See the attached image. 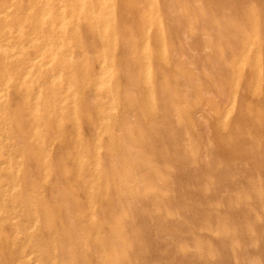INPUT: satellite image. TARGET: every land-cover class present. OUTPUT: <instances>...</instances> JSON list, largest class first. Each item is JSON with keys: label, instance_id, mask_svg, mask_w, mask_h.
<instances>
[{"label": "rangeland", "instance_id": "obj_1", "mask_svg": "<svg viewBox=\"0 0 264 264\" xmlns=\"http://www.w3.org/2000/svg\"><path fill=\"white\" fill-rule=\"evenodd\" d=\"M4 1H6V2H4ZM3 2H1L0 3V25H2L3 27H1L0 28V36L2 37V38H0V57L2 58L3 57V59H1L0 60V63H1V61H4L5 60V62H6V64H7V66H5L6 64H5V62H4V66H3V68H2V63L0 64V78L1 79H3L2 78V75L4 76V74L6 75V77H8V75H9V77L8 78H10V80H9V82H4L3 81V83H1L2 82V80L0 81V86H3V88H5V91L3 92L4 94L2 95V101H3V103L2 102H0V137H1V139H3V142H0L1 143V145H0V184H2V185H0V194H1V190L3 191V189H4V191L3 192H5V194H1V196H2V198H4V200L1 198V196H0V199L2 200H0V203H2V204H0V235H1V239H3L2 241L0 240V243H2V246H0V248H2V249H0V264L2 263V264H10V261H11V264H35V262H36V264H38V263H40V264H45V260H46V263H48V264H59V261H61L62 262V260H63V262H62V264H79L80 262V264H106L105 262H107V264H118V262H119V259H120V264H122V262L124 263L125 262V264H129V262H130V264H134V262L137 260V263L138 264H140L139 263V261L141 262V264H145V263H148V264H154L155 262H154V260L155 259H157V260H155L156 261V263L155 264H157V263H160L159 262V260L160 261H163L164 260V263L165 264H169V263H171L172 264V262H173V264H187V263H189V264H213V263H217V264H221V263H223L224 261H227V262H229V263H227V262H224V264H245V262H246V260H247V262H246V264L248 263V264H264V257L263 256H261L262 255V252L264 251V250H260V249H262V247H263V249H264V228H263V226H264V207L261 209V205H263L264 206V198L262 197V196H264V189L262 190L261 189V187L262 188H264L263 186H264V180L263 181H261V183H260V180H259V178L261 177V178H263L264 179V125L262 124V123H264V38H263V36H264V0H262L263 1V6L261 5L262 4V1L260 0V1H258V0H246V1H244V0H234V2L236 3V5H234L235 3L233 2V0H221L223 3H221V1H219V0H210V3H209V0H188V1H186V0H181L182 1V4L180 3L181 1L180 0H167V2L169 3H166V1H162V0H142V1H139V0H136L137 1V3H136V1L134 0V2H133V0H128L129 2H131L132 3V5H131V3H130V5L131 6H133V7H131L130 5H127L128 3V1L126 2L127 4H124V8H125V10L124 11H121L122 9H123V7H121L120 5H122L123 3H125V0H123V2H122V0L120 1V3L122 2V4H120L119 2H118V0H113L112 2H110V5H108L109 7H108V11H107V9H106V11H107V13H108V15H104V17L103 18H105L106 20H110V31H111V35L113 36V38H111L112 36H109L107 39H110L111 38V42L113 43V47H111L110 49L109 48H106L105 46H106V43H105V41H102L101 39H100V37H98L97 38V36H98V33L96 32V31H93V33L94 34H92L91 32H90V30H89V32H88V30L87 29H85V28H88V26H87V23H83L84 21H79V19L78 18H76V20H75V18H71V16H70V14H71V10H70V7L68 8V9H66V11L64 10V12L65 13H63V11L61 12V14H62V16H63V18H64V20H63V23L60 21V20H62L61 18H60V12H59V8H57V6H58V0H25V1H27L26 3H25V1H23V0H4ZM7 1H8V3H7ZM10 1H11V3H12V5L11 4H9L10 3ZM42 1V2H41ZM51 1H52V3H51ZM65 2H67L68 4L72 1V0H64ZM144 1H145V4H144ZM162 2V6H161V2ZM171 1H173V3L171 2ZM180 1V2H179ZM195 1V5H193V2ZM229 1V2H228ZM94 2L96 3L97 2V4L99 3V1H97V0H94ZM94 2L91 4L92 6H95L94 5ZM140 2V3H139ZM148 4H147V3ZM187 2H189L188 4H187ZM199 2H200V4H199ZM220 2V3H219ZM231 2H233L232 4L234 5V6H232L231 5ZM261 2V3H260ZM22 3H24L23 5H22ZM43 5H42V4ZM116 3V4H115ZM119 3V4H118ZM138 3H139V5H138ZM143 3V4H142ZM157 3V4H156ZM184 3V4H183ZM192 3V4H191ZM197 3V4H196ZM211 3H212V5H211ZM229 3V6H225V4L227 5ZM30 4V7H28L27 5H29ZM39 5V6H41V7H39V6H36V5ZM137 4V5H136ZM164 4H166V5H164ZM172 4V5H171ZM222 4H224V5H222ZM2 5V6H1ZM25 5V6H24ZM135 5H136V7L138 8V10L139 11H137V9H136V7H135ZM143 5V6H142ZM149 7V8H147L146 9V7L147 6ZM156 5V6H155ZM170 7H168V6ZM179 5V6H178ZM184 5V6H183ZM197 5V7H195ZM4 6H5V9H3L4 8ZM21 6H22V8H21ZM28 7V9H27V7ZM43 6V7H42ZM71 6H73V8H75V4H72ZM116 6H118V8L116 7ZM128 6V7H127ZM130 6V7H129ZM140 6V7H139ZM146 6V7H145ZM174 6V9H172V7ZM180 6H182L181 8H180V10L178 9ZM187 6H188V8H187ZM190 6H191V8H190ZM194 6V7H193ZM202 6L204 7V8H202ZM35 7H37V10H36V8ZM56 8L55 10L57 11V12H59V13H54V12H56L55 10H53V8ZM126 7L128 8V11H126ZM135 7V8H134ZM143 7H145V8H143ZM156 7V8H155ZM165 8V9H163V8ZM198 7H200L199 9L201 10V11H203V12H200V10L198 9ZM209 7H210V10H211V13H208V9H209ZM212 7H214L213 9H212ZM230 7V8H229ZM232 7H233V10H232ZM259 7H261V8H259ZM21 8V9H20ZM39 8H40V11H39ZM161 8H162V10H161ZM168 8V9H167ZM182 8H183V10H182ZM192 8H194L193 10H194V14H193V10H192ZM228 9V11L226 10V9ZM3 9V10H2ZM12 9V13L10 12V10ZM24 9V10H23ZM26 9V10H25ZM141 9V10H140ZM144 9V10H143ZM148 9L150 10V13H149V11H148ZM178 9V10H177ZM187 9V10H186ZM219 9H220V13L222 12V10H223V13H221V15H220V13L218 12L219 11ZM240 9V10H239ZM15 10H17L16 12H15ZM22 10V11H21ZM51 10V15L53 16H51V15H49L50 14V11ZM116 10H118V11H116ZM129 10H130V12H129ZM134 10V11H133ZM135 10L137 11V12H135ZM168 10H172V12L170 13V11H168ZM175 10H176V12H177V14H176V12H175ZM198 12H197V11ZM229 10H230V13H228L229 12ZM27 12V14H26V12ZM32 11V12H31ZM39 11V12H38ZM119 11H121L120 12V14L118 15V13H119ZM131 11H132V13H131ZM141 11V12H140ZM143 11H145L144 13L146 14H143L142 12ZM147 11H148V14H147ZM185 11V12H184ZM188 11H190V12H188ZM214 11H216V13H214ZM33 12H35V14L33 13ZM123 12V13H122ZM124 12H126V13H124ZM129 14H128V13ZM133 12H134V14H133ZM139 12V13H138ZM162 12H165V13H162ZM175 12V13H174ZM179 12H181L180 13V15H185V14H188V16L187 15H185V16H180L179 15ZM188 12V13H187ZM226 12H227V14H226ZM32 13H33V15H32ZM37 13V14H36ZM41 13V14H40ZM121 13L123 14V15H121ZM167 13H170V15L168 14L167 15ZM197 13H199V14H197ZM204 13V15H202V14ZM207 13V14H206ZM212 13H213V15H212ZM2 14H5L6 15V18H5V15H2ZM32 16H31V15ZM45 14V15H44ZM69 14V15H68ZM124 14H128L127 16H126V18L128 19H126V21H125V15ZM137 14H138V19L136 18L137 17ZM140 14V15H139ZM209 14H210V16H209ZM250 14H258V15H260L261 16V19H263V22H262V26H263V29H262V27H260V43H259V45H255L253 48H252V52L250 53V56H249V60H248V62H247V64L245 63L244 64V68L242 69V71H241V74L239 75V77H238V80H237V82H236V79H235V75H236V72H235V67H233L234 66V64L232 63V62H235L236 60H237V56L239 55V54H241V53H243L242 52V49H243V47L240 45V50H241V52H240V50H239V45H237V41H236V38L235 39H233L234 37L233 36H236L237 35V33L236 32H234L235 33V35H233L234 33L233 32H231L232 30H228L227 28H225L226 27V25L228 24V23H235L236 25H238V26H241V27H245V26H247V18L246 17H248ZM25 15V16H24ZM36 15V16H35ZM68 15V16H67ZM135 15V16H134ZM143 16V18H142V16ZM175 15L176 17H177V20L175 21V19H176V17L173 16ZM201 15V19L203 20V18H204V20H203V22H202V20L199 18V16ZM248 15V16H247ZM4 16V17H3ZM51 16V17H50ZM65 16V17H64ZM122 16V17H121ZM131 16V17H130ZM133 16H134V22H137V24L138 25H136L132 20H130V19H133ZM166 16H168V17H166ZM171 16V17H170ZM180 16V17H179ZM191 16V17H190ZM206 16H207V18H206ZM212 16V17H211ZM220 18H219V17ZM35 17H36V21H35ZM55 17V18H54ZM119 17H121V18H119ZM146 17V18H145ZM165 17V18H164ZM170 17V18H169ZM190 19H189V18ZM208 17H209V19H212V21L211 20H209L208 19ZM222 17H224L223 19H222ZM3 18H4V20H3ZM9 18V19H8ZM11 18V19H10ZM22 18V19H21ZM34 18V19H33ZM48 18H49V20H48ZM59 18V19H58ZM71 18V19H70ZM130 18V19H129ZM140 18H142L141 20H139ZM148 18V19H147ZM174 18V19H173ZM179 18V19H178ZM183 18H186V19H184L183 20V22H182V19ZM230 19V20H228V19ZM44 19V20H43ZM58 20V22H57V20ZM74 19V21L72 22L71 20H73ZM118 19V20H117ZM120 19V20H119ZM121 19H124V21H123V23H122V21H121ZM137 19V20H136ZM144 19V20H143ZM145 19H147V22H148V24H147V22H146V20ZM164 19V20H163ZM165 19H168V20H166V22H164L165 21ZM191 20V23L188 21V23L186 22V20ZM207 19L209 20V21H207ZM216 19V20H215ZM8 20H9V22H8ZM15 20H17L16 21V23H15ZM30 20V21H29ZM32 20H34V21H32ZM47 20H48V22H47ZM52 20V21H51ZM53 20H54V22H53ZM138 20H139V22L140 23H138ZM170 20V21H169ZM174 21V25L172 26V24L170 25V23H173V21ZM181 20V21H180ZM198 20L200 21V22H202V23H198ZM5 21V23L4 24H6V25H4L3 24V22ZM29 21V22H28ZM32 21V22H31ZM69 21H71V23L73 24V23H75V24H73V25H70L71 23L69 22ZM130 21V22H129ZM145 22V24H144V22ZM170 23H169V22ZM179 21H180V23H179ZM214 24V23H219L218 24V26H219V30L218 29H216V31H215V25H213L211 22ZM216 21V22H215ZM218 21V22H217ZM12 22V23H11ZM61 22V23H60ZM129 23V25L128 26H126L128 23ZM176 22V23H175ZM178 22V23H177ZM181 22H182V24H184V28L182 27V24H181ZM197 22V23H196ZM19 23V24H18ZM35 23H36V25H35ZM57 23V24H56ZM119 23H121L120 24V26H119ZM124 23H126L125 25H124ZM133 23V26L131 25ZM141 23H143V25L141 24ZM186 23V24H185ZM208 23V24H207ZM14 24V25H13ZM49 24V25H48ZM118 24V25H117ZM139 24H141L142 26H140ZM177 24V25H176ZM179 24V25H178ZM187 24H188V26H187ZM212 24V25H211ZM55 25V26H54ZM62 25V26H61ZM203 25H204V27H203ZM222 25V26H221ZM17 28H16V27ZM42 26V27H41ZM45 26V27H44ZM47 26H48V28H49V30H51L50 31V33H52V34H48V32L47 31H49V30H47ZM57 26V28L59 29H57L56 30V27ZM62 27V28H60V27ZM72 27V28H69V27ZM74 26V27H73ZM84 26V27H83ZM111 26H113V28L114 29H111ZM120 28H119V27ZM125 26L126 27H129V28H125ZM135 26V27H134ZM139 26V27H138ZM154 26H156V28H155V30H153L154 28ZM167 28H166V27ZM168 26H170V27H168ZM173 28H172V27ZM176 26L178 27L177 29H176ZM186 26V27H185ZM190 26V27H189ZM206 26H207V28H208V31H207V29H206ZM7 27H9V29L7 28ZM33 27V28H32ZM130 27H132V28H130ZM138 29H137V28ZM141 27V28H140ZM147 27V28H146ZM181 28V30H179L180 28ZM188 27V28H187ZM192 27H195V29L193 28L192 29ZM200 27V28H199ZM212 27V28H211ZM15 28V29H14ZM85 29V32H82V30L83 29ZM143 29V30H145V32H142L143 30H141V33H140V29ZM191 28V29H190ZM217 28V27H216ZM220 28H223V29H221L220 30ZM35 29V30H34ZM39 29V30H38ZM55 29V30H54ZM82 29V30H81ZM124 29V30H123ZM129 29V30H128ZM135 29V31H136V34L134 33L135 31H132V30H134ZM169 29H172L171 31L169 30ZM175 29L179 32V37H180V39H181V41H182V39L185 41L184 43H185V45L184 44H182L183 43V41L181 42V41H179V37L178 36H173V35H175V33L174 32H177V31H175ZM190 29V30H189ZM204 29V30H203ZM16 32H15V31ZM25 30H27V32H25ZM29 30H31V31H29ZM44 30H45V32H44ZM47 30V31H46ZM61 30H63V33L61 32ZM139 30V31H138ZM155 32V34L154 35H156V36H154V37H157V39H156V41H159V42H161V43H155V44H157V45H155V44H152V43H154V42H156L155 40H154V38H152V33H153V31ZM158 30V31H157ZM159 30H161L160 32H159ZM167 30V31H166ZM174 30V31H173ZM186 30H188V31H186ZM194 30V31H193ZM206 30V31H205ZM8 31H10V34H8L9 32ZM32 31H33V33H32ZM36 31V32H35ZM80 31H81V34H80ZM124 31H127V32H124ZM152 31V32H151ZM173 31V32H172ZM183 33V35H181L180 33L181 32ZM191 31V32H190ZM203 31V32H202ZM210 31V32H209ZM227 31H228V34H227ZM6 32H7V34H6ZM59 32V33H58ZM88 32V33H87ZM96 32V33H95ZM139 32V33H138ZM159 32V33H158ZM178 32L176 33L177 35H178ZM189 32V33H188ZM194 34H193V33ZM212 32V33H211ZM216 32V33H215ZM224 32V33H223ZM3 33V34H2ZM5 33V34H4ZM16 33V34H15ZM44 33V34H43ZM55 33V34H54ZM66 33V34H65ZM74 34V36L72 35L71 36V34ZM84 33L86 34V35H84ZM126 33V34H125ZM129 33V34H128ZM133 33V34H132ZM170 34V36H168L169 34ZM207 33V34H206ZM215 33V34H214ZM218 33H220V35H221V38L222 37H224L225 39H221L220 38V35H217ZM12 34H15V35H13L12 36ZM41 34H42V36H41ZM60 34H61V36H60ZM77 34V35H76ZM90 34H91V36H90ZM96 34V35H95ZM120 34V35H119ZM125 36H124V35ZM136 36H135V35ZM167 34V35H166ZM185 34H186V38H185ZM188 34V35H187ZM226 34V35H225ZM8 36V38L7 39H4V41H3V38H5V37H7ZM35 35H37V37H35ZM49 35H50V37L53 35V37H52V39L53 38H56V36H58L56 39L59 41L60 40V43L57 41L56 42V39H53L54 41H52V39L50 38L49 39ZM93 35H95V37L93 36ZM132 35V36H131ZM140 35V36H139ZM172 35V36H171ZM31 36H32V39H30L31 38ZM41 36V37H40ZM46 36H47V38H46ZM83 36V37H82ZM84 36H87L86 38L84 37ZM90 36V37H89ZM93 36V39L91 38ZM117 36H119V37H117ZM133 36H135V38H133ZM139 36V37H138ZM215 36V37H214ZM218 36H219V38H218ZM231 36V37H230ZM73 37L75 38V40H77L76 42H75V40L73 39ZM120 37H123V38H121V41H122V39H123V41H125L126 39L128 40V41H125V42H120L119 40V38ZM162 37V38H161ZM182 37V38H181ZM193 37H195V39L197 40L198 38L200 39H198L199 40V42H195V39H193ZM204 37V38H203ZM208 37L210 38V39H208ZM211 37H212V39H211ZM233 37V38H232ZM18 38L20 39V42H19V40H18ZM25 38H26V40H25ZM87 39L86 41H85V39ZM97 38V39H96ZM130 38H133V39H130ZM159 38V39H158ZM161 38V39H160ZM170 38V40L168 41V39ZM173 38H175V39H177L178 40V43L181 45L182 44V47L180 46V45H178L177 46V42H174V41H176V40H174L173 41ZM203 38V39H202ZM213 38H215V39H213ZM227 38V39H226ZM27 39L29 40V41H27ZM36 39H37V41H38V43H37V41H36ZM84 39V40H83ZM91 39V40H90ZM100 39V41L99 42H97V40H99ZM125 39V40H124ZM136 39H138V40H140V41H138V40H136ZM141 39L143 40V41H141ZM145 39V40H144ZM150 39H151V41H150ZM186 39H187V42H186ZM218 39H220L219 41H220V44H219V42H217V40ZM233 40V42H232V40ZM12 40L13 41H15V42H12ZM18 40V41H17ZM47 40V41H46ZM52 42H51V41ZM88 40H90V41H88ZM94 40V42H91V41H93ZM96 40V41H95ZM172 40V41H171ZM203 40V43H205L204 45H202L203 43L201 42ZM206 40V41H205ZM208 40V41H207ZM211 40V41H210ZM216 40V41H215ZM228 40V41H227ZM2 41V42H1ZM16 41H17V43H16ZM45 41H46V43H45ZM66 41H68V43H66ZM74 41V42H73ZM84 42L83 44L86 46V44L88 45V47H87V49H84V48H86L85 46H83V44H81L82 42ZM130 41V42H129ZM170 41H171V43H170ZM235 41V42H234ZM9 44H8V43ZM49 42V43H48ZM56 42V43H55ZM74 44H73V43ZM97 42V43H96ZM105 43V44H103V43ZM128 42V43H127ZM131 42H132V44H133V42L135 43V44H133L134 46L135 45H137V47L138 48H136L135 49V51L134 50H132L133 48H135V47H133V45H130L131 44ZM141 42V43H140ZM210 44H208V43ZM214 42H216L217 43V45H218V47H221V48H218L217 47V45H216V43L214 44ZM223 42H224V44L226 43V42H229V44H231V45H229L228 46V43H226V45H224L223 44ZM14 43H15V45H14ZM35 43H37V44H39V45H37L36 47H35ZM66 43V44H65ZM76 43V44H75ZM78 43H80L79 45H78ZM90 43L92 44V46L90 45ZM102 43V47H100L101 44ZM195 43V44H194ZM234 43H236V45L234 44ZM20 44H22V45H20ZM50 44V45H49ZM67 44H69V46H68V48H69V50L67 49L66 50V47H67ZM72 44V45H71ZM95 44V45H94ZM121 44H123L124 45V48L121 46ZM127 44V45H126ZM129 44V45H128ZM175 44V45H174ZM189 46H188V45ZM194 44V45H193ZM198 46H197V45ZM214 44V45H213ZM53 45V46H52ZM93 45H94V48L96 49V50H94V51H92L94 48H92L93 47ZM96 45H99V47L100 48H98V46H96ZM119 45H120V47H119ZM183 45H184V47L187 49V50H185V48L183 47ZM196 45V46H195ZM235 45V46H234ZM39 46V47H38ZM70 46H71V48H70ZM78 46V47H77ZM82 46V47H81ZM89 46H91V47H89ZM127 46V47H126ZM132 48H131V47ZM155 48H154V47ZM157 46V47H156ZM159 46H160V48H159ZM193 46H194V48H193ZM202 46H204L205 48L207 47L208 49H210V50H208L207 48L205 49L204 47H202ZM224 46V47H223ZM226 46V47H225ZM5 47V48H4ZM49 47V48H48ZM52 47H54L53 49H52ZM78 49H80V50H83L82 52L80 51V50H78ZM128 47H129V49L130 50H132V51H130L129 49H128ZM141 47V48H140ZM168 47H169V49H168ZM174 47V48H173ZM201 47L202 48H204L205 49V51H204V49H201ZM213 47V48H212ZM234 47V48H233ZM235 47H237V48H235ZM38 49V50H35V52H37L38 53V55H37V53H34L35 55H33L32 53L34 52V49ZM83 48V49H82ZM92 48V50H90V49ZM104 48V49H103ZM117 48H119V49H117ZM124 50V52H123V50ZM170 48H172V51H171V49ZM179 49V50H175V49ZM182 50H181V49ZM189 48V49H188ZM199 48V49H198ZM216 48V49H215ZM228 50H230V49H233V50H235V51H232L231 50V53H230V51H227V49ZM27 49L28 50H31V51H27ZM66 51H65V50ZM106 49V50H105ZM126 49H128L127 51H126ZM157 49V50H156ZM161 49V50H160ZM195 49V50H194ZM222 51H221V50ZM39 50L41 51L40 53L42 54H40L39 53ZM47 50V52H44V51H46ZM62 51V53H61V51ZM75 50H77V51H75ZM86 50H87V52H89V58H87L88 56H86V55H88V53H86V55H85V53L84 52H86ZM89 50V51H88ZM99 50V51H98ZM102 50V51H101ZM119 50H121V51H119ZM170 50V51H169ZM190 50V51H189ZM199 50V51H198ZM207 50V51H206ZM224 50V51H223ZM225 50H226V52H225ZM238 50V51H237ZM9 51V52H8ZM60 51V52H59ZM101 51V52H100ZM103 51H104V53H103ZM107 51V52H106ZM126 51V52H125ZM153 51V52H152ZM155 51V52H154ZM159 51V52H158ZM175 51V52H174ZM177 51V52H176ZM184 51V52H183ZM185 51L186 52H188V54H191V55H189L188 56V54L187 53H185ZM192 51V52H191ZM203 51V52H202ZM210 51V52H209ZM213 51H214V53H213ZM31 52V54H32V56L34 57H31V54H29ZM50 52V53H49ZM78 54H77V53ZM93 54H91V53ZM94 52H96V53H94ZM116 52H117V54H116ZM129 52H130V54H132V55H130L129 54ZM134 52V53H133ZM143 52V53H142ZM156 52H158V53H156ZM180 52H181V54H180ZM189 52H191V53H189ZM195 53V56H193V54ZM206 52H209V53H206ZM213 53V55H212V53ZM219 52V53H218ZM221 52H224V53H221ZM236 52H238V53H236ZM9 53V54H8ZM28 53V54H27ZM49 53V54H48ZM75 53H76V55H75ZM102 53V54H101ZM121 55H120V54ZM123 53V54H122ZM135 53H137V54H135ZM155 53V54H154ZM174 53V54H173ZM216 53H218V54H216ZM228 53V54H227ZM230 53V54H229ZM254 53H255V56H254ZM13 54V55H12ZM46 54H48L47 56H46ZM79 54H83L82 56L80 55V58H79ZM93 56L92 58H93V60H91V61H93V65H92V62L91 61H89V59H92L90 56L91 55ZM95 54V55H94ZM101 54V55H100ZM119 54V55H118ZM128 54L130 55V56H128ZM154 54V55H153ZM159 54H160V56H159ZM177 54V55H176ZM207 54H208V59H207ZM215 54V55H214ZM226 54V55H225ZM234 54L236 55L235 57H234ZM238 54V55H237ZM253 54V55H252ZM25 55V56H24ZM62 55V56H61ZM66 55V56H65ZM100 55V57H97V56H99ZM125 55H127L128 57H130V58H127V56H125ZM133 55H135V56H133ZM138 55V56H137ZM176 55V56H175ZM179 55V56H178ZM184 55H185V57H184ZM197 55V56H196ZM210 55H212V57L210 56ZM222 57H221V56ZM224 55V56H223ZM227 55H229L228 57H227ZM231 55H233V56H231ZM22 56L23 57H25V58H22ZM28 56H30L31 58H29ZM58 56H59V58H58ZM61 56V57H60ZM85 58H84V57ZM120 56H122L121 58H119ZM133 58H132V57ZM153 56H155V59H154V57ZM172 58H171V57ZM174 56V57H173ZM193 56V57H192ZM216 56H219V58H217ZM256 56L258 57V60H257V58H256ZM29 59H28V58ZM36 57V58H35ZM64 57V58H63ZM67 57H68V59H67ZM69 57L71 58V59H69ZM75 57H77V59L75 58ZM82 57V58H81ZM102 57H103V60H102ZM125 57L127 58V59H125ZM160 57V58H159ZM162 57H163V59H162ZM184 57V58H183ZM188 58V60L189 59H191V60H187V58ZM201 57H203L202 59H201ZM211 57V58H210ZM213 57H214V59H213ZM224 57V58H223ZM252 57H254V58H252ZM15 58V60H13ZM22 58V60L23 61H21L20 59ZM38 58V59H37ZM39 58H41V59H39ZM51 58V60L49 61V59ZM73 58V59H72ZM109 58H110V60H109ZM117 58H119V61H116V59ZM135 58V59H134ZM137 58V59H136ZM140 58H142V60L140 59ZM181 58V59H180ZM192 58H195V59H192ZM198 58V59H197ZM210 58V59H209ZM217 58V59H216ZM222 58L226 61V63L224 62V60H222ZM9 59H10V61H9ZM20 61H19V60ZM25 59V60H24ZM31 59V60H30ZM45 61H44V60ZM48 59V60H47ZM63 59H64V61H63ZM65 59L66 60H68V62H66L65 61ZM98 59H100V60H98ZM127 60V61H129L130 63H128L127 61H126V63L128 64V66H132L133 65V67H131L132 68V70H130L131 68H129V70H128V68L126 69V67H128L127 66V64H125L124 65V63H123V61H125V60ZM129 59V60H128ZM139 59V60H138ZM160 59V60H159ZM176 59V60H175ZM179 59V60H178ZM182 59H186L185 61L186 62H184ZM205 59H206V61H205ZM215 59H216V61H215ZM221 59V60H220ZM253 61H252V60ZM7 60V61H6ZM18 60V61H17ZM36 60L37 61H39V62H36ZM56 60H59V61H56ZM77 60V61H76ZM82 60H84V62L82 61ZM95 60H96V63H95ZM107 60H108V62H109V64L110 65H108V62H107ZM118 60V59H117ZM144 60V61H143ZM155 60V61H154ZM164 60H165V62H167L166 64V68H163L162 69V67H165V63H163L164 62ZM177 60H178V62H177ZM193 60V61H192ZM195 60H196V62H195ZM210 61L209 63L210 64H208L207 63V61ZM228 60V61H227ZM233 60H235V61H233ZM255 60V61H254ZM9 61V62H8ZM28 61H29V63H28ZM31 61V62H30ZM47 61H49V62H47ZM54 61H56V62H54ZM60 61H63V63L62 64H60L61 62ZM78 62V63H75V62ZM79 61H82V62H79ZM101 61H102V65H101V67H99L100 65V63H101ZM121 61V62H120ZM133 61H136V62H133ZM142 62L143 61V63H140V62ZM159 61V63H163V65H162V67H158V63L157 62ZM161 61H163V62H161ZM188 61V62H187ZM199 61V62H198ZM202 61V62H201ZM231 61V62H230ZM13 62V63H12ZM24 62H26V63H24ZM34 62H35V64H34ZM57 62L60 64H57ZM66 62V63H65ZM85 62H86V64H88V62H90V64H88L86 67H85ZM97 62H99V63H97ZM119 62V63H118ZM137 62H138V64H140V67H141V72L143 73H139V71H138V69L137 68H139L140 69V67L138 66V64H137ZM177 62V63H176ZM180 62H182V63H180ZM193 62H195V63H193ZM201 62V63H200ZM215 62L217 63V65H215L214 66V64H215ZM16 63V64H15ZM28 63V64H27ZM50 63V64H49ZM71 63V64H70ZM84 66L83 67V69H82V67H81V64ZM123 63V64H122ZM154 63V64H153ZM179 63V64H178ZM189 63V64H188ZM191 63H193V64H191ZM206 63V65H204ZM211 63H212V65H211ZM221 63V64H220ZM222 63H224V64H222ZM15 64V65H14ZM20 64V65H19ZM55 64V65H54ZM66 64V65H65ZM68 64V65H67ZM74 64L76 65V66H74ZM78 64V65H77ZM98 65V67L99 68H101L102 70V72L101 73H99V68L97 67V65ZM119 64H122V67H121V65H119ZM136 64H137V68H136ZM155 64H157V65H155ZM160 64V65H161ZM169 64H170V67H169ZM183 64H186V65H184L183 66ZM196 64V65H195ZM198 64V65H197ZM201 64V65H200ZM219 64V65H218ZM225 64H226V68H227V70H226V68H225ZM230 64H233V65H230ZM12 65L14 66L13 68H11L12 67ZM27 65V66H26ZM95 65V66H94ZM117 65V66H116ZM118 65H119V67H121L122 69H120L122 72L124 71V73H122L119 69H117L118 68ZM142 65V66H141ZM144 65V66H143ZM145 65H146V67H145ZM174 65V66H173ZM176 65V66H175ZM179 65H182V66H179ZM190 65V66H189ZM207 65H208V67H207ZM210 65V66H209ZM222 65V66H221ZM11 66V67H10ZM23 66H24V68H23ZM32 66V67H31ZM89 66H94V67H89ZM123 66L125 67V69L126 70H124V68H123ZM156 66V67H155ZM187 66V67H186ZM192 66V67H191ZM199 66L200 67H202V68H205V70L204 69H201L200 68V70H199ZM219 66V67H218ZM257 66V67H256ZM7 69H6V68ZM48 67H50L51 68V71H50V68H48ZM175 67V68H174ZM182 67H183V69H182ZM222 67V68H221ZM231 67H232V70H231ZM247 67V68H246ZM249 67H251V68H249ZM252 67H253V69L255 68V71L254 70H252ZM10 68V69H9ZM21 68V69H20ZM35 68V69H34ZM36 68H38V70L36 69ZM84 68H86L85 70H84ZM90 68V69H89ZM135 68V69H134ZM142 68H143V71H142ZM145 68H146V73H145ZM156 68H157V70H158V73H156ZM169 68V70H167ZM171 68V69H170ZM178 68H179V70H178ZM181 68V69H180ZM190 68V70H188ZM196 68V69H195ZM210 68V69H209ZM211 68H213V69H211ZM218 68L220 69V70H218ZM16 69V70H15ZM24 69V70H23ZM93 69H94V73H95V75H94V73L93 72H90V71H93ZM96 69V70H95ZM99 69V70H98ZM165 69H166V71H165ZM194 69V70H193ZM224 69V70H223ZM248 69H249V71H248ZM5 70H6V73H5ZM7 70L10 72H7ZM19 70V71H18ZM21 70V71H20ZM29 70H30V72H29ZM68 70V71H67ZM90 70V71H89ZM133 70H134V74H133ZM137 70V71H136ZM159 70H161L162 72H161V76H160V71ZM171 70H172V72H171ZM176 70V71H175ZM201 70H203V71H201ZM211 71L210 73H211V75H210V77L209 78H213V84H212V79H209L208 78V76H209V71ZM215 70V71H214ZM226 70V71H225ZM230 70V71H229ZM24 71V72H23ZM47 71H48V73H47ZM82 72V73H80L79 74V72ZM83 71H84V73H83ZM87 71V72H86ZM118 71H120V72H118ZM131 71V72H130ZM184 71H186V72H184ZM189 71H191V73L192 74H190V72ZM192 71H194V72H192ZM198 71V72H197ZM204 71L206 72L205 74H204ZM214 73H213V72ZM225 71V72H224ZM233 71V73L234 74H232L231 72ZM256 71H257V73H256ZM19 72V73H18ZM22 72V73H21ZM56 72V73H55ZM98 72V73H97ZM136 72H138V74L136 73ZM169 72V73H168ZM177 72L178 73H180V74H182V75H180V74H177ZM229 72V74H227ZM245 72V73H244ZM4 73V74H3ZM20 73H21V75H20ZM86 73V74H85ZM115 73H118L117 75L115 74ZM120 73H122V75L123 74H126V75H121ZM128 73V74H127ZM153 73V74H152ZM163 73H168V75H164ZM172 73V74H171ZM202 74L201 76H202V78H201V80H200V77L201 76H199L198 77V75H200V74ZM209 73V74H208ZM215 73H217V74H219V75H217V77L215 76ZM2 74V75H1ZM19 74V75H18ZM24 74V75H23ZM115 74V75H114ZM131 74V75H130ZM144 74H146V77L145 76H143ZM171 74V75H170ZM177 74V75H176ZM185 74H189V75H185ZM193 74H198L196 77H194L195 75H193ZM222 74H224V75H222ZM50 75V76H49ZM76 75V77L75 78H78V79H76V81H75V78H74V76ZM79 75V76H78ZM85 75H86V78H85ZM88 75V76H87ZM120 75H121V78H120ZM137 75V76H136ZM139 75V76H138ZM158 77L159 79H161L162 81H160L159 79V81H160V86L158 85L159 83V81L158 80H156V77ZM157 75H159V76H157ZM185 75V76H184ZM207 75V76H206ZM254 75V76H253ZM16 76V77H15ZM18 76V77H17ZM22 76V77H21ZM34 76H35V78H34ZM53 76V77H52ZM97 76H100V77H97ZM115 76V79L113 78ZM119 76V77H118ZM142 76V77H141ZM184 76V77H183ZM191 76H192V80H191ZM205 76V77H204ZM219 76H220V78H222L223 77V79H219ZM228 76H229V78L230 79H228ZM255 76H257V78L255 77ZM259 76V77H258ZM19 77H20V79H19ZM44 77V78H43ZM67 77V78H66ZM81 77H83V78H81ZM126 77H128V78H126ZM134 77V79H135V81H134V79H132ZM137 77L139 78V79H137ZM167 77L170 79V77H174V78H171L170 80L169 79H167ZM177 77V78H176ZM180 77H182L183 78V80L180 78ZM186 77H187V79H186ZM189 77V78H188ZM227 79H226V78ZM231 77H232V79H231ZM244 77V78H243ZM249 77V78H248ZM54 79L53 80V82L55 81V82H57L55 85H57L56 87H54V91L52 92H49V90H50V88H51V86H52V84H50L51 82H49L50 81V79ZM62 79V80H57V79ZM64 78L65 79H68V81L67 80H64ZM81 78V79H80ZM116 78H118L117 80H116ZM131 78V79H130ZM154 78H155V80H154ZM180 78V80H178ZM199 78V79H198ZM204 78V79H203ZM207 78V79H206ZM218 80H220V81H218ZM248 78V79H247ZM254 78V79H253ZM72 79H73V81H72ZM82 79L83 80H86V81H83V82H81L82 81ZM93 79L95 80V81H93ZM112 79H114L115 81H113ZM123 79L124 81H122L121 82V80ZM172 79H173V81H172ZM175 79H176V81H175ZM196 79V80H195ZM202 79H203V81H202ZM206 79V80H205ZM239 79H241V80H239ZM250 79V80H249ZM252 79H253V81H252ZM20 80V81H19ZM78 80V81H77ZM129 80V81H128ZM140 80V81H139ZM145 82H144V81ZM164 80V81H163ZM182 80V81H181ZM187 80V81H186ZM211 80V81H210ZM214 80H215V82H217V83H215L214 82ZM18 83H17V82ZM36 81V82H35ZM67 81V84L66 83H64V82H66ZM117 81V82H116ZM125 81H126V83H128L127 85H126V83H125ZM138 82V84H137V82ZM141 81H142V84H141ZM158 81V82H157ZM167 81V82H166ZM190 81V82H189ZM193 83H192V82ZM198 81V82H197ZM200 81V82H199ZM203 83H202V82ZM246 81H248V82H246ZM13 82H14V84H13ZM92 82H94V83H92ZM105 82V83H104ZM161 82H163L162 84H161ZM169 82H171V84L169 83ZM189 84H188V83ZM195 82H197V83H195ZM209 82V83H208ZM220 82V83H219ZM229 82V83H228ZM233 84H231V83ZM11 83V84H10ZM79 83V84H78ZM80 83H83L82 85L80 84ZM86 83V84H85ZM96 83V84H95ZM111 83H112V86H114L115 87V89H114V87H112L111 86ZM113 83H115V84H113ZM125 83V84H124ZM130 83V84H129ZM136 84V86H138V87H136L134 84ZM147 85V87L149 86V84L151 83V86H149V92H148V89L146 90V85ZM155 83V84H154ZM156 83H158V84H156ZM166 85H165V84ZM175 84V86H174V84ZM179 83L180 84H182V85H180V87H179ZM184 83V84H183ZM185 83H186V85H185ZM190 83H192L191 84V86L193 85V84H195V85H193V87H191L190 88ZM199 83H201L202 85H199ZM208 83V84H207ZM228 84V85H232L231 87H232V89H230L231 87L230 86H228V85H226L225 86V84ZM247 83V84H246ZM3 84V85H2ZM62 84L64 85L63 86V88L65 89H63L62 88ZM92 84V85H91ZM101 85V87H98V85ZM211 86H210V85ZM219 84H221V86L219 85ZM244 84H245V86H244ZM6 85V86H5ZM19 85H20V87H19ZM24 85V86H23ZM35 85H36V87H35ZM37 85L39 86V89L37 88ZM54 85V86H55ZM80 85V86H79ZM124 85H125V87H126V91H125V87H124ZM130 85V86H129ZM134 85V89H135V91H138L137 93L140 95V97H138V96H136V94L137 93H135L134 92V89L133 88H131V86H133ZM158 85V86H157ZM161 85H164V86H161ZM185 85V86H184ZM199 85V86H198ZM203 85H205V86H203ZM207 85H208V87H209V89H208V87H207ZM213 85V86H212ZM217 85V86H216ZM16 86V87H15ZM66 86V87H65ZM89 86L92 88L91 90H90V88H89ZM127 86H128V89H127ZM171 86V87H170ZM187 89V90H183L184 89V87ZM202 86V87H201ZM215 86V87H214ZM247 86V89L245 88ZM25 89H24V88ZM33 87V88H32ZM59 87V88H58ZM106 87H107V90H106ZM123 87V91H124V94H125V97H123L124 96V94L122 95V93H123V91H122V88ZM137 89H136V88ZM155 87V88H154ZM160 87H163L164 89V91L166 92V94H167V96L169 95V92H170V94L173 96L174 94V96H173V99L171 98V96H168V97H166V94H162V93H164V91L162 92V89L160 88ZM169 87V88H168ZM179 87V89L178 90H180L181 91V93H179L180 91H178V90H173V89H176V88H178ZM189 87V88H188ZM210 87H212L211 89H210ZM21 88H22V90H21ZM111 89V91H112V93L111 94H114V92H115V94L114 95H111V94H109L110 92H109V90ZM120 89V90H117V89ZM143 90H142V89ZM156 88H159V89H157V90H155ZM180 88H183V89H180ZM194 88H196V89H194ZM202 88H204L203 89V91H202ZM220 88V90L218 91V89ZM243 88V89H242ZM35 89V90H34ZM139 89H140V91H142V92H140L139 91ZM166 89V90H165ZM206 89V90H205ZM212 89H214V92H213V90ZM241 89L243 90V91H241ZM20 90L23 92H21L20 93ZM43 90V91H42ZM62 90H64V91H62ZM71 90H73V93L71 92ZM79 90H81L80 92H79ZM101 90H102V92H101ZM127 90H129V94H128V92H127ZM146 90V91H145ZM158 90H161V92L160 91H158ZM183 90V91H182ZM212 90V91H211ZM216 90H217V92L219 93V95H218V93L216 92ZM228 90H229V92H230V94H229V92H228ZM10 91H12L11 92V94H10ZM16 92V94H18L17 96H16V94H15V92ZM44 91H45V93H44ZM90 93H89V92ZM92 91V92H91ZM120 91V92H119ZM130 91H131V95H130ZM144 91H145V93H144ZM158 91V92H157ZM167 91H169V92H167ZM172 91V92H171ZM191 91V92H190ZM194 91V92H193ZM205 91V92H204ZM207 91H208V93H207ZM246 91H249V92H246ZM58 92H59V94H58ZM69 92H71L70 94H69ZM87 94H86V93ZM96 92H99L100 94L102 93V95H100V94H98V93H96ZM104 92V93H103ZM106 92V93H105ZM126 92V93H125ZM179 93V96H178V93ZM185 92H187V93H185ZM189 92V93H188ZM192 92H193V94H192ZM209 92H211V93H209ZM227 92V93H226ZM240 92H241V94H240ZM243 92H245V93H243ZM250 92H252V95H251V93ZM36 93V94H35ZM86 95H85V94ZM89 93V94H88ZM141 93H142V95H141ZM144 93V94H143ZM149 93V95H147ZM160 93V94H159ZM174 93V94H173ZM185 93V94H184ZM202 93V94H201ZM205 93H207L206 94V96H205ZM212 93H214L215 94V97L212 95ZM231 93H232V95H231ZM32 94H34L35 95V97L32 95ZM65 94H67V95H65ZM79 94V95H78ZM81 94H84V95H81ZM90 94H91V96H90ZM99 96H98V95ZM137 94V95H138ZM159 96H158V95ZM177 94V95H176ZM183 94L185 95V96H183ZM187 94V95H186ZM197 94H199V96L197 97ZM216 94H217V96H216ZM226 94V97H224V95ZM245 94H247V95H245ZM249 94V95H248ZM10 95V96H9ZM15 97H14V96ZM22 95V96H21ZM80 95H81V97H80ZM118 95V97L116 98V96ZM128 95V96H127ZM133 98L134 96H135V98H133L132 100H130L131 98H130V96ZM194 95H195V97H194ZM207 95H209V97L210 98H212V99H210V98H208V96ZM211 95V96H210ZM223 95V96H222ZM255 95V96H254ZM258 95V96H257ZM259 95H260V97H259ZM4 96V97H3ZM12 96H13V98H12ZM42 96H44V97H46V98H44V97H42ZM81 98V100H80V98ZM85 96V97H84ZM86 96H87V98H86ZM88 96H89V99H88ZM94 96H98L97 98L96 97H94ZM103 96V97H102ZM111 96V97H110ZM113 96V97H112ZM130 98L129 99V101L130 102H128V98ZM144 96H145V100H144ZM149 96V97H148ZM156 96H158L157 98H156ZM180 96L181 97H183V98H180ZM190 96H191V98H190ZM222 96V97H221ZM239 96V97H238ZM242 96V97H241ZM248 96V97H247ZM6 97H7V99H6ZM19 97V98H18ZM20 97H22L23 98V105L24 106H26V108L23 106V105H21V104H19L20 106H19V108L18 107H15V105H13V104H17L18 105V103L19 102H21L22 101V98H20ZM34 99H33V98ZM52 97V98H51ZM57 97H59V98H57ZM85 99H84V98ZM93 97L94 98H96L97 100H94L93 99ZM99 97L100 98H102L101 100H98L99 99ZM105 97H106V99H105ZM110 97V98H109ZM136 97H138V99H136ZM146 97H147V104H148V106H149V108H148V106H144V104L143 103H145L146 102ZM162 99H164L163 101L164 102H161V98ZM170 97V98H169ZM189 99H188V98ZM206 97V98H205ZM217 97V98H216ZM219 97V98H218ZM233 99H232V98ZM12 100H11V99ZM42 98H43V100H42ZM73 98V99H72ZM75 98H76V100H75ZM175 98V99H174ZM177 98V99H176ZM187 98V99H186ZM203 98V99H202ZM208 98V99H207ZM228 98V100H226ZM246 100H248V101H246ZM250 98H251V100H250ZM15 99H17L19 102L18 103H16L17 101L15 100ZM46 99V100H45ZM52 99V100H51ZM120 99V100H119ZM122 99H124L125 101H126V103H125V101L124 100H122ZM127 99V100H126ZM141 99V100H140ZM160 101V102H157L158 100ZM168 99V100H167ZM173 100V102H172V100ZM182 99V100H181ZM193 99H195V100H193ZM197 99V100H196ZM240 99V100H239ZM15 100V102L13 103V101ZM25 100V101H24ZM47 100H48V102H47ZM70 100H72V102L70 101ZM87 100H89V101H91V104H90V102H85V101H87ZM103 100V101H102ZM109 100V101H108ZM121 100H122V102H121ZM138 100V101H137ZM165 100H167L168 102H167V104H166V101ZM171 100V101H170ZM179 100V103H177V101ZM183 100H185V101H183ZM187 100H189V101H187ZM212 100V101H211ZM218 100L220 101V102H218ZM242 100H243V102H242ZM11 101V103H12V105H13V107L14 108H11L10 109V106H11V103H9ZM44 101V102H43ZM70 103H69V102ZM80 101H83V102H80ZM97 101H99V102H97ZM100 101H101V103L103 102V104H101L100 103ZM106 101V102H105ZM118 101V102H117ZM120 101V102H119ZM133 101H134V103H135V101H137L135 104L133 103ZM169 101L171 102V104L169 103ZM176 101V102H175ZM191 101V102H190ZM193 101V102H192ZM195 101V102H194ZM205 101V102H204ZM212 102V103H210V102ZM221 101H222V104H221ZM229 101V102H228ZM231 101V102H230ZM246 101V102H245ZM255 101V102H254ZM25 102H28L29 103V105H28V103H25ZM51 102V103H50ZM78 102V103H77ZM116 102H117V104H116ZM132 102V103H131ZM140 102H143L141 105H143V106H141V105H137L136 106V104H140ZM183 102V104H181ZM187 102V103H186ZM190 102V103H189ZM207 102H209V105L207 104ZM216 102H218V103H216ZM226 102H228V104L226 103ZM259 104H258V103ZM34 104V105H31V104ZM59 103V104H58ZM73 103V104H72ZM95 105H94V104ZM129 104L128 105V109H127V106H126V104ZM161 103V104H160ZM162 103H165V104H162ZM169 103V104H168ZM175 103H177V104H175ZM196 103V104H195ZM198 103H202L201 105L200 104H198ZM46 104H48V106L46 105ZM82 104H83V106H85V107H83L82 106ZM86 104V105H85ZM107 104H110V107H106V105ZM115 104V105H114ZM130 104H132V105H130ZM146 104V103H145ZM176 105V106H174V105ZM185 104H188V106L187 105H185ZM193 104H194V106H193ZM224 104H226V105H224ZM232 104V105H231ZM240 104V105H239ZM241 104H245L244 106H241ZM262 104V105H261ZM16 105V106H17ZM52 105V106H51ZM96 106L97 105V108L96 107H91V108H89L88 106ZM124 106V107H122V106ZM136 106V111H141V115H139L140 114V112H139V114H137L138 116H139V118H138V116L135 114V110H134V106ZM150 105H151V107H150ZM162 105V106H161ZM164 105V106H163ZM166 105H170V107L169 106H166ZM177 105H178V107H177ZM180 105H182V106H180ZM204 105V106H203ZM216 105V106H215ZM239 105V106H238ZM246 105H247V107H246ZM258 105V106H257ZM73 106V108H71ZM79 106H81V107H79ZM87 106V107H86ZM138 106H141L142 108H140V110H139V108H138ZM159 106V107H158ZM166 106V107H165ZM252 106V107H251ZM261 106V107H260ZM23 107V108H22ZM44 107V108H43ZM59 107H60V109H59ZM83 107V109H81ZM132 109H131V108ZM146 107L148 108V110H146ZM174 107H175V109L176 108H178L179 109V107H180V109L179 110H181L182 111V116L180 115V112L181 111H179L178 109H176V112H177V114L179 115H177L176 114V112H173V109H174ZM209 107H211V108H213V111H212V109L211 108H209ZM214 107H215V109H214ZM224 107H226V108H224ZM242 109H241V108ZM263 107V108H262ZM17 108V109H16ZM21 108V109H20ZM26 109V112H28V115L25 117V114H24V112H25V109ZM42 108V109H41ZM54 108V109H53ZM87 108V109H86ZM101 108V109H100ZM124 108V109H123ZM151 108H153V110L151 109ZM156 108V109H155ZM161 108V109H160ZM166 108H167V110H166ZM190 108H192L191 110H189ZM193 108H194V110H193ZM219 108V109H218ZM222 108V109H221ZM240 108V109H239ZM13 109H14V112H13ZM20 109V110H19ZM68 109L70 110V109H72V110H70L69 112H70V114H68ZM81 109V110H80ZM90 109V110H89ZM120 109V110H119ZM146 110V111H151V114H150V112H146V111H144L143 112V110ZM168 109H170L171 110V112H170V110H169V112H170V114H169V112H168ZM186 109H187V111H186ZM237 109H239V110H237ZM243 109H244V111H243ZM15 110H16V112H15ZM18 110H19V112H21V116L22 117H20L19 116V114H18ZM22 110H24V111H22ZM60 110H62V111H60ZM67 110V111H66ZM74 110V111H73ZM84 110V111H83ZM86 110H88V111H86ZM97 110H99V111H101V112H103V113H106V117L108 118L106 121H107V123L105 122L103 125H102V127L101 128H99L100 127V123H97V122H99L100 121V119L102 118L101 117V114H100V112H98ZM104 110V111H103ZM113 110H115V111H113ZM119 110V111H118ZM122 110V111H121ZM125 112H124V111ZM127 110V111H126ZM129 110H132V112H131V114H127V112H129ZM133 110H134V112H133ZM178 110V111H177ZM199 112H198V111ZM208 110H211V111H208ZM216 110V111H215ZM223 110V111H222ZM246 110V111H245ZM256 110H257V112H256ZM59 111V112H58ZM66 112V115H65V112ZM83 111V112H82ZM90 111H93L94 112V114H95V112H96V114H95V116L96 117H98L99 116V114H100V116H99V118H96V120L94 119L95 118V116H91V114H92V112H91V114H90ZM118 111V112H117ZM121 111V112H120ZM154 111V112H153ZM162 111H164L163 112V114H161V112ZM167 111V112H166ZM175 111V110H174ZM184 111V112H183ZM192 111V112H191ZM207 112V114H208V112H209V115H207V114H205V112ZM239 112V114H238V112ZM242 111V112H241ZM251 111H252V115H251ZM10 112H11V115H10ZM72 112H73V114H72ZM79 112H80V114H79ZM86 112H87V114H86ZM114 112H115V114H114ZM123 112H124V117H123ZM185 112H186V114H188V112H189V114L188 115H190V117L188 116V115H185ZM193 112H194V114H193ZM210 112H211V114H210ZM219 112H220V114H219ZM222 112H223V115H221L222 114ZM9 116H8V115ZM16 114V115H18V116H14V115ZM24 115V117H23V115ZM72 114V115H71ZM94 114H92V115H94ZM126 114L128 115V116H126ZM149 114H150V116H149ZM166 114H167V116H166ZM170 116H169V115ZM173 114V115H172ZM196 114V115H195ZM198 114V115H197ZM201 115V118H200V115ZM219 114V115H218ZM231 114H233L232 115V117H231ZM247 114H249V117H248V115ZM253 114L255 115L254 117H253ZM47 115V116H46ZM79 115H81L82 117H83V121H82V117L81 116H79ZM90 115V117L89 118H93V120L94 121H92L91 119H88V117H86V116H89ZM115 115V116H114ZM119 115H121V117L119 116ZM132 115H134V116H132ZM143 115H145L146 116V121L147 122H145V120L144 119H142L143 117H145V116H143ZM154 116V120L152 119V117L151 116ZM185 115V116H184ZM192 115H193V117H192ZM216 117H214V116ZM216 115H218V116H216ZM225 115V116H224ZM241 115H243V116H241ZM5 116H6V119H9L8 121L7 120H5ZM11 116H12V118H16L15 120L18 122L19 121V123L17 124V122L15 121H12L11 122V120H10V118H11ZM46 116V117H45ZM69 116V117H68ZM130 116H131V118H130ZM137 116V117H136ZM162 116V117H161ZM164 116V117H163ZM172 116V117H171ZM180 116H181V118L183 119V122H182V119L180 118ZM210 116V117H209ZM220 116H222L221 118H220ZM246 116V117H245ZM10 117V118H9ZM29 117V119L27 120V118ZM126 117V118H125ZM127 117H129V118H127ZM135 117V118H134ZM140 117H141V120H140ZM148 117H151L150 119H152V120H150ZM176 118L175 120H173V118ZM179 119H178V118ZM187 119H189V120H187ZM195 117H196V119H195ZM210 118V120H209V118ZM217 117H219V118H217ZM224 117V118H223ZM240 117H241V119H240ZM245 119H244V118ZM261 117V118H260ZM53 120H55V121H53ZM57 118V119H56ZM71 118H73V119H75V121H76V123L74 122L73 123V121H71ZM112 118V119H111ZM117 118V119H116ZM137 118V119H136ZM165 118H167L166 120H168V118H169V122H167V121H164L165 120ZM172 118V119H171ZM193 118H194V120H193ZM212 118V119H211ZM233 120H232V119ZM236 118V119H235ZM25 119V120H24ZM72 119V120H73ZM86 119H88V120H86ZM120 119V120H119ZM122 119H123V124H122V122H120V121H122ZM126 121H125V120ZM136 119V120H135ZM161 119H162V121H161ZM201 119H203V120H201ZM226 119V120H225ZM238 119V120H237ZM244 119V120H243ZM251 119H252V121H251ZM13 120V119H12ZM20 120L22 121V122H20ZM31 120H32V124H30V122H31ZM52 120V121H51ZM130 120H131V122H130ZM137 120H138V122H137ZM142 120H144V121H142ZM158 120H160V121H158ZM178 120H180L179 122H181V124H183V126L181 125V124H179L178 125ZM201 122V123H199V121ZM212 120V121H211ZM214 120V121H213ZM248 120H249V122H250V124H249V122H248ZM24 121L26 122V125H27V127H28V125H31V128H30V126L28 127V128H26L25 126V124H24V128H21L20 129V127L18 128V126H22L23 127V123H24ZM68 122V124H66L67 122ZM90 121H92V122H90ZM95 121H96V123L97 124H94L95 123ZM129 123H128V122ZM134 121H136V122H134ZM139 121H141V122H139ZM148 121H149V123H148ZM155 121H156V123L158 122V125L155 123ZM178 122V123H175V122ZM205 121V122H204ZM210 121V122H209ZM233 121V122H232ZM239 121V122H238ZM241 121V122H240ZM255 121V122H254ZM257 121V122H256ZM2 122H5V123H3L2 124ZM51 122H55V126H57V127H53V128H55L54 130H57V128H59L57 131H54V132H52V130H53V128H52V126H54L53 124L54 123H51ZM69 122H70V124H69ZM117 122H118V124H117ZM125 122H127V123H125ZM133 122V123H132ZM165 124V129H164V125L162 124ZM173 124H172V123ZM194 122H196V123H194ZM197 122H198V125H197ZM206 122H208V124L206 123ZM214 122H216V123H214ZM223 122H224V124H223ZM235 122H236V124H235ZM249 124H247V123ZM7 123V124H6ZM10 123V124H9ZM16 123V124H15ZM22 123V124H21ZM80 123H82V124H80ZM92 123V125L91 126H93V125H95V127H90V124ZM140 123H142V124H144V125H139ZM149 125H151V123H152V126H154V129L150 126V128L152 129L151 130V132H150V129H147V128H149L148 126V124ZM159 123H160V125H159ZM170 123H171V126H169L170 125ZM189 125H187V124ZM190 123H191V125H190ZM193 123V124H192ZM211 123V124H210ZM213 123V124H212ZM238 123H240V126L238 125ZM13 124V126L11 127V125ZM35 124V125H34ZM51 124V125H50ZM87 124H89V126H87ZM113 124V125H112ZM125 124H128V125H130L129 127L127 126V125H125ZM137 124V125H136ZM147 124V125H146ZM198 126H196V125ZM200 124H201V126H200ZM217 124V125H216ZM220 124V125H219ZM230 124V125H229ZM235 124V125H234ZM3 125H5L4 127H3ZM43 125V126H42ZM72 125H77L76 127L75 126H73V127H71ZM84 125L85 126H87V127H85L86 129H84V130H82L83 128H84ZM96 125H97V128H96ZM107 125V126H106ZM134 125V126H133ZM157 125V126H156ZM162 125V126H161ZM170 127H168V126ZM174 127H173V126ZM187 125V126H186ZM205 125H207V126H205ZM16 126H17V130L20 132V134H19V132L17 131V132H15V130H16ZM48 126V127H47ZM64 126V127H63ZM66 126H68V127H66ZM104 126V127H103ZM123 126H124V128H123ZM126 126V127H125ZM134 127V128H131V127ZM135 126H137V127H135ZM146 128H145V127ZM158 126H160V127H158ZM168 128H167V127ZM182 126V127H181ZM184 126H186V128H184ZM211 126V127H210ZM213 126V127H212ZM222 126H223V128L225 129L226 128V130L227 131H223V129H222ZM237 126V127H236ZM252 126H253V128H252ZM257 126H258V128H257ZM8 127H9V129H8ZM33 127V128H32ZM49 127H51L50 129H48ZM67 128V129H63V128ZM70 127V128H69ZM89 127V128H88ZM120 128L119 130H117L118 128ZM139 127V128H138ZM157 129H156V128ZM163 127V128H162ZM173 127V129L175 130V128H176V130L174 131H172V128ZM179 127H181V128H179ZM191 127V128H190ZM196 127H197V129H196ZM248 127H250L249 129H248ZM15 128V129H14ZM26 128V130L28 131V133H29V135H28V133H25V136H24V132L26 131V130H24ZM73 128V132H72V129ZM94 128V129H93ZM108 130H107V129ZM111 128H114L113 130L111 129ZM117 128V129H116ZM128 128H130L129 130H128ZM142 128V129H141ZM144 128V129H143ZM184 128V129H183ZM193 128V129H192ZM209 128H211V129H209ZM231 128V129H230ZM233 128L235 129V131L233 130ZM10 129H14L13 131L15 132H12V130H10ZM20 129V130H19ZM30 130V132H29V130ZM44 129H45V131H44ZM68 129H70L71 130V132L73 133H71L70 132V130H68ZM90 130V132H89V130ZM95 129H97V130H99L100 132H98L97 133V130H95ZM125 129L126 130H128L127 131V134L125 133L126 131H125ZM140 129V130H139ZM155 129H156V132L158 131V129H160V131H158L159 133H161V134H159L158 132L156 133L155 132ZM213 129V130H212ZM24 132H23V131ZM48 130V131H47ZM51 130V131H50ZM67 130H68V132H70L71 133V136H70V133H67ZM75 130H77L78 131V133H76L77 131H75ZM82 130V131H81ZM94 130V131H93ZM124 130V131H123ZM132 130V131H131ZM137 130V131H136ZM143 130H145V131H143ZM148 130V131H147ZM154 130V131H153ZM178 130V131H177ZM180 130V131H179ZM189 130V131H188ZM193 130H194V133H193ZM210 132H209V131ZM220 133H217V131ZM232 130V131H231ZM5 132V134H4V132ZM26 131V132H27ZM50 131V132H49ZM58 131H59V133L60 134H58ZM115 131H117V133L115 132ZM129 131H130V133L132 134V136H131V134L129 133ZM166 131H167V133H166ZM169 131H170V133H169ZM183 131H186V132H183ZM221 131V132H220ZM257 131V132H256ZM12 132V133H11ZM36 132H38V134L37 135H35V133ZM56 132H57V134H56ZM83 132V133H82ZM88 132L90 133L89 135H87L88 134ZM120 132V133H119ZM121 132H123L124 134H126V136H127V138L128 137H130L129 139H127V138H125V137H123V133H121ZM142 132V133H141ZM145 132H148V133H145ZM152 132H153V134H152ZM174 132H176L178 135H176V134H173ZM12 135V134H14V135H16L18 138H16L17 139V141H19V142H17L16 141V139H15V136L14 135H12V136H10V134ZM18 133V134H17ZM22 133V134H21ZM93 133V134H92ZM96 133V134H95ZM106 133H109V134H111V135H109V134H106ZM114 133H116V135H118V136H116V135H114ZM139 134L140 135V137L142 138H140L139 137V135H137V134ZM142 135H141V134ZM143 133H144V136H143ZM155 133V134H154ZM180 133V134H179ZM186 133V134H185ZM210 133V136L208 135ZM249 133V134H248ZM257 133V134H256ZM263 133V134H262ZM5 135V137H3L2 135ZM6 134H7V136H6ZM47 134V135H46ZM49 134V135H48ZM52 134V135H51ZM56 134L57 136H54V135ZM92 134V135H91ZM94 134H95V137H94ZM134 134H135V136H134ZM157 134V136H159V135H161V136H159V138L160 139H158L157 138V136H155ZM172 136V137H170V135ZM196 134V135H195ZM197 134H199L200 136H197ZM231 134V135H230ZM244 134H247V135H244ZM19 135H21V136H19ZM26 135L28 136L27 138H28V140L27 139H23L22 138V136H24V137H26ZM67 135V136H66ZM68 135H69V137H68ZM85 135H87V136H85ZM109 136L110 138H111V140H110V138L109 137H106V136ZM120 135V136H119ZM121 135H122V138L123 139H121L120 137H121ZM136 135H137V137H136ZM146 135H148L147 137H150V138H146ZM153 135H154V137H153ZM167 135H168V137L169 138H167ZM175 135V136H174ZM179 135L181 136V137H179ZM185 135V136H184ZM194 137H193V136ZM214 135V136H213ZM217 135V137L215 138V136ZM225 135V136H224ZM230 135V137H228ZM235 135V136H234ZM238 135H239V137H238ZM250 135V136H249ZM257 135H258V137H257ZM76 137V139L74 138V137ZM82 136V137H81ZM102 136H104L105 138L104 139H102ZM114 136H115V138H114ZM125 136V135H124ZM166 138H165V137ZM178 138H177V137ZM183 136H184V140H185V137H186V139H187V136L189 137L187 140H189L190 142H191V144H190V142L189 141H187V140H182L183 139ZM192 136V137H191ZM201 136H202V139H201ZM214 137V139H213V137ZM219 136H220V138H219ZM10 137H12V138H10ZM21 137V138H20ZM77 137H78V140H77ZM118 137V139H116ZM196 137V138H195ZM206 137V138H205ZM225 137H227V140H226V138ZM5 138V139H4ZM10 138V139H9ZM46 138H48V140L46 141ZM51 138H53V141L51 140ZM71 138V139H70ZM80 138V139H79ZM91 138V139H90ZM97 138V139H96ZM172 138H174L173 140H178V141H174L175 142V144H173L174 142H172L173 140H172ZM179 138H181V139H179ZM192 138V139H191ZM194 138V139H193ZM200 140H199V139ZM211 138V139H210ZM223 138H224V140H223ZM257 138V139H256ZM15 139V140H14ZM19 139H21V141L19 140ZM67 139V140H66ZM69 139V140H68ZM86 139V140H85ZM90 141H88V140ZM92 139H94V141L92 140ZM107 139V140H106ZM121 139V140H120ZM146 139V140H145ZM155 139H158L159 141H155ZM198 139V140H197ZM216 139V140H215ZM263 139V140H262ZM5 140H7L8 142L6 143V141ZM12 140V141H11ZM26 142V144H28V145H30L29 147L24 143V141ZM74 140V141H73ZM78 141V143H77V141ZM84 140H85V142H84ZM118 140V141H117ZM134 140H136V141H134ZM138 140H140V141H138ZM142 140V141H141ZM147 140H149V141H147ZM151 140H154V141H152V143H153V145H152V143L150 142ZM163 140V141H162ZM164 140H165V142H164ZM195 140H197V141H195ZM205 140V141H204ZM219 140V141H218ZM230 141V143H229V141ZM239 142H238V141ZM242 140H243V142H242ZM249 140V141H248ZM0 141H2V140H0ZM22 141H23V143H22ZM45 141H46V143H45ZM49 141H51V143L49 142ZM56 141H57V143H56ZM66 141H67V143H68V141H69V143H68V145L66 144ZM72 141H73V143H72ZM82 141H83V143H82ZM93 141V142H92ZM106 141H107V145L108 144H110L111 146H114V148H113V151L112 150H110V149H108V150H110L111 151V153H112V155H114V156H111V154L109 155L108 153L110 152V151H108L107 152V147L108 146H106ZM109 141V142H108ZM116 141V142H115ZM132 141V142H131ZM161 141L163 142V143H161ZM171 141V142H170ZM187 141V142H186ZM195 141V143H193ZM208 141V142H207ZM216 143H215V142ZM246 141V142H245ZM247 141H248V143H247ZM15 142V143H14ZM29 142V143H28ZM47 142L49 143V145H47ZM62 144H61V143ZM76 142V143H75ZM92 142V143H91ZM113 142H114V144H113ZM121 142H123V143H121ZM125 142V143H124ZM128 142V143H127ZM133 142H135L136 143V146H137V148H135L136 149V151H135V149H134V146H135V143H133ZM148 142V143H147ZM179 142V143H178ZM197 142V143H196ZM202 142V143H201ZM206 142V143H205ZM210 142H212V143H210ZM242 142V145L240 144ZM5 143V144H4ZM21 143V144H20ZM70 143H72L71 145H69ZM76 145H75V144ZM86 143V144H85ZM87 143H89V144H87ZM90 143H91V146L92 147H88V146H90ZM94 143V144H93ZM103 143V144H102ZM119 145H118V144ZM133 145H132V144ZM139 143L141 144V145H139ZM155 143H156V145H155ZM167 143H169L170 144V146H169V144H167ZM176 143H178V144H176ZM184 143V144H183ZM187 143V144H186ZM208 143V144H207ZM222 143L224 144V148H223V145H222ZM254 143H256V144H254ZM9 144V145H8ZM17 144H18V146H17ZM32 144L35 146V147H32ZM63 144L64 145H66V147L65 146H63ZM83 144V145H82ZM85 144V145H84ZM93 144V145H92ZM116 144H117V146H116ZM125 144H127V145H129V146H127V145H125ZM146 144V145H145ZM160 144H163L164 146H161ZM179 144H183L184 146H185V144H186V146L185 147H183V145L181 146V145H179ZM189 144H190V147H189ZM195 144V145H194ZM201 144V145H200ZM203 144V145H202ZM210 144H212V145H210ZM245 144V147L243 146ZM250 146H249V145ZM11 145V146H10ZM13 145V146H12ZM21 145V147H19ZM26 146V148L24 147V146ZM44 145V146H43ZM47 145V146H46ZM55 145H58L57 146V148L55 147ZM60 145V146H59ZM78 145H79V147H78ZM88 145V146H87ZM97 145L99 146V149L97 150L96 149V147H97ZM106 146V149H105V146ZM123 145V146H122ZM147 145L148 146H150L151 148H154L155 146L157 147V149L156 148H154V149H152L151 150V148L149 147H147ZM158 145H159V147H158ZM171 145H175L174 146V148H172V149H170V147H173V146H171ZM179 145V146H178ZM193 145H194V147H193ZM205 145V146H204ZM239 147H238V146ZM261 145V146H260ZM7 146V147H6ZM10 146V147H9ZM17 146V147H16ZM49 146V147H48ZM62 146V147H61ZM67 146H70V149L71 150H69V148L67 149ZM74 146V147H76V148H72V147ZM110 146V147H111ZM119 146H120V148H119ZM132 146V147H131ZM135 146V147H136ZM143 146V147H142ZM147 147V148H145V147ZM166 146H168L169 148H167ZM176 146H178V147H176ZM197 146V147H196ZM211 149H209L208 147ZM244 148H243V147ZM252 146V148L253 149H251L250 147ZM30 147H32V148H30ZM44 147V148H43ZM64 147V149H62ZM88 147V148H87ZM122 147V148H121ZM124 147H127V148H125L124 150H123V148ZM131 149H130V148ZM141 147H142V149H141ZM180 147V148H179ZM187 147H188V149H187ZM249 147V148H248ZM259 147H260V149H259ZM36 148V149H35ZM46 148V149H45ZM56 148V149H55ZM93 148V149H95V151L97 152H94V150H91V149ZM104 148V149H103ZM109 148V147H108ZM118 148V149H117ZM140 148V149H139ZM183 148H185V150H187V154H184L185 153V151L183 150ZM191 148V149H190ZM200 148V150L201 151H203L204 153L205 152H208L207 154L205 153V157L207 158V161H206V158L204 157V153L203 152H201V155L199 154L200 153V150H198ZM204 148V149H203ZM219 148V150L222 148V150H221V154H220V151L219 150H216V151H214L215 149H218ZM230 148V149H229ZM254 148H255V150H254ZM12 149V150H11ZM16 150V151H13V150ZM20 149H22L21 151H20ZM30 149V150H29ZM44 149V151H42ZM51 149V150H50ZM63 152V154H65L66 156H63L61 153L62 152H60V150ZM72 149L74 150V149H76V152L75 151H72ZM89 149V150H88ZM120 149H122V153L120 152ZM126 149H128V150H126ZM145 151H144V150ZM150 149V150H149ZM158 149H159V151H158ZM167 149H168V152H167ZM180 149H182V150H180ZM189 149L192 151V153L189 151ZM206 149V150H205ZM226 149V150H225ZM257 149V150H256ZM7 150V151H6ZM25 150L27 151L26 153H28L29 151H31V152H33L32 154L29 152L28 154L30 155L31 154V157L33 156V155H35V156H33V158L35 159H33V161L31 162V157L29 156V155H27L26 153H25ZM59 150V151H58ZM66 150L69 152V153H67L66 152ZM81 150V151H80ZM90 150H91V152H90ZM119 150V151H118ZM148 150H149V153H147L148 152ZM160 150H163L162 152L160 151ZM194 150H196L197 152H199L198 153V155H197V152L196 151H194ZM213 150V151H212ZM239 150H241V152H238ZM247 150V151H246ZM254 150V151H253ZM14 153H12V152ZM36 151V152H35ZM73 153H75V154H73ZM116 153H115V152ZM131 154H128V152ZM132 151V152H131ZM140 151H141V153H140ZM152 151V152H151ZM156 151H158V152H156ZM171 151H172V154H171ZM177 151V152H176ZM180 151H181V153H180ZM230 151V152H229ZM243 151H244V154H243ZM250 151V152H249ZM42 152H43V154H42ZM55 152V153H54ZM59 154H58V153ZM66 152V153H65ZM89 153V154H87V153ZM93 152L95 153V155L93 154ZM103 152V154L101 155V153ZM119 152V153H118ZM133 152H135L134 154H132ZM137 152H139V155H138V153ZM164 152V153H163ZM167 152V153H166ZM170 152V153H169ZM180 154H179V153ZM184 152V153H183ZM193 152H195V153H193ZM210 152V153H209ZM212 152V153H211ZM259 152H260V154H259ZM9 153H11V155L9 154ZM71 153V154H70ZM106 155H105V154ZM123 153L125 154V153H127V154H125V155H123ZM144 153V154H143ZM159 153H161V154H159ZM165 153H166V155H165ZM173 153H176V154H173ZM190 153V154H189ZM216 153V154H215ZM225 153L227 154V155H225ZM230 153V154H229ZM252 153V154H251ZM7 154V155H6ZM36 154H37V157H36ZM53 154H54V156L56 157H53ZM58 154V155H57ZM79 156H78V155ZM92 154L96 157V156H98V159H99V162H100V172H101V176H99V175H97L96 174V171H94V162H91V159L92 160H94V157H92ZM117 154V155H116ZM122 154V155H121ZM144 156H143V155ZM146 154V155H145ZM155 154H157V155H155ZM171 156V158H173V159H169V155ZM195 154L196 156H193V155ZM209 154V155H208ZM237 154V155H236ZM243 154V155H242ZM247 154V155H246ZM17 155V156H16ZM20 155V156H19ZM27 155V156H26ZM39 155H41V156H39ZM61 157H60V156ZM107 155L108 156H111V157H113V160H112V158L110 157H108V158H105V157H107ZM126 155H128V156H126ZM134 155V157L132 158V156ZM159 155H160V157H159ZM164 155V156H163ZM174 155V156H173ZM203 155V156H202ZM212 155V156H211ZM215 155H216V157H215ZM250 155H251V157H250ZM13 156V157H12ZM91 156V157H90ZM118 156V157H117ZM129 156H130V158H129ZM138 156H141V157H144V162H146L145 164H144V162H142L143 160H141V157H138ZM146 156V157H145ZM154 156V157H153ZM157 156V158H155ZM176 156H179V157H176ZM184 157V159L182 158H180V157ZM189 156V157H188ZM214 156V157H213ZM218 156V157H217ZM220 156L222 157L223 156V158L225 157V158H227V159H225L224 161H226V162H224L223 161V158H220ZM246 156V158H244ZM254 156V157H253ZM258 157V159H257V157ZM9 157V159H7ZM24 157H26L25 159H24ZM27 157H29L28 158V160H27ZM41 157V159H40V162H37V159H39ZM52 159H51V158ZM65 157V158H64ZM73 157V158H72ZM77 157H78V159H77ZM88 157H90L89 159H88ZM101 157H104L105 159H103V158H101ZM115 157V158H114ZM119 157H121V159L119 158ZM123 157V158H122ZM150 157V158H149ZM161 157H163L162 159H161ZM203 157V158H202ZM238 157V158H237ZM2 158H4V159H2ZM59 158H63V161H62V159H60V161L61 162H59ZM66 158H68V159H66ZM70 158H72V159H70ZM124 158L127 160H125V162L127 163V164H125V162L123 161L124 160ZM140 158V159H139ZM146 158H148V159H150V160H146ZM159 158V159H158ZM187 160H186V159ZM200 158H201V161H200V163H199V160H200ZM213 158H215V159H213ZM231 158V159H230ZM233 158H235V159H233ZM242 159V160H240V159ZM252 158H254V162L252 161H250ZM57 159V160H56ZM65 159V160H64ZM101 159L102 160H105V161H103V162H105V164L101 161ZM110 159V160H109ZM117 160V161H119V162H117V161H115V160ZM134 159V160H133ZM143 159V158H142ZM153 159H155V160H153ZM166 161H165V160ZM175 159V160H174ZM177 159H179V162H181L180 163V165H179V162H178V160ZM190 159H192V162L193 161H195V162H193V164H192V162H191V160ZM194 159V160H193ZM204 159H205V161H204ZM210 159V160H209ZM211 159H212V164H211ZM217 159V160H216ZM238 159V160H237ZM246 159H248L249 160V163H248V160L246 161ZM7 160H9V161H7ZM27 160V161H26ZM129 160V161H128ZM172 160H174V161H172ZM203 160V161H202ZM233 161V163H232V161ZM235 160H237L238 162H236ZM258 160V161H257ZM14 161H15V164H14ZM25 161V162H24ZM36 161V163H34ZM39 161V160H38ZM44 161V163H43V165H40V164H42V162ZM46 161V162H45ZM54 161H55V165L53 166V164H54ZM57 161V162H56ZM65 161V162H64ZM67 161V162H66ZM77 161V162H76ZM88 161V163H86ZM110 161H112L111 162V165L113 164V167H110L111 165L109 164L110 163ZM140 161L142 162V163H140ZM151 161V162H150ZM160 161H162V163L160 162ZM172 161V162H171ZM187 161V162H186ZM188 161H190V162H188ZM214 161V162H213ZM217 161H218V163H217ZM221 161V163L219 164V162ZM245 162V163H242V162ZM12 162H13V164H12ZM31 162V164L32 163H34V164H32L31 166H29L28 167V165H29V163ZM107 162H109L108 164H107ZM115 164H114V163ZM124 162V163H123ZM131 164H133V165H130V163ZM137 162H139L138 164L140 165H137ZM148 162H150L151 164V166L149 165V163ZM160 162V163H159ZM165 162V163H164ZM173 162H175V163H173ZM184 162H186V163H184ZM201 162H203V166H205V168H203V166H202V163ZM208 162V163H207ZM217 164H216V163ZM241 162V163H240ZM257 162H259L260 164H258ZM39 163V164H38ZM51 163V164H50ZM64 163V165L63 166H61V168H63V169H61V168H59V166H60V164H63ZM69 165H68V164ZM90 163H92V165L90 164ZM120 163V164H119ZM122 163V164H121ZM153 163L155 164V165H153ZM168 163V164H167ZM169 163H171L170 165H169ZM187 163H190V165H188ZM197 163V164H196ZM226 163V164H225ZM240 163V164H239ZM251 163V167H250V165H248V164H250ZM2 164V165H1ZM25 164V165H24ZM37 164V165H36ZM56 164H57V166H56ZM59 164V165H58ZM67 164V165H66ZM107 164V165H106ZM117 164V165H116ZM136 164V165H135ZM157 164V165H156ZM173 164H174V166L175 167H173ZM178 164V166H176ZM205 164V165H204ZM209 164V167L207 166ZM216 164V165H215ZM238 164V165H237ZM242 164H244V165H242ZM253 164L255 165L256 164V166L255 167H253ZM39 165H40V168L43 166L44 168H41V169H39L38 167H39ZM53 166V169H52V166ZM87 165H89V166H87ZM104 165H106V166H104ZM145 167H144V166ZM161 165V166H160ZM183 167H182V166ZM193 165V166H192ZM198 165V166H197ZM221 165H222V167H221ZM232 166L231 167V169H230V167L229 166ZM247 165V166H246ZM9 166H10V168H9ZM14 166H18V168L17 167H14ZM35 166V167H34ZM69 166H71V167H69ZM93 166V167H92ZM104 166V167H103ZM117 166V167H116ZM120 166H123V167H120ZM147 166H149V167H151L150 169H149V167L147 168ZM167 166V167H166ZM195 166V168H193ZM199 166L201 167V169L199 168ZM210 166H212V168L210 167ZM216 166V167H215ZM219 166V167H218ZM225 168H224V167ZM238 166H240V167H238ZM257 166H258V168H260V169H258L257 168ZM31 167V168H30ZM64 167H66V169L64 168ZM70 169H69V168ZM86 167V168H85ZM89 167V169H87ZM91 167V168H90ZM110 167V168H109ZM136 167V168H135ZM138 167H140V168H138ZM153 167H155V168H153ZM161 167H164V168H161ZM169 167V169L170 170H168L167 168ZM178 169H177V168ZM181 167H182V169H181ZM187 167H188V169H187ZM197 167H198V169H197ZM235 167H236V170H235ZM23 169V171H22V169ZM32 168H33V170H32ZM85 168V169H84ZM109 168V169H108ZM129 168H131V171H132V173H131V171H130V169H129V171L130 172H128V169ZM152 168H153V170H152ZM166 168V170H164ZM173 168V170H171ZM183 168H184V170H183ZM185 168H186V171H187V174H186V171H185ZM208 170H207V169ZM211 170H210V169ZM214 168V169H213ZM224 168V169H223ZM226 168H228V169H226ZM232 168H234V169H232ZM240 168V169H239ZM245 169V170H243V169ZM249 169V171H247L248 169ZM4 169H7V170H5V172H4ZM12 169H14V170H12ZM36 169H38V170H36ZM56 169V170H55ZM57 169H59V170H57ZM92 171H91V170ZM108 169V170H107ZM116 169H118L117 170V172H116ZM179 171V172H177V170ZM190 169L191 170H193V172L191 173V171H190ZM197 169V170H196ZM203 169V171H204V174H203V172L201 171ZM212 169H213V172H211L212 171ZM222 169V170H221ZM26 170H29L30 172H31V174H30V172H26ZM33 172H32V171ZM34 170H36V171H34ZM43 170V171H42ZM52 170H53V172H52ZM85 170V171H84ZM161 170V171H160ZM167 171L166 173H164L165 175V177L163 176V173L162 172H164V171ZM180 170H181V174H180ZM196 170V171H195ZM198 170L200 171V172H202L201 174H200V172H198ZM209 170H210V172H209ZM219 170V171H218ZM225 170H228V172H226ZM229 170L230 171H232V172H234L235 173V175H237V176H240V178H238V177H236L235 175H234V173H232V172H229ZM240 170V171H239ZM243 170V171H242ZM8 171H11V172H8ZM42 172V176H40L41 175V172ZM50 171V172H49ZM54 171H56L55 173H57V174H55L54 173ZM62 173H61V172ZM84 171V172H83ZM86 171H87V173L89 172V174H87L86 173ZM114 171H115V173L116 174H114ZM124 171H127V172H124ZM139 171L141 172V173H139ZM158 171H160L159 172V174L162 176V177H160V175H154V174H156V173H158ZM172 173H171V172ZM185 171V172H184ZM207 171V172H206ZM221 171H222V173H221ZM259 171V173H257ZM12 172H14V173H12ZM21 173L20 174V176H19V174L17 175V174H15V173ZM37 172H39V173H37ZM44 172V173H43ZM58 172L60 173V175L62 174L64 177H62V176H60V177H62L61 179H60V177L58 176L59 174H58ZM75 172V173H74ZM83 172V173H82ZM91 172H93V173H91ZM107 172H109V173H111V174H109V175H111V176H109L108 174H107ZM134 172V173H133ZM151 172V173H150ZM170 172V173H169ZM177 172V174H175V173ZM209 172V174L208 175H205V173L207 174ZM215 172H216V174H215ZM221 174H220V173ZM224 172H225V174H228V175H226L225 176V174H224ZM236 172H237V174H236ZM241 172V175L239 174ZM246 172V173H245ZM249 172V175H250V177H249V175H247V177H246V174ZM7 173H9L10 174V176L7 174ZM22 173H24L25 175H23ZM32 173H34L33 175V177L31 178V176H32ZM37 175H36V174ZM53 173V174H52ZM66 173H68V174H66V176H65V174ZM71 173V174H70ZM86 173V174H85ZM149 173V174H148ZM162 173V174H161ZM173 173L175 174V176L173 175ZM178 173H179V175H178ZM190 173V176H188V174ZM199 174V177H197L198 175H196V174ZM217 173H218V175L220 176V177H222V178H220L218 175H217ZM252 173V174H251ZM263 173V174H262ZM4 174V175H3ZM38 174H40V175H38ZM74 175V176H72V177H69V176H71V175ZM90 174H91V177H90ZM95 174H96V176H95ZM107 175L108 176V178L107 177H105V175ZM125 174H127V175H125ZM139 174V175H138ZM144 174H145V176H144ZM169 174V175H168ZM214 174V176L212 177V175ZM231 174H233V176L231 175ZM239 174V175H238ZM242 174H244L243 176H242ZM253 174H255L254 176H253ZM258 174V175H257ZM16 176V177H13V176ZM24 177H23V176ZM28 175H29V177L30 178H28ZM54 175V176H53ZM68 175V176H67ZM87 177H86V176ZM103 175V176H102ZM149 175V176H148ZM185 175V176H184ZM203 175L206 177H203ZM222 175V176H221ZM6 176H8V177H6ZM25 176H26V179L27 180H25ZM40 176V177H39ZM92 176H94V177H92ZM113 176V178L115 177V179H116V181L114 180V179H109V177H112ZM122 176V177H121ZM127 176H129V177H127ZM135 176H137V177H135ZM141 176V177H140ZM143 176H144V178H143ZM150 176H151V179H150ZM156 178H155V177ZM159 176V177H158ZM177 176V177H176ZM186 176H188L190 179H192V177H193V179L192 180H190L188 177H186ZM194 176H196V177H194ZM203 177L202 178V181L204 182H202L201 181V178L200 177ZM215 176H217V177H215ZM229 176H230V178H229ZM258 176V177H257ZM14 178V180H15V182L12 180V178ZM37 177L39 178V179H37ZM52 177H53V181L51 180L52 179ZM56 177V178H55ZM59 177V178H58ZM69 177V178H68ZM74 177V178H73ZM78 177V178H77ZM80 177V178H79ZM84 177V178H83ZM86 177V178H85ZM89 177H90V179H89ZM125 177V178H124ZM126 177H127V182L125 181L126 180ZM131 177H133V180L131 181ZM146 177H148V178H146ZM152 177H153V180H152ZM183 180V182H182V180L180 181L181 183H182V185L180 184V183H178L177 182V178H178V180H180V178ZM185 177V178H184ZM207 177H210V178H208L207 179ZM212 177V178H211ZM224 177V178H223ZM226 177V178H225ZM233 177H234V182L236 183V184H238L237 186H235L236 184H234V182H233V185L236 187H234L232 184H230V187H229V184H227V183H232V182H229V181H225L227 178H229V179H227V180H231V178H232V181H233ZM246 177V178H245ZM10 178V179H9ZM21 178H22V180H21ZM23 178H24V180H23ZM50 178V179H49ZM65 178V179H64ZM82 178H83V180H85V182L82 180ZM131 178V179H130ZM135 178V179H134ZM138 178V179H137ZM142 178V179H141ZM164 180V182L166 183H164L162 180ZM166 180H165V179ZM167 178L169 179L168 181H167ZM198 178H200L199 180H198ZM205 178V179H204ZM216 180H215V179ZM237 178H238V180H237ZM247 178H249V180L247 179ZM258 178V179H257ZM260 178V179H261ZM12 180L13 181V183H12V181L10 182V181H8V180ZM18 179V181L16 182V180ZM33 180V181H30V180ZM36 179V181L37 182H41L40 184H38L36 181H34ZM41 179V180H40ZM67 179V180H66ZM70 179H72V180H70ZM89 181H88V180ZM106 179V180H105ZM107 179H109L108 181H107ZM122 179V180H121ZM131 181H129V180ZM137 179V180H136ZM141 179V180H140ZM150 179V180H149ZM156 179H157V183H156ZM197 179V180H196ZM204 179V180H203ZM219 179L221 180V181H225L226 182V184H225V182H221L220 181V183H219ZM236 179V180H235ZM241 179H242V181H241ZM243 179H245V181H243ZM253 179V180H252ZM39 180V181H38ZM47 180H49V181H47ZM55 180V181H54ZM59 180V181H58ZM64 180V181H63ZM74 180L76 181V184L75 185H77V184H79V185H83V187H81V186H78L77 185V187L75 186V185H72V184H74ZM99 180V181H98ZM118 180H120V181H118ZM139 180V181H138ZM146 180V181H145ZM171 180V181H170ZM185 180L186 181H188V184H187V182H185ZM194 180V181H193ZM196 180V181H195ZM211 180H212V183H211V185L210 186H208V183L210 184V182H211ZM4 181V182H3ZM23 181V182H22ZM47 181V182H46ZM57 181V182H56ZM61 181H63L62 182V184H61ZM69 181V182H68ZM71 181V182H70ZM73 181V182H72ZM79 181V182H78ZM88 181V182H87ZM102 181H103V184H102ZM110 181V182H109ZM143 181V182H142ZM153 181V182H152ZM193 181V182H192ZM209 181V182H208ZM242 183H241V182ZM257 181L259 182V183H257ZM8 182H10V183H8ZM28 182L29 183H31L30 185L31 186H33V187H31L29 184H28ZM51 182V183H50ZM65 182V183H64ZM82 184H81V183ZM87 182V183H86ZM104 182H107V185H108V190H104V187H105V183ZM112 182V183H111ZM115 182V183H114ZM117 182H119L120 183V187H119V184L117 183ZM124 182H126L125 183V185H124ZM128 182L130 183V184H128ZM134 182V183H133ZM137 182H139V183H137ZM141 182H142V184H141ZM155 182V183H154ZM162 182V183H161ZM176 182V185L174 184ZM189 182L191 183V185H189ZM195 182V183H194ZM197 182V183H196ZM207 182V183H206ZM214 182L216 183V184H214ZM246 182H247V184H246ZM16 183V184H15ZM17 183H21L20 185H22V187L18 184L17 185ZM26 184L25 185V187L23 186L24 184ZM37 183V184H36ZM59 183V184H58ZM72 183V184H71ZM108 183H110V184H108ZM116 183H117V185H116ZM121 183H123L122 184V186H121ZM153 183H154V185H155V188H154V185H153ZM171 183V184H170ZM200 183L202 184V186L200 185ZM218 183V184H217ZM254 184V187H252V185ZM12 184V185H11ZM70 184V185H69ZM88 184V185H87ZM102 184V185H101ZM112 184H115V186H116V188L115 187H113V185ZM147 184V185H146ZM172 184H173V186H177V188H173V186H172ZM184 184H185V186H184ZM194 184V186H192ZM212 184H213V186H212ZM241 185V187H240V185ZM244 184V185H243ZM250 184V185H249ZM39 185V186H38ZM43 185V186H42ZM45 185V186H44ZM57 185H59V186H57ZM63 185V186H62ZM68 185V186H67ZM72 185V186H71ZM110 185H111V187H113L112 189H114V190H116L115 192H116V194H115V192H114V190H113V193L111 192L112 191V189H111V187H110ZM161 185H165V186H161ZM171 185V186H170ZM179 185H181L180 186V188L181 189H179L178 188V186ZM198 185V186H197ZM204 185L206 186V188L207 189H205L204 190ZM224 185H228V186H224ZM246 185H247V187H246ZM258 185V186H257ZM19 186V187H18ZM36 186V187H35ZM43 188V189H40L41 187ZM53 186V187H52ZM60 186H62V187H60ZM92 186H94V189H90V188H92ZM117 186L119 187V189L117 188ZM143 186H144V188H143ZM203 187V188H200V187ZM216 186H217V188H216ZM218 186H219V188H218ZM243 186H244V188H243ZM249 186V187H248ZM257 186V187H256ZM7 187V188H6ZM13 187V188H12ZM15 187H16V189H15ZM35 187V188H34ZM57 187V188H56ZM58 187L60 188V190L58 189ZM69 187H70V189H69ZM82 189H81V188ZM122 187H123V190H122ZM134 187V188H133ZM159 187V188H158ZM168 187H169V189H168ZM171 187V188H170ZM184 187H185V190H183L184 189ZM187 187H188V190H187ZM189 187H192L191 188V190L189 189ZM198 187V188H197ZM223 187V188H222ZM230 189H229V188ZM252 188V190H251V188ZM256 187V188H255ZM260 187V188H259ZM17 188H22L21 190H17ZM32 188H34V191H33V189ZM40 189V190H38V189ZM49 188H50V191H49ZM54 190H53V189ZM65 188V189H64ZM95 188H96V191H95ZM137 188H138V190H137ZM139 188L141 189V190H139ZM150 188V189H149ZM195 188H197V189H195ZM214 190H212V189ZM234 188V189H233ZM238 188V189H237ZM241 188H243V190L241 189ZM8 189V190H7ZM23 189H25L24 191H22ZM28 189V190H27ZM45 189V190H44ZM56 189V190H55ZM63 189V190H62ZM67 189H69V190H67ZM74 189V190H73ZM129 189H131V190H129ZM134 189V190H133ZM146 189V190H145ZM148 189H149V191H148ZM154 189V190H153ZM167 189V190H166ZM195 189V190H194ZM201 189H203V191L204 192H201L202 190ZM218 189V190H217ZM226 189V190H225ZM257 189V190H256ZM258 189L261 191V193H260V191H258ZM29 190H32L31 191V194L29 193L30 191ZM59 190V191H58ZM72 190V191H71ZM76 190V191H75ZM79 190V191H78ZM94 190V191H93ZM118 190V191H117ZM143 190H145V191H143ZM151 190V191H150ZM160 190H163V191H161V192H159ZM175 190V191H174ZM190 190V191H189ZM200 190V191H199ZM209 190V191H208ZM221 190V191H220ZM229 190V191H228ZM232 190V191H231ZM246 190H247V192L249 191V193H250V195L248 194L247 195V192H246ZM21 191L23 192V194H21ZM36 191V192H35ZM42 191H43V193H42ZM45 191H47V192H45ZM48 191H49V194H50V198H48L49 197V194H48ZM52 191H54V192H52ZM56 191V192H55ZM60 192V194H61V192H63L62 194L64 195H62L61 194V196H60V194L58 193V192ZM72 193H71V192ZM105 193H104V192ZM123 191V192H122ZM128 191H130L129 193H128ZM143 191V192H142ZM165 191V192H164ZM179 191H181V192H183V195L181 194V192L179 193V194H177V192ZM186 193H185V192ZM195 191H197V192H195ZM206 191V192H205ZM215 191H217V192H215ZM219 191V192H218ZM241 191V192H240ZM255 191V192H254ZM14 193L15 194V196H14V194H13V197H9V195H12V193ZM19 192H20V195H22L21 197L22 198H20V195H19ZM25 192V193H24ZM32 192H34V194L32 193ZM38 192H39V194H38ZM68 192V193H67ZM118 192V193H117ZM125 192V193H124ZM158 193V196L156 195L157 193ZM172 194H171V193ZM175 192V194L176 195H173V193ZM188 192V193H187ZM190 192V193H189ZM192 192V193H191ZM194 192L196 193V194H194ZM198 192H200V193H198ZM208 192V193H207ZM224 192V193H223ZM228 192H231L230 193V195H229V193ZM237 195V197H238V195H239V197H241L242 196V199L240 198V200L238 199V198H236V195L234 194V193ZM9 193V194H8ZM109 193L110 194H112L111 196H114V198L112 199L111 198V196L109 195ZM134 193V194H133ZM144 193H145V196H144ZM160 193V194H159ZM161 193H163V194H161ZM165 193H167L168 194V196H167V194H165ZM202 193H203V195H202ZM214 193H215V195H214ZM221 193V194H220ZM227 193V194H226ZM244 193H245V195H244ZM262 193H263V195H262ZM28 196H27V195ZM51 194H53V196H51ZM66 194H68V195H66ZM94 194H96L95 196H94ZM104 194V195H103ZM115 194V195H114ZM120 194L122 195V196H124V197H126V196H129V194H130V196H131V194H132V196L130 197L129 196V198H127L126 197V199H123L124 197H122V196H120ZM124 194V195H123ZM142 194H143V197H141L142 196ZM187 194H189V195H187ZM192 194V195H191ZM199 194V195H198ZM204 194H206L205 196H204ZM208 194V195H207ZM210 194V195H209ZM219 194V195H218ZM24 195H26V196H24ZM32 196V199L30 198L31 196ZM35 195V196H34ZM40 195H42V198H43V200H42V198H41V196ZM43 195H46L47 197H45V196H43ZM78 195H80L79 197H78ZM85 195V196H84ZM90 195V196H89ZM100 195H101V197L102 198H100ZM109 195V196H108ZM133 195H134V197H133ZM152 195H155V196H152ZM170 195V196H169ZM178 195H180V196H178ZM194 195V196H193ZM218 196V197H215L214 199L215 200H213V202H211L212 200H210L211 198H213L214 196ZM70 196V197H69ZM99 196V197H98ZM103 196H107V199H105V197L103 198ZM116 196H117V198H118V200H116L117 198H116ZM161 196H163V197H161ZM175 196V197H174ZM184 197V199H182L183 197ZM188 196H191V197H188ZM198 196V198H196ZM201 197V199H200V197ZM207 196V197H206ZM212 196V197H211ZM222 196L224 197V198H222ZM243 196H245V197H243ZM36 197V198H35ZM55 199H54V198ZM60 197V198H59ZM72 197V198H71ZM88 197V198H87ZM133 197V199H131ZM139 197V198H138ZM148 197H150V198H148ZM151 197H152V199H151ZM154 197H156L157 198V200H156V198H154ZM160 197V198H159ZM167 197V198H166ZM168 197H169V199H168ZM170 197H171V199H170ZM192 197H195V198H193V199H195V200H193V199H190V198H192ZM203 197V198H202ZM219 197H221V198H219ZM225 197H226V200H225ZM254 197H255V199H254ZM8 198V200H6ZM11 198V199H10ZM13 198H15V199H13ZM45 198V199H44ZM46 198H48V199H46ZM52 198V199H51ZM63 198L65 199H69V202H68V200L66 201V200H63ZM99 198H100V201H99ZM141 198V199H140ZM153 198H154V200H153ZM165 198V199H164ZM173 198V199H172ZM206 198H207V200H206ZM209 198V199H208ZM216 198H217V200H216ZM235 198H236V200H235ZM31 199V200H30ZM34 199H36V200H34ZM41 199V200H40ZM59 199V200H58ZM60 199H61V201H60ZM74 201H73V200ZM93 199V200H92ZM97 199H98V202H96L97 201ZM109 199V200H108ZM115 199V200H114ZM140 199V200H139ZM149 199H151V200H148ZM174 199H176L175 201L177 202V203H175V205H176V207H175V205H174ZM180 199V200H179ZM245 199H249V200H245ZM253 199V200H252ZM18 200V201H17ZM25 200H27V201H25ZM37 200H38V202L41 204V205H43V206H41L39 203H38V205L39 206H37ZM47 200H49V201H46ZM77 200V201H76ZM90 202H89V201ZM95 200V201H94ZM102 200H103V202H102ZM105 200V201H104ZM121 200H125L126 201V203L124 202V201H121ZM141 200H143L142 202H141ZM165 202H164V201ZM172 201V202H170V201ZM182 200V201H181ZM187 200V201H186ZM188 200H190V201H188ZM196 200H199V201H196ZM201 200H203L204 202H205V200H206V202L207 203H205L206 204V206H205V204L203 203V201H201ZM209 200H210V205H209ZM225 200V201H224ZM231 200H233V202H235V201H237V202H235V205H234V203L232 204V207H231V203H230V201ZM242 200V201H241ZM13 201H14V203H13ZM20 201V202H19ZM31 202V203H29V202ZM34 201V202H33ZM42 201H44L45 203H43ZM52 202V203H49V202ZM54 201V202H53ZM56 201H57V203H56ZM72 201V202H71ZM77 203H76V202ZM81 203H80V202ZM108 201V202H107ZM131 201V202H130ZM139 201V202H138ZM159 201V202H158ZM163 201V202H162ZM194 201V202H193ZM217 201V204L215 203ZM219 201V202H218ZM226 202L225 204L227 205V206H225L224 205V203L223 202ZM227 201H229V203H230V205H229V203L227 202ZM252 201V202H251ZM255 202V205L253 206L252 204H254V202ZM258 201V202H257ZM263 201V202H262ZM8 202H10V203H13L12 205L9 203L8 204ZM18 202V203H17ZM22 202V203H21ZM25 202H27L28 204H26ZM73 202H75L74 203V205L72 204ZM83 202H85V207L87 206V208L85 209V207H83V205H84V203ZM99 202H101L102 203V205L104 206V203L105 202H107V204L106 205H108V207L106 208V206H102V205H100V203ZM112 202H114L113 204H112ZM124 202V203H123ZM134 202V203H133ZM140 203V204H138V203ZM182 202H183V204H182ZM196 202V204H195V206H194V203ZM199 202V203H198ZM222 202V203H221ZM232 202V201H231ZM240 202V203H239ZM244 202V203H243ZM245 202H247L246 203V205H245ZM263 204H262V203ZM5 203L7 204V205H5ZM24 203V204H23ZM32 203L34 204L35 203V207H34V205H32ZM68 203H70V205L68 204ZM98 203H99V205H98ZM116 203V204H115ZM140 205L139 207L136 205ZM147 203H148V205H147ZM150 203H151V205H150ZM155 203H156V205H155ZM159 203H161L160 205H159ZM179 203V205H177ZM182 205H181V204ZM185 203V204H184ZM187 203H189L190 205H188ZM202 203V204H201ZM248 203L250 204V205H248ZM15 204V205H14ZM47 204V205H46ZM63 205V207L62 206H60V205ZM66 204L68 205V206H71V205H73V209H70V208H72V206L71 207H65L66 206ZM76 204H78V205H76ZM111 204V205H110ZM117 204H119L118 206H117ZM126 204H127V206H126ZM142 204H144L145 206H143L142 207ZM152 204H153V206H152ZM163 204V205H162ZM167 204V205H166ZM168 204H170V206L168 205ZM171 204H173L174 206H171ZM204 204V205H203ZM208 204V205H207ZM211 204H214V206L216 207V205H217V209L218 210H216V209H214V207H213V205H211ZM219 204V205H218ZM221 204V205H220ZM222 204L224 205V207L222 206ZM239 204H240V209L238 208L239 207ZM258 206H257V205ZM14 205V208H12V206ZM25 205V206H24ZM27 205V206H26ZM29 205V206H28ZM33 207H32V206ZM51 205V206H50ZM55 205V206H54ZM93 205V206H92ZM100 206V207H96V206ZM118 207V211H117V207ZM121 205H122V207H121ZM126 206L125 208H124V206ZM131 205L133 206V207H131ZM135 205V206H134ZM146 205L147 206H149V207H151V208H146ZM155 205V206H154ZM166 205V207H164L163 208V206H165ZM181 205V206H180ZM193 205V206H192ZM198 205H201V206H198ZM237 205V206H236ZM4 208H3V207ZM49 206V207H48ZM59 206V207H58ZM79 206V207H78ZM162 206V211H163V213H165V215L162 213V215L165 217V218H162L161 216V211H159ZM179 207V209H178V207ZM208 206L210 207V209L211 210H215V211H211V210H209L208 209ZM223 208H222V207ZM235 206V207H234ZM246 206H248V207H246ZM25 207H27V208H25ZM41 207H43V208H41ZM45 207H47L48 208V210L50 209V211H47V208H45ZM82 207H83V210H82ZM110 207V210H106V209H108ZM115 207V208H114ZM127 207H128V209L130 208L131 210H129L128 211V209H127ZM137 207V208H136ZM155 207H157V209H158V212L156 211L157 209H155ZM170 207V208H169ZM171 207H174V209H172ZM195 207V208H194ZM203 207V208H202ZM204 207L206 208V209H204ZM220 207L222 208V213L221 212H219L218 213V211H220L221 209H220ZM230 208V211H229V213H228V211H227V213L225 212V210H229V208ZM244 207V210L242 209ZM251 207V208H250ZM7 208H8V211H7ZM20 208V209H19ZM25 208V209H24ZM28 208H30V209H28ZM32 208V209H31ZM34 208V209H33ZM39 208H40V210H39ZM45 208V209H44ZM59 208H61V210L59 209ZM67 208H69L68 209V212H67ZM77 209V210H75V209ZM81 210H80V209ZM92 208V209H91ZM135 208H136V211L138 212H136L135 211ZM165 208L166 209H169L168 211H169V213H168V211L167 210H165ZM182 208V209H181ZM187 208V209H186ZM190 208V209H189ZM193 208V209H192ZM225 208V210H223ZM234 208L235 209H237L238 211H239V213L240 214H238V212H234V214L233 215H231L233 212H231L232 210L234 211ZM253 208V209H252ZM5 211H4V210ZM11 209H12V211H11ZM13 209H15V210H13ZM25 211H24V210ZM26 209H27V211H28V213L26 212ZM44 209V210H43ZM64 211H63V210ZM79 209V210H78ZM91 209V210H90ZM111 209H113V214H112V212H110L111 211ZM119 209H120V212H122V213H120L119 212ZM125 209H126V212H125ZM146 209H149V211L147 210L146 212H145V210ZM175 209H176V211H175ZM177 209H178V211H177ZM191 209H192V212H189L188 210H190L191 211ZM200 209V210H199ZM220 209V210H219ZM247 209H249V211L247 210ZM252 209V211H250ZM10 210V211H9ZM19 210V211H18ZM29 210H31V211H29ZM37 210V212H35ZM43 210V211H42ZM52 210V211H51ZM54 210H55V212H57V213H54ZM71 210H73L74 212H76V214L73 212V213H71L70 211ZM85 210V211H84ZM96 210V211H95ZM98 210V211H97ZM99 210L101 211V212H99ZM104 210H106V213H104L105 211ZM122 210V211H121ZM124 210V211H123ZM140 210V211H139ZM142 210V211H141ZM144 210V211H143ZM151 210V211H150ZM152 210H154V211H152ZM175 211V212H172V211ZM180 210H183V212L185 213V215L184 214H182V211L180 212ZM194 210V211H193ZM241 210V211H240ZM256 210V211H255ZM3 211V212H2ZM17 211V212H16ZM34 213H33V212ZM40 211H42L43 213H40ZM50 212L51 213V215H53V217L52 216H49L50 217V219L48 220V219H46L48 216V213L46 214L45 212ZM64 213H62V212ZM109 211V212H108ZM131 211V212H130ZM134 211V212H133ZM167 211V212H166ZM210 211V212H209ZM245 211H246V213H247V215H248V217H247V215H245L244 213H245ZM257 211H260V212H258V213H260L262 216L260 217V215L257 213ZM26 212V213H25ZM77 212H80V213H77ZM96 212H99L98 214H96ZM118 213L117 215H116V213ZM150 212V213H149ZM152 212L156 215L157 213H159V214H157V215H159L161 218H160V221H159V216L156 218V216H153L152 217V215H154V214H152ZM172 214H171V213ZM191 214H189V213ZM202 212H204V214H201ZM208 212V213H207ZM211 212H214V213H216L217 214V216H216V214H214V213H211ZM242 212H243V214H242ZM10 213H12L13 215H11ZM16 215H15V214ZM25 213V214H24ZM31 214V216L32 215H34V216H32V217H36L35 219H34V221H32L33 219H31L32 217L31 216H29L30 214ZM33 213V214H32ZM36 213L37 214H39L38 216H36ZM53 213V214H52ZM62 213V214H61ZM69 213V214H68ZM108 213V215H106L105 216V214H107ZM130 213H132V214H130V215H132V217L131 216H129V214ZM134 213H136L137 215H135ZM147 213V215H145ZM177 213V215H175ZM186 213H187V216H186ZM199 213V214H198ZM205 213H207V214H205ZM221 213V214H220ZM223 213H226V215H224ZM1 214H3L4 215V217H3V215H1ZM5 214L7 215V216H5ZM20 214V215H19ZM24 214V215H23ZM43 215V216H41V215ZM76 216H75V215ZM78 214V215H77ZM83 214H84V216H83ZM86 214H88V215H86ZM101 214V216H99ZM109 214H111V215H109ZM143 214V215H142ZM151 214V215H150ZM166 214H167V216H166ZM194 214V215H193ZM212 214V215H211ZM218 214H219V216H218ZM229 214V216H227ZM251 214H253V215H251ZM254 214H255V217H254ZM29 217H28V216ZM66 215V216H65ZM69 215H71V217L72 216H74V217H72V219H73V221H72V219H71V217L69 216ZM82 215V216H81ZM122 218V220H124L123 221V224H121V218L119 217V216ZM134 215V216H133ZM138 215L140 216V218H141V221L140 220H138ZM180 215H183V217H184V219H182L181 220V217L182 216H180ZM201 215V216H200ZM207 215V216H206ZM215 215V217L216 218H218V219H216L215 217L213 218L212 216H214ZM224 217V218H226V219H224L222 216ZM241 217H240V216ZM242 215L243 216H245L247 219L245 220V217L243 218L242 217ZM2 216V217H1ZM25 216H27V218H25ZM46 216V217H45ZM63 216H65L64 218H63ZM81 216V217H80ZM86 216V217H85ZM99 216V217H98ZM104 216V217H103ZM108 216V217H107ZM110 216H111V218H113V219H111L110 218ZM114 216V217H113ZM115 216H117V218H115ZM122 216H124V219H123V217ZM128 216H129V218H132V220L131 219H129L128 218ZM143 216H145L144 218H145V220L148 218V217H150V219L148 220V221H146V222H144L145 220H144V218H143ZM178 216V217H177ZM194 216V217H193ZM208 216H211L212 217V219L210 218V217H208ZM228 218H227V217ZM232 216H233V218H232ZM236 216V217H235ZM240 218H239V217ZM250 216V217H249ZM258 216V217H257ZM40 217L42 218V219H40ZM77 217H79L78 219H77ZM172 217V218H171ZM177 217V218H176ZM189 219H188V218ZM203 217H205V219H202ZM222 217V218H221ZM231 219H230V218ZM44 218L46 219V220H48V222H46L45 220H44ZM52 218V219H51ZM56 220H54V219ZM58 218H59V220H58ZM67 218V219H66ZM108 218V219H107ZM129 219V220H126V219ZM170 220H169V219ZM191 218V219H190ZM198 219V218H200V219H198L201 223H197V222H199L198 220H196L195 221V219ZM211 220H210V219ZM220 218H221V220H220ZM235 218V219H234ZM236 218H237V220H236ZM250 218V219H249ZM251 218L253 219H255L257 222H256V224L254 223L253 224V222H255L254 220H251ZM258 218H259V220H258ZM26 219V220H25ZM31 219V220H30ZM41 220V222L42 221H45V222H40V220ZM80 219H83V220H80ZM103 219V222L101 221ZM155 220V222L157 221L158 223H153L154 222V220ZM162 219H165V220H162ZM175 220V221H173V220ZM187 220V222H186V220ZM193 219V220H192ZM230 219V220H229ZM238 219H240V220H238ZM243 219V221H241ZM248 219L251 221L250 223H248L249 221H248ZM18 220H20V224H22L21 226H19L18 227ZM25 220V221H24ZM51 220V223H52V226L50 225L51 223L49 222ZM60 220H64L63 221V223H62V221L60 222ZM66 220H68V221H66ZM75 220H78V221H75ZM111 221V222H109V221ZM117 220H118V222H117ZM119 220H120V222H119ZM136 220H137V222H136ZM144 220V221H143ZM151 220V221H150ZM169 220V221H168ZM180 220V222H178ZM202 220H203V222H202ZM216 222H215V221ZM217 220H218V222H217ZM226 220V221H225ZM230 221V223H228V221ZM233 220H234V222H233ZM59 221V222H58ZM82 221H83V223H82ZM133 221V222H132ZM166 221V222H165ZM170 221H171V223H170ZM173 221V222H172ZM184 223H183V222ZM190 221V223H192V224H194V223H197L196 225H195V228H193L194 227V225H192L191 224V226H189L190 225V223H188ZM204 221H207V222H204ZM224 221V222H223ZM248 221V222H247ZM67 224H66V223ZM68 222H72L71 223V225L68 223ZM78 223V224H75L74 225V223ZM81 222V223H80ZM106 222H108V223H106ZM116 222L117 223H119V224H116ZM127 222H129V224L127 223ZM133 224H132V223ZM139 222H141V223H139ZM144 222V223H143ZM149 222H152L151 223V227H150V223ZM160 222V223H159ZM167 222H169V223H167ZM176 222V223H175ZM208 222H211V223H208ZM226 222V223H225ZM238 222L239 223H243L244 224V222H246L245 224H244V226H243V224H240L239 226L240 227H238ZM8 223V224H7ZM15 223V224H14ZM18 223V224H17ZM44 223V224H43ZM45 223H46V225H47V227L45 226ZM50 223V224H49ZM59 223H60V225H59ZM86 223H89L90 224V228H92V229H90L88 226H89V224L87 225ZM103 223H104V226H103ZM114 223V224H113ZM131 223V224H130ZM136 223H139V224H136ZM147 223H149L148 224V228H147V226L145 225V224H147ZM164 223V224H163ZM167 223V224H166ZM173 223H175V224H173ZM186 223H187V225H186ZM203 223V224H202ZM205 223V224H204ZM206 223L210 226V224H211V227L210 228H212V229H210L209 228V226L208 225H206ZM217 223V226L215 225ZM233 223V224H232ZM235 223H236V226H235ZM261 223V224H260ZM262 223H263V225H262ZM7 225V226H4V225ZM19 224V225H20ZM39 224V225H38ZM40 224H41V226H40ZM62 224H64V226L62 225ZM83 224V225H82ZM92 224L94 225V226H92ZM106 224H108V226H106ZM128 224V225H127ZM159 224H160V227H161V229H160V227H159ZM166 227H168L169 226V224H170V226L168 227V229L167 230H169V232L165 229V227L163 226V225ZM172 224V225H171ZM178 224H180V225H178ZM182 224V225H181ZM221 224V225H220ZM223 224V225H222ZM226 224V225H225ZM231 224V225H230ZM252 224H253V226H252ZM14 226V225H16V227H14L15 228V230H12V228H11V230H10V227L11 226ZM28 225V226H27ZM74 226V230H73V226ZM87 225V226H86ZM136 225H140L139 227H137ZM145 225V226H144ZM153 225V226H152ZM156 225V226H155ZM158 225V226H157ZM179 227H178V226ZM183 225H185V226H183ZM199 225H202V226H199ZM214 225V226H213ZM229 225V226H228ZM234 225V227H232ZM259 225V226H258ZM262 225V226H261ZM23 226V227H22ZM42 226H43V228H42ZM55 228H54V227ZM58 226H59V229H57L58 228ZM61 226V227H60ZM63 226V227H62ZM66 226V227H65ZM71 227V229H70V227ZM79 226V228H77L76 229V227H78ZM82 226V227H81ZM83 226H86V227H83ZM96 226V227H95ZM101 226H103L104 228H106V229H103V227L101 228ZM106 226V227H105ZM113 226V227H112ZM119 226H121L122 227V231L125 229V231L127 232H121V234H119L120 233V227ZM124 226V227H123ZM127 226H129V227H127ZM130 226L132 227V228H130ZM173 227V229L174 228H178L179 230H177L176 231V229H174V231H173V229H172V227ZM193 226V227H192ZM197 226H198V228L199 229H201L202 227V229L201 230H198V228H197ZM205 226V227H204ZM224 226V227H223ZM250 226V227H249ZM255 226H257V227H259V229H261L260 231H262L263 230V232H261L260 233V235H262V236H260L259 235V229L257 228H255L254 229V227ZM261 226V227H260ZM57 227V228H56ZM111 227V228H110ZM119 227V228H118ZM147 228L146 230H148L149 232H150V230L151 229H153V230H151V232L153 231V233H151V234H149V232L148 231H146L145 230V228ZM153 227V228H152ZM154 227H156V228H154ZM157 227L159 228V229H157ZM164 227V228H163ZM189 227V228H188ZM201 227V228H200ZM207 227V228H206ZM222 228V231H221V228ZM246 227V229H244ZM2 228V229H1ZM13 228V229H14ZM18 228H19V230H18ZM20 228H22V230L24 231L25 229H26V233H28L27 234V236H25V231L23 232V231H21L20 230ZM50 228V229H49ZM64 228H66V229H64ZM84 228V229H83ZM96 228V229H95ZM98 228V229H97ZM109 230H108V229ZM113 228H115L116 230H117V232H116V230L115 229H113ZM124 228V229H123ZM128 228V229H127ZM138 230H137V229ZM170 228H171V230H170ZM185 230H184V229ZM216 228V229H215ZM220 228V229H219ZM237 229V230H235V229ZM250 230L249 232H246L248 229ZM6 229H8V230H6ZM43 229V230H42ZM54 230V231H52V230ZM62 230V231H59V230ZM64 229V230H63ZM76 229V230H75ZM84 230V231H82V230ZM87 229V230H86ZM89 229H90V235H92V236H90L88 233H87V231L89 232ZM111 229H112V231H111ZM133 229V230H132ZM163 229V230H162ZM181 229V230H180ZM189 231H188V230ZM197 231H196V230ZM253 229V232H255L256 230H257V232H258V234L255 232L254 234L251 232V230ZM47 230V231H46ZM79 230V232H81L80 234L77 232ZM94 230V231H93ZM101 230H103V232L101 231ZM131 230V231H130ZM134 230H137L136 232L134 231ZM141 230V231H140ZM167 232H166V231ZM184 230V231H183ZM195 230V231H194ZM203 230V231H202ZM205 230V231H204ZM208 230V231H207ZM210 230V231H209ZM211 230H213V235H212V231ZM214 230H216L217 231V233H216V231L214 232ZM231 230V231H230ZM235 230V231H234ZM240 230H242V231H240ZM16 231V232H15ZM44 231H46V232H44ZM70 231L71 232H73V233H70ZM76 231V232H75ZM91 231L93 232V233H91ZM96 231V232H95ZM104 231H106L105 233H104ZM107 231H109V233L107 232ZM111 231V232H110ZM133 231V232H132ZM143 231V232H142ZM164 231V232H163ZM184 232V233H182V232ZM190 231H191V234H193L192 236H191V234H190ZM238 231H240L241 233H238ZM244 231V232H243ZM12 232H14V233H12ZM18 232V233H17ZM19 232H22V233H19ZM48 232V233H47ZM50 232H53V233H51V235H50ZM60 234H62V237L59 235V233ZM67 232V233H66ZM70 234H69V233ZM83 232H84V235L83 236H81L82 234H83ZM132 232V233H131ZM145 232H146V235H143V234H145ZM157 232V233H156ZM163 232V233H162ZM166 232V236H165V233ZM180 232H181V234H183V235H181L180 234ZM187 232V235L185 234ZM196 232V233H195ZM201 232H203L202 234L203 235H201ZM221 232V233H220ZM234 232V233H233ZM243 232V233H242ZM7 233V234H6ZM11 233V234H10ZM43 233H45L44 235H43ZM64 233V234H63ZM107 233V234H106ZM113 234L112 236H111V234ZM124 233V234H123ZM128 233H130L133 237H135V236H137V238L139 237L140 238V240H139V238L137 239V238H135V239H137V240H135L134 238H132V236L131 235H127ZM136 233H138V234H136ZM160 233V234H159ZM168 233H170V236H169V234ZM200 233V234H199ZM246 233H248V237H247V235L245 236V238L243 237V240L241 241V239H242V236H244ZM250 233H252V234H250ZM2 234H3V236H2ZM6 234V235H5ZM22 234H24V236L26 237H22ZM35 234V235H34ZM66 234H68V236L66 235ZM104 234H106V236H104ZM116 234H118V235H116ZM133 234H135V236L133 235ZM155 236V237H153V235ZM171 234H173V235H171ZM176 234H179V235H176ZM217 234V235H216ZM222 234V235H221ZM227 234H228V236H227ZM252 235L253 237L255 236V237H259V239H258V242L260 241V243H257V239L254 237H250V235ZM11 236L10 238H9V236ZM28 235H29V237H28ZM40 235V236H39ZM42 235V236H41ZM46 235H47V237H46ZM52 237L51 239H49V237L50 236ZM52 235H54V236H52ZM65 235V237L64 238H66V240L65 239H63V236ZM71 235H72V238H71ZM73 235H74V237H73ZM77 235H80V236H78L80 239H77ZM86 235H87V238L89 237V245H87L88 244V240L86 239ZM115 235H116V238H115ZM121 235V237L119 238L118 236H120ZM123 235V236H122ZM125 235H126V237H125ZM158 235V236H157ZM162 235H164V236H162ZM190 235V236H189ZM195 235V236H194ZM201 235V237L199 238V236ZM205 235H208V236H205ZM215 236V237H217L218 235V240L216 239L215 240V238H212V236ZM224 235H226L227 236V238L228 239H225L226 237L224 236ZM239 235V236H238ZM257 235V236H256ZM15 236H16V239H15ZM19 236V237H18ZM36 236V237H35ZM44 236H45V239H43L42 241H41V239L42 238H44ZM58 236H60L61 238H58ZM70 236V237H69ZM142 236H146V237H144V239L146 240H143L142 238ZM147 236H149L148 237V239H146L147 238ZM161 238H160V237ZM173 236L174 237H176V238H173ZM178 236V237H177ZM185 236H187V237H185ZM210 236V237H209ZM220 236H222V237H220ZM230 236H231V239H230ZM232 236H234L233 238H234V240H238L239 239V241H237V242H234V240H233V238H232ZM237 236H238V238H237ZM20 237H22L21 239H20ZM69 237V238H68ZM111 237V239H109ZM123 237V238H122ZM129 237H131L129 240H132V241H129V243H127V242H125V241H128V238ZM153 237V239L154 240H152L151 238ZM157 237V238H156ZM184 239H182V238ZM185 237V238H184ZM189 237V238H188ZM196 237V238H195ZM206 237V238H205ZM225 237V238H224ZM235 237H236V239H235ZM241 237V238H240ZM9 238V239H8ZM17 238H18V240H17ZM34 238H36V239H34ZM67 238L68 239H71V240H67ZM75 238V240L73 241V239ZM83 238H85V239H83ZM104 238H105V240H104ZM118 238V239H117ZM163 238V239H162ZM165 238V239H164ZM168 238V239H167ZM173 238V239H172ZM179 238H180V240H179ZM191 239L190 240V242H192V243H190L189 242V240H187V242L185 241L186 239ZM193 238H195V239H193ZM198 238V239H197ZM205 238V239H204ZM208 238H209V240H208ZM223 239V240H226V241H224L223 242V240H222V242H223V244H222V242H221V239ZM247 238H249V240L247 239ZM251 238V239H250ZM48 239H49V241H48ZM53 239V240H52ZM57 239H60V243L58 242V240ZM107 239H109L110 240V242L107 240ZM120 239V240H119ZM125 240V241H123V240ZM127 239V240H126ZM135 241H134V240ZM159 239V241H157ZM176 239V240H175ZM200 239L202 240V241H200ZM213 241H212V240ZM245 239L247 240V242L245 241ZM252 239H254V242H253V240ZM8 240V242H6ZM41 242H40V241ZM62 240H65V241H62ZM79 240H80V242H79ZM84 240V241H83ZM98 241V243L99 244H97V241ZM107 240V241H106ZM118 240V241H117ZM122 240V241H121ZM143 240V241H142ZM151 240V241H150ZM162 240H165V241H169V242H172V243H174V244H172V243H168V242H165V241H162ZM178 240V241H177ZM183 240V242L182 243H186V245H188V248H187V250H186V247L187 246H185L184 244H181V243H179V242H181ZM197 241V243H196V241ZM198 240H199V242H198ZM204 240L205 241H207L206 243H207V245L206 246H208V247H206V249H203L202 247L203 246H205V242H204ZM229 240H230V242H229ZM233 240V241H232ZM10 241V242H9ZM11 241H13V242H11ZM18 242V243H16V242ZM21 241V242H20ZM23 241V242H22ZM34 241H35V243L38 241V242H40L39 244H35L34 243ZM46 241H47V243H46ZM51 241V242H50ZM61 241H62V243H61ZM66 241H68V242H66ZM72 242L71 243V246L73 247V245H74V247L73 248H71V246H70V248H69V245H70V242ZM86 241H87V243H86ZM92 241V242H91ZM112 241V242H111ZM116 241V242H115ZM122 242L121 244H122V246H119L120 245V242ZM136 241H138V242H136ZM146 242V244H145V242ZM148 241H149V243L150 244H153L154 243V241L157 243V244H153V245H149V243H148ZM161 241V242H160ZM195 241V242H194ZM216 241H220V243L219 242H216ZM244 241V242H243ZM251 241H252V243H251ZM33 242V244H31ZM58 244H57V243ZM66 242V243H65ZM79 242V243H78ZM82 242H83V244H85L86 246H84L83 244H82ZM108 242V243H107ZM117 242H119V244H117ZM125 242V243H124ZM136 242V243H135ZM142 242H144V243H142ZM176 242H178V243H176ZM212 242H213V244H212ZM234 242V243H233ZM240 242H241V244H240ZM246 242V243H245ZM250 242V243H249ZM256 242V243H255ZM5 243L7 244V247L9 248V250H8V248L5 246ZM16 243V244H15ZM22 243V244H21ZM41 243L42 244H46L45 246L44 245H41ZM68 243V244H67ZM74 243V244H73ZM90 243H92L91 244V247H90ZM106 243V244H105ZM138 243H139V245H141L140 247H139V245H138ZM141 243V244H140ZM161 243V244H160ZM176 243V244H175ZM188 243V244H187ZM193 243H194V245H193ZM209 243H211V244H209ZM217 243H218V245L219 246H217ZM233 243V245H231V248L232 247H234V250L233 249H231V251L233 250V252L231 253V251H230V246H228V245H230V244H232ZM236 243V244H235ZM237 243L240 245H237ZM243 243H244V245H243ZM248 243V247L246 246V244ZM253 243H255V244H253ZM261 243H262V247L260 246V247H258L259 245H261ZM20 244V245H19ZM49 244V245H48ZM53 245V248H52V245ZM60 244H62V246L60 245ZM75 244L77 245V246H75ZM82 244V245H81ZM105 244V245H104ZM110 244V245H109ZM126 244V245H125ZM143 244V245H142ZM164 244V245H163ZM166 244V245H165ZM168 244V245H167ZM169 244H170V246H169ZM181 244V245H180ZM202 244H204L203 246H202ZM226 244H228L227 246H225ZM253 244V245H252ZM1 245V244H0ZM10 245H11V248H10ZM35 245V246H34ZM51 245V246H50ZM61 246V247H58V246ZM64 245V246H63ZM82 247H81V246ZM96 245V247H94ZM97 245H98V248H97ZM113 245H116V247L115 246H113ZM138 245V247H136V246ZM149 245L150 247H152V248H150L149 246V248H146L147 246ZM161 245H163V246H165V247H163V246H161ZM175 245V248L173 247V246ZM177 245V246H176ZM178 245H180L181 247H179ZM182 245H184V246H182ZM196 245V246H195ZM211 245V246H210ZM214 245H216V246H214ZM223 245V247H221V246ZM242 245V246H241ZM249 245L251 246V247H253V246H257V248L258 249H256V247H253L252 249H251V247H249ZM5 246V247H4ZM14 248H13V247ZM16 246H18V248L16 247ZM20 246V247H19ZM32 246L35 248V247H37V249H35L36 251H34V248H32ZM42 246H44L43 247V249L44 248H46V249H44L45 250V252L42 250V252H39V251H41V249H42V247L40 248V247ZM57 246V247H56ZM79 246H80V249H77V248H79ZM108 246V247H107ZM112 246V247H111ZM128 246V247H127ZM145 246V247H144ZM155 246H157V247H155ZM169 246V247H168ZM191 246V247H190ZM194 246L197 248V249H199L198 250V254L199 253H201L200 255H196V253L197 252H195L196 250L194 249ZM198 246V247H197ZM224 246H225V249H224ZM236 246H238V248L236 247ZM247 248H246V247ZM50 247V248H49ZM63 247L66 249H63ZM85 247H86V249H85ZM94 247V248H93ZM103 247H106V249L105 248H103ZM111 247V248H110ZM154 247V248H153ZM163 247V248H162ZM172 247L174 248V250L175 251H173L172 250ZM177 247V248H176ZM179 247V248H178ZM201 247V248H200ZM213 247H214V249L215 250H213ZM218 247V249L220 248V250H219V252H221V255H219L220 253L218 252V249H216ZM228 248V251L227 252H230V253H226V249ZM236 247V248H235ZM239 247H240V249H239ZM242 247H245V249L243 248L242 249ZM29 248H30V250H29ZM40 248V249H39ZM57 248H58V250H57ZM69 248V250L71 249V251H69V250H67ZM83 248V249H82ZM87 248H92V250L90 251L89 249L87 250ZM113 248H114V250H113ZM118 248V249H117ZM130 248V250H128V249ZM136 248V250H133V249H135ZM144 248V249H143ZM162 248V250L160 251V249ZM166 248V249H165ZM167 248L169 249V250H167ZM171 248V249H170ZM184 248V249H183ZM192 248V249H191ZM205 248V247H204ZM210 248V249H209ZM223 248V250L222 251H224L225 250V252H223L222 253V251H221V249ZM4 249V250H3ZM13 249V250H12ZM48 249H50V251L48 250ZM72 249H74V250H76L77 252H79V255H78V253L76 252V251H74V250H72ZM94 249V250H93ZM96 249H98V250H96ZM100 249V250H99ZM108 249V250H107ZM110 249H111V251H110ZM131 249H132V251L134 252V256L132 255L133 254V252L131 251ZM145 249H148V252H151V254H149L148 252H147V250H145ZM153 249V250H152ZM159 249V250H158ZM177 249H181V251L179 250V252L177 251ZM183 249V250H182ZM188 249H191V250H188ZM205 252V255H204V252L202 251V250ZM236 249H237V252H236ZM247 249H250V250H248V253L250 252V254L248 255L247 254ZM256 249V250H255ZM8 250V251H7ZM16 250H18L17 252H16ZM24 250H28L29 252H26V251H24ZM31 250H33V252L31 251ZM50 252L51 254H49L48 252ZM62 250H64V251H69L70 252V254L69 255H67V260H66V252H62ZM84 251V254H82L83 253V251ZM107 250V251H106ZM112 250H113V252H115V251H117V252H115V253H113L112 252ZM165 250V251H164ZM184 250L186 251V254L185 255H183V253H185L184 252ZM202 252H201V251ZM210 251L209 253H210V255H209V253L207 252V251ZM240 250V251H239ZM244 250H246V255H244V253L243 252H245ZM254 250H255V252H254ZM257 250H258V252H257ZM4 251V252H3ZM12 251H13V253H12ZM61 251V252H60ZM73 251V252H72ZM102 251V252H101ZM124 251V252H123ZM129 251H131V252H129ZM146 252L145 254L146 255H144V253L143 252ZM169 251H171V252H169ZM190 253H189V252ZM7 252V253H6ZM8 252H9V254H8ZM15 252V253H14ZM23 252V253H22ZM68 252V253H69ZM89 252H90V254H89ZM96 252H97V254H96ZM113 254V256H111V254ZM122 252L124 253V254H122ZM126 252H128V253H126ZM141 252V256H139L138 257V255H140L139 253ZM164 252V253H163ZM166 252V253H165ZM175 254V256H174V254ZM175 252H177V254L175 253ZM215 252H217V253H219V254H216ZM238 252H239V255H238ZM2 253V254H1ZM6 253V254H5ZM10 253L11 254H13V255H11V257H10ZM19 253V254H18ZM20 253H21V255H20ZM26 253V254H25ZM31 253V254H30ZM47 253V254H46ZM53 253V254H52ZM59 253V254H58ZM61 253V254H60ZM73 253V254H72ZM77 253V254H76ZM88 253V254H87ZM111 257L110 259H109V256H107V254ZM116 253H117V255H116ZM118 253H120L121 255H119V256H121V257H119L118 256ZM125 253H126V255H125ZM129 253L132 255V256H130L129 255ZM135 253H136V255H135ZM138 253V254H137ZM143 253V254H142ZM168 253H170V254H168ZM180 253V254H179ZM188 253V254H187ZM203 253V254H202ZM207 253V254H206ZM225 253L226 254H230V256L228 255H225ZM251 253H252V255H251ZM258 253H259V255H258ZM260 253H261V255H260ZM16 254V255H15ZM19 255V257H18V255ZM25 254V255H24ZM29 254V255H28ZM40 254H42V255H40ZM57 254V255H56ZM91 254H96V255H94V257H93V255L91 256ZM106 254V255H105ZM128 254V255H127ZM166 254L167 255H169V256H166ZM183 256H182V255ZM216 255L215 257H217L216 259H215V257H214V255ZM232 254V255H231ZM235 254H237V255H235ZM254 254V255H253ZM34 255V256H33ZM40 255V256H39ZM49 255H51V256H49ZM61 255V256H60ZM70 255H72V256H70ZM76 255H77V257H78V259H77V257H76ZM84 255V256H83ZM87 255V256H86ZM114 255H115V258H114ZM192 255V256H191ZM195 255V257H193ZM209 255V256H208ZM225 255V257L226 258H228L229 257V261L225 258L224 259V256ZM234 255H235V259H234ZM241 255H242V257H241ZM250 256V257H248V256ZM257 255H258V257H257ZM263 255H264V253H263ZM3 258H2V257ZM6 256H8V257H6ZM13 256V257H12ZM16 256V257H15ZM26 256V257H25ZM30 256H31V259L33 260H31L30 259ZM45 256V257H44ZM48 256V257H47ZM63 256V257H62ZM75 256V257H74ZM79 256H81V257H79ZM89 256V258L87 259V257ZM96 256H98V257H96ZM101 256V257H100ZM104 256H105V258H104ZM123 256V257H122ZM127 256V257H126ZM129 256V257H128ZM172 256V257H171ZM189 257V259H188V257ZM208 256V257H207ZM221 256V258H219ZM231 256H233V257H231ZM240 258H239V257ZM254 256H256V257H254ZM260 256H261V258H260ZM24 257V258H23ZM47 257V258H46ZM86 257V258H85ZM118 257H119V259H118ZM144 257V258H143ZM147 257V258H146ZM162 257H165V259H163ZM174 257V258H173ZM191 257H192V260H190L191 259ZM197 257L199 258V260L197 259ZM237 257V258H236ZM244 257H245V259H244ZM248 259H247V258ZM251 257H254V258H251ZM263 257V258H262ZM8 258V259H7ZM19 258V259H18ZM27 258H29V259H27ZM43 259L44 258V260H42V261H40V260H38V259ZM48 258H50V259H48ZM74 258H76V259H74ZM82 258V259H81ZM95 258V259H94ZM123 258H125V259H123ZM127 258V259H126ZM128 258H130L131 260H129ZM143 259V260H141V259ZM148 259V260H146V259ZM151 258H153L152 260H153V263L151 262L152 260H151ZM172 258H173V260H172ZM206 258V259H205ZM209 258H210V261H209ZM224 259V261L223 260H221V259ZM239 258V259H238ZM242 258V259H241ZM256 258V259H255ZM18 259V260H17ZM30 260V261H27V260ZM38 261H37V260ZM48 259V260H47ZM90 259V260H89ZM93 259V260H92ZM99 259V260H98ZM100 259H103L102 261L100 260ZM113 259V260H112ZM116 259V260H115ZM122 259V260H121ZM135 259V261H133ZM140 259V260H139ZM170 259H171V261H170ZM196 259H197V261H196ZM202 259L205 261L204 263H203V261H202ZM212 259V260H211ZM218 259H220L221 261H219V263H218ZM233 259H234V261H233ZM243 259L245 260V262H242L243 261ZM253 259V260H252ZM258 259H259V262H258ZM35 260V261H34ZM68 260H69V262H68ZM72 260H74V261H71ZM81 260V261H80ZM82 260H83V263H82ZM94 260H95V262H96V260H97V262L96 263H94ZM167 260V261H166ZM184 260L186 261L187 260V262H184ZM195 260V261H194ZM216 260V261H215ZM235 260H236V262H235ZM251 260V261H250ZM4 261H5V263H4ZM13 261H14V263H13ZM32 261V262H31ZM50 261V262H49ZM80 261V262H79ZM86 261H87V263H86ZM92 261V262H91ZM98 261H99V263H98ZM112 261V262H111ZM114 261V262H113ZM127 261H128V263H127ZM144 263H143V262ZM146 261H148V262H146ZM190 261V262H189ZM192 261V262H191ZM201 261V262H200ZM213 261V262H212ZM215 261V262H214ZM232 261H233V263H232ZM241 261V262H240ZM249 261V262H248ZM253 261V262H252ZM263 261V262H262ZM23 262V263H22ZM25 262V263H24ZM42 262V263H41ZM60 262V263H61ZM110 262V263H109ZM176 262V263H175ZM136 262H135V264H137ZM164 263H161V264H164Z\"/></svg>", "mask_w": 264, "mask_h": 264}, {"label": "bare ground", "instance_id": "obj_2", "mask_svg": "<svg viewBox=\"0 0 264 264\" xmlns=\"http://www.w3.org/2000/svg\"><path fill=\"white\" fill-rule=\"evenodd\" d=\"M0 1L3 2L4 0H0ZM8 1H9V0H8ZM8 1H7V3H8ZM23 1H25V0H23ZM39 1H40V0H39ZM43 1H44V0H43ZM97 1H99L98 4H97V2L95 3L94 0H72V1L68 4V3L65 2L64 0H58L59 3H58L57 8L60 9V10H59L60 13L57 12L58 10H57L56 8H53V7H52V8H53V10H55V9L57 10V11L55 10L56 12H54V13H59V14L61 15L60 18H61L62 20H60V21L63 23L64 18H63V16H62L61 12L63 11V13H65L64 10L66 11V9H68V8L70 7V10L72 11L71 14H70L71 18L73 17V18H75V20H76V18H78L79 21H84L83 23H87L88 28H85V29H87L88 32H89V30H90V32L92 31V32H91L92 34H94L93 31H96V32L98 33L97 38L100 37V39H101L102 41H105V43H106V46H105V47L110 49L111 47H113V43L111 42V38H113V36L111 35V31H110V20H106V19L103 18V17H104V15H108V13H107V11H108V7H109L108 5H110V2H112L113 0H97ZM120 1H121V0H120ZM120 1L118 0L119 3H120ZM127 1H128V0H127ZM127 1L125 0V3L122 4V2H123V0H122V2L120 3V4H122V5H120V6L123 7L124 4H127V3H128L127 5H130L131 2H129V1L127 2ZM135 1H136V0H135ZM139 1H142V0H139ZM162 1H166V3H168L170 0H169L168 2H167V0H162ZM176 1H177V0H176ZM180 1H181V0H180ZM180 1H179V2H180ZM186 1H188V0H186ZM190 1H191V0H190ZM213 1H214V0H213ZM219 1H221V0H219ZM224 1H225V0H224ZM244 1H246V0H244ZM258 1H260V0H258ZM261 1H262V0H261ZM1 2H0V3H1ZM4 2H6V1H4ZM26 2H27V1H25V3H26ZM41 2H42V1H41ZM93 2H94V5L96 4L95 6H92V5H91ZM126 2H127V3H126ZM133 2H134V0H133ZM160 2H161V1H160ZM171 2L173 3V1H171ZM177 2H178V1H177ZM228 2H229V1H228ZM233 2H234V0H233ZM233 2H231V5H232V6L236 5L235 2H234L235 4L233 5V4H232ZM12 3H13V2H12ZM12 3H11V1H10L9 4L12 5ZM51 3H52V1H51ZM119 3H118V4H119ZM136 3H137V1H136ZM139 3H140V2H139ZM139 3H138V5H139ZM146 3H147V2H146ZM180 3L182 4V1H181ZM188 3H189V2H187V4H188ZM194 3H195V1L193 2V5H195ZM209 3H210V0H209ZM219 3H220V2H219ZM221 3H223V2L221 1ZM260 3H261V2H260ZM23 4H24V3H22V5H23ZM41 4H42V3H41ZM43 4H44V3H43ZM43 4H42V5H43ZM72 4H75V5H76L75 8H73V6H71ZM115 4H116V3H115ZM142 4H143V3H142ZM144 4H145V1H144ZM147 4H148V3H147ZM156 4H157V3H156ZM168 4H169V3H168ZM183 4H184V3H183ZM191 4H192V3H191ZM196 4H197V3H196ZM199 4H200V2H199ZM131 5H132V3H131ZM131 5H130V6H131ZM136 5H137V4H136ZM136 5H135V7H136ZM164 5H166V4H164ZM171 5H172V4H171ZM200 5H201V4H200ZM211 5H212V3H211ZM222 5H224V4H222ZM261 5L263 6V1H262V4H261ZM1 6H2V5H1ZM24 6H25V5H24ZM27 6L30 7V4L27 5ZM27 6H26V7H27ZM36 6H39V5L37 4ZM125 6H126V5H125ZM125 6H124V7H125ZM130 6H129V7H130ZM142 6H143V5H142ZM146 6H147V5H146ZM146 6H145V7H146ZM155 6H156V5H155ZM161 6H162V2H161ZM167 6H168V5H167ZM169 6H170V5H169ZM169 6H168V7H169ZM178 6H179V5H178ZM183 6H184V5H183ZM225 6H226V7L229 6V3H228L227 5L225 4ZM28 7H27V9H28ZM39 7H41V6H39ZM42 7H43V6H42ZM116 7L118 8V6H116ZM124 7H123V9H122L121 11H124V10H125ZM127 7H128V6H127ZM127 7H126V11H128V8H127ZM131 7H133V6H131ZM135 7H134V8H135ZM139 7H140V6H139ZM145 7H143V8H145ZM181 7H182V6H180L178 9L180 10ZM193 7H194V6H193ZM195 7H197V5H196ZM21 8H22V6H21ZM21 8H20V9H21ZM35 8H36V10H37V7H35ZM147 8H149V7L147 6L146 9H147ZM155 8H156V7H155ZM162 8H163V7H162ZM162 8H161V10H162ZM169 8H170V7H169ZM187 8H188V6H187ZM190 8H191V6H190ZM199 8H200V7H198V9H199ZM202 8H204V7L202 6ZM213 8H214V7H212V9H213ZM229 8H230V7H229ZM259 8H261V7H259ZM3 9H5V6H4ZM3 9H2V10H3ZM106 9H107V11H106ZM136 9H137V11H139L137 7H136ZM163 9H165V8H163ZM167 9H168V8H167ZM172 9H174V6L172 7ZM178 9H177V10H178ZM193 9H194V8H192V10H193ZM200 9H201V8H200ZM200 9H199V10H200ZM225 9H226V8H225ZM23 10H24V9H23ZM25 10H26V9H25ZM140 10H141V9H140ZM143 10H144V9H143ZM165 10H166V9H165ZM182 10H183V8H182ZM186 10H187V9H186ZM201 10H202V9H201ZM201 10H200V12H203V11H201ZM226 10L228 11V9H226ZM232 10H233V7H232ZM239 10H240V9H239ZM16 11H17V10H15V12H16ZM21 11H22V10H21ZM39 11H40V8H39ZM39 11H38V12H39ZM116 11H118V10H116ZM121 11H119L118 15L120 14ZM133 11H134V10H133ZM137 11L135 10V12H137ZM148 11H149V13H150V10H149V9H148ZM148 11H147V14H148ZM166 11H167V10H166ZM168 11H170V10H168ZM196 11H197V10H196ZM10 12L12 13V9L10 10ZM17 12H18V11H17ZM25 12H26V11H25ZM31 12H32V11H31ZM49 12H50L49 15H51V10H50ZM129 12H130V10H129ZM140 12H141V11H140ZM144 12H145V11H143L142 13L145 14ZM171 12H172V10L170 11V13H171ZM175 12H176V10H175ZM175 12H174V13H175ZM177 12H178V11H177ZM177 12H176V14H177ZM184 12H185V11H184ZM188 12H190V11H188ZM188 12H187V13H188ZM197 12H198V11H197ZM218 12L220 13V9H219ZM33 13L35 14V12H33ZM33 13H32V15H33ZM122 13H123V12H122ZM122 13H121V15H123ZM124 13H126V12H124ZM127 13H128V12H127ZM131 13H132V11H131ZM138 13H139V12H138ZM162 13H165V12H162ZM170 13H167V15H168V14L170 15ZM180 13H181V12H179V15H180ZM190 13H191V12H190ZM208 13H211L210 7H209V9H208ZM214 13H216V11H214ZM221 13H223V10H222ZM221 13H220V15H221ZM228 13H230V10H229ZM26 14H27V12H26ZM36 14H37V13H36ZM40 14H41V13H40ZM128 14H129V13H128ZM128 14H127V15H128ZM133 14H134V12H133ZM193 14H194V10H193ZM197 14H199V13H197ZM201 14H202V13H201ZM206 14H207V13H206ZM226 14H227V12H226ZM2 15H5V14H2ZM30 15H31V14H30ZM32 15H31V16H32ZM44 15H45V14H44ZM68 15H69V14H68ZM68 15H67V16H68ZM124 15H125V21H126V19H127L126 16H127V15H126V14H124ZM139 15H140V14H139ZM145 15H146V14H145ZM185 15L188 16V14H185ZM185 15H180V16H185ZM194 15H195V14H194ZM202 15H204V13H203ZM212 15H213V13H212ZM24 16H25V15H24ZM35 16H36V15H35ZM51 16H52V15H51ZM51 16H50V17H51ZM134 16H135V15H134ZM134 16H133V19H130V18H129V19L133 21V20H134ZM141 16H142V15H141ZM143 16H144V15H143ZM143 16H142V18H143ZM172 16H173V15H172ZM174 16H175V15H174ZM174 16H173V17H174ZM180 16H179V17H180ZM209 16H210V14H209ZM247 16H248V15H247ZM3 17H4V16H3ZM52 17H53V16H52ZM64 17H65V16H64ZM121 17H122V16H121ZM121 17H119V18H121ZM130 17H131V16H130ZM166 17H168V16H166ZM170 17H171V16H170ZM170 17H169V18H170ZM175 17H176V16H175ZM185 17H186V16H185ZM190 17H191V16H190ZM211 17H212V16H211ZM218 17H219V16H218ZM0 18H1V17H0ZM5 18H6V15H5ZM54 18H55V17H54ZM71 18H70V19H71ZM136 18L138 19V14H137V17H136ZM142 18H140L139 20H141ZM145 18H146V17H145ZM164 18H165V17H164ZM186 18H187V17H186ZM186 18H183V19L181 18V19H182V22H183V20L186 19ZM188 18H189V17H188ZM199 18H200V19L202 18L201 15L199 16ZM206 18H207V16H206ZM219 18H220V17H219ZM223 18H224V17H222V19H223ZM246 18H247V26H245L244 28L241 27V26L236 25L235 23H228V24L226 25V27H225V28H227L228 30H229V29L232 30L231 32H233V33L236 32V33H237V35H236V36H233L234 38H233V37H232V38H233V39L236 38L237 45H239V46H238V47H239V50H240V45L243 47V49H242V52H243V53H241V54H239V55L237 54V55H238V56H237V60H236V61L233 60V61H235V62H232V63L234 64L233 67H235L234 70H235V72H236V75H235L236 82H237V80H238L239 75L241 74L242 69L244 68V64H245V63L247 64V62H248V60H249V56H250V53L252 52V48H253L255 45H259V43H260V42H259V41H260V27H262V29H263V26H264V25L262 26L263 19H261V16L258 15V14H250V15H249L248 17H246ZM8 19H9V18H8ZM10 19H11V18H10ZM21 19H22V18H21ZM33 19H34V18H33ZM58 19H59V18H58ZM137 19H136V20H137ZM147 19H148V18H147ZM147 19H145L146 22H147ZM173 19H174V18H173ZM178 19H179V18H178ZM189 19H190V18H189ZM208 19H209V17H208ZM208 19H207V21H209V20L212 21V19H209V20H208ZM224 19H225V18H224ZM227 19H228V18H227ZM3 20H4V18H3ZM43 20H44V19H43ZM48 20H49V18H48ZM48 20H47V22H48ZM56 20H57V19H56ZM117 20H118V19H117ZM119 20H120V19H119ZM122 20L124 21V19H121V21H122ZM127 20H128V19H127ZM139 20H138V23H140ZM143 20H144V19H143ZM163 20H164V19H163ZM166 20H168V19H165L164 22H166ZM176 20H177V17H176L175 21H176ZM201 20H202V19H201ZM203 20H204V18H203ZM203 20H202V22H203ZM215 20H216V19H215ZM228 20H230V19H228ZM16 21H17V20H15V23H16ZM29 21H30V20H29ZM29 21H28V22H29ZM32 21H34V20H32ZM32 21H31V22H32ZM35 21H36V17H35ZM51 21H52V20H51ZM71 21L73 22L74 19L71 20ZM71 21H69V22L71 23ZM123 21H122V23H123ZM169 21H170V20H169ZM169 21H168V22H169ZM172 21H173V20H172ZM180 21H181V20H180ZM180 21H179V23H180ZM188 21H189V20L187 19L186 22L188 23ZM211 21H210V22H211ZM2 22H3V21H2ZM8 22H9V20H8ZM53 22H54V20H53ZM57 22H58V20H57ZM61 22H60V23H61ZM129 22H130V21H129ZM133 22H134V21H133ZM143 22H144V21H143ZM182 22H181V24H182ZM189 22L191 23V20H190ZM199 22H200V21L198 20V23H199ZM202 22H200V23H202ZM215 22H216V21H215ZM217 22H218V21H217ZM4 23H5V21L3 22V24H4ZM11 23H12V22H11ZM64 23H65V22H64ZM64 23H63V24H64ZM127 23H128V22H127ZM134 23H135L136 25H138L137 22H134ZM169 23H170V22H169ZM175 23H176V22H175ZM177 23H178V22H177ZM196 23H197V22H196ZM200 23H199V24H200ZM211 23H212V22H211ZM18 24H19V23H18ZM56 24H57V23H56ZM73 24H75V23H73ZM73 24L71 23L70 25H73ZM120 24H121V23H119V26H120ZM125 24H126V23H124V25H125ZM141 24L143 25V23H141ZM141 24H139V25L142 26ZM144 24H145V22H144ZM147 24H148V22H147ZM171 24H172V26H173V25H174V21H173V23H170V25H171ZM185 24H186V23H185ZM207 24H208V23H207ZM212 24H213V23H212ZM212 24H211V25H212ZM218 24H219V23H218ZM218 24H217V23H214V24H213V25H215V26H214V27H215V31H216V29L219 30V26H218ZM4 25H6V24H4ZM13 25H14V24H13ZM35 25H36V23H35ZM48 25H49V24H48ZM117 25H118V24H117ZM122 25H123V24H122ZM122 25H121V26H122ZM128 25H129V23H128L126 26H128ZM131 25L133 26V23H132ZM145 25H146V24H145ZM176 25H177V24H176ZM178 25H179V24H178ZM0 26L3 27L2 25H0ZM54 26H55V25H54ZM61 26H62V25H61ZM119 26H118V27H119ZM121 26H120V27H121ZM126 26H125V28H129V27H126ZM129 26H130V25H129ZM143 26H144V25H143ZM143 26H142V27H143ZM172 26H171V27H172ZM174 26H175V25H174ZM187 26H188V24H187ZM221 26H222V25H221ZM1 27H0V28H1ZM15 27H16V26H15ZM41 27H42V26H41ZM44 27H45V26H44ZM59 27H60V26H59ZM68 27H69V26H68ZM73 27H74V26H73ZM83 27H84V26H83ZM120 27H119V28H120ZM134 27H135V26H134ZM138 27H139V26H138ZM165 27H166V26H165ZM168 27H170V26H168ZM182 27L184 28V24H182ZM185 27H186V26H185ZM189 27H190V26H189ZM203 27H204V25H203ZM216 27H217V28H216ZM7 28L9 29V27H7ZM16 28H17V27H16ZM32 28H33V27H32ZM55 28H56V30L58 29L57 26H56ZM60 28H62V27H60ZM69 28H72V27H69ZM130 28H132V27H130ZM136 28H137V27H136ZM140 28H141V27H140ZM140 28H139V29H140ZM146 28H147V27H146ZM153 28H154L153 30H155L156 26H154ZM166 28H167V27H166ZM172 28H173V27H172ZM177 28H178V27L176 26V29H177ZM179 28H180V27H179ZM187 28H188V27H187ZM193 28L195 29V27H192V29H193ZM199 28H200V27H199ZM211 28H212V27H211ZM14 29H15V28H14ZM62 29H63V28H62ZM82 29H83V28H82ZM82 29H81V30H82ZM85 29H83L82 32H85ZM111 29H114L113 26H111ZM137 29H138V28H137ZM176 29H175V31H177ZM184 29H185V28H184ZM190 29H191V28H190ZM190 29H189V30H190ZM206 29H207V31H208L207 26H206ZM221 29H223V28H220V30H221ZM34 30H35V29H34ZM38 30H39V29H38ZM47 30H49L48 26H47ZM47 30H46V31H47ZM54 30H55V29H54ZM58 30H59V29H58ZM58 30H57V31H58ZM123 30H124V29H123ZM128 30H129V29H128ZM141 30H143V29H140V33H141ZM153 30H152V31H153ZM169 30L171 31L172 29H169ZM179 30H181V28H180ZM179 30H178V31H179ZM195 30H196V29H195ZM203 30H204V29H203ZM230 30H229V31H230ZM0 31H1V30H0ZM14 31H15V30H14ZM29 31H31V30H29ZM50 31H51V30L47 31L48 34L50 33ZM132 31H135V29L132 30ZM138 31H139V30H138ZM152 31H151V32H152ZM157 31H158V30H157ZM160 31H161V30H159V32H160ZM166 31H167V30H166ZM173 31H174V30H173ZM173 31H172V32H173ZM178 31H177V32H178ZM186 31H188V30H186ZM193 31H194V30H193ZM205 31H206V30H205ZM8 32H9L8 34H10V31H8ZM15 32H16V31H15ZM25 32H27V30H25ZM35 32H36V31H35ZM44 32H45V30H44ZM61 32L63 33V30H61ZM88 32H87V33H88ZM96 32H95V33H96ZM124 32H127V31H124ZM142 32H145V30H143ZM159 32H158V33H159ZM177 32H174L175 35H173V36H175V37L178 36V37H179V32H178V35L176 34ZM180 32H181V31H180ZM190 32H191V31H190ZM202 32H203V31H202ZM209 32H210V31H209ZM32 33H33V31H32ZM58 33H59V32H58ZM85 33H86V32H85ZM85 33H84V35H86ZM134 33L136 34V31H135ZM138 33H139V32H138ZM188 33H189V32H188ZM192 33H193V32H192ZM211 33H212V32H211ZM215 33H216V32H215ZM215 33H214V34H215ZM223 33H224V32H223ZM2 34H3V33H2ZM4 34H5V33H4ZM6 34H7V32H6ZM15 34H16V33H15ZM15 34H12V36L15 35ZM43 34H44V33H43ZM50 34H52V33H50ZM54 34H55V33H54ZM65 34H66V33H65ZM80 34H81V31H80ZM125 34H126V33H125ZM128 34H129V33H128ZM132 34H133V33H132ZM135 34H134V35H135ZM154 34H155V32L153 31V33H152V38H154V40L156 41L157 37H154V36H156V35H154ZM168 34H169V33H168ZM180 34L183 35L182 32H181ZM193 34H194V33H193ZM206 34H207V33H206ZM227 34H228V31H227ZM72 35L74 36L73 33L71 34V36H72ZM76 35H77V34H76ZM95 35H96V34H95ZM95 35H93V36L95 37ZM119 35H120V34H119ZM123 35H124V34H123ZM166 35H167V34H166ZM187 35H188V34H187ZM217 35H220V33H218ZM225 35H226V34H225ZM233 35H235V33H234ZM6 36H7V35H6ZM15 36H16V35H15ZM41 36H42V34H41ZM41 36H40V37H41ZM58 36H59V35H58ZM58 36H56V38H57ZM60 36H61V34H60ZM90 36H91V34H90ZM90 36H89V37H90ZM93 36L91 37L92 39H93ZM109 36H112V37H111L110 39H107ZM124 36H125V35H124ZM131 36H132V35H131ZM135 36H136V35H135ZM135 36H133V38H135ZM139 36H140V35H139ZM139 36H138V37H139ZM168 36H170V34H169ZM171 36H172V35H171ZM35 37H37V35H35ZM52 37H53V35H52L51 37H50V35H49V39H50V38L52 39ZM82 37H83V36H82ZM84 37L86 38L87 36H84ZM117 37H119V36H117ZM214 37H215V36H214ZM224 37H225V36H224ZM224 37L221 38V35H220V38H221V39H225ZM230 37H231V36H230ZM0 38H2V37L0 36ZM7 38H8V36L5 37V38H3V41H4V39H7ZM46 38H47V36H46ZM56 38H53V39H56ZM85 38H84V39H85ZM97 38H96V39H97ZM121 38H123V37H120V38H119V39H120V40H119L120 42L123 41V39H122V41H121ZM133 38H130V39H133ZM155 38H156V39H155ZM161 38H162V37H161ZM161 38H160V39H161ZM181 38H182V37H181ZM185 38H186V34H185ZM203 38H204V37H203ZM203 38H202V39H203ZM218 38H219V36H218ZM263 38H264V36H263ZM30 39H32V36H31ZM53 39H52V41H54ZM73 39L75 40L74 37H73ZM84 39H83V40H84ZM100 39L97 40V42H99ZM158 39H159V38H158ZM167 39H168V38H167ZM193 39H195V37H193ZM198 39H199V38H198ZM198 39H197V40L195 39V42H196V41L199 42V40H200L201 38H200L199 40H198ZM208 39H210V38L208 37ZM211 39H212V37H211ZM213 39H215V38H213ZM226 39H227V38H226ZM18 40H19V42H20V39H19V38H18ZM18 40H17V41H18ZM25 40H26V38H25ZM86 40H87V39H85V41H86ZM90 40H91V39H90ZM90 40H88V41H90ZM124 40H125V39H124ZM136 40H138V39H136ZM144 40H145V39H144ZM169 40H170V38L168 39V41H169ZM174 40H176V41H174ZM216 40H217V39H216ZM216 40H215V41H216ZM219 40H220V39H218L217 42H219V44H220V41H221V40H220V41H219ZM231 40H232V39H231ZM17 41H16V43H17ZM27 41H29V40L27 39ZM36 41H37V39H36ZM46 41H47V40H46ZM46 41H45V43H46ZM50 41H51V40H50ZM52 41H51V42H52ZM57 41H58V40L56 39V42H57ZM76 41H77V40H75V42H76ZM95 41H96V40H95ZM125 41H128V40L126 39ZM125 41H123V42H125ZM138 41H140V40H138ZM141 41H143V40L141 39ZM150 41H151V39H150ZM171 41H172V40H171ZM171 41H170V43H171ZM173 41L178 43V40L175 39V38H173ZM179 41H181L180 37H179ZM182 41H183L182 44L185 45V43H184L185 41H184L183 39H182ZM182 41H181V42H182ZM205 41H206V40H205ZM207 41H208V40H207ZM210 41H211V40H210ZM222 41H223V40H222ZM222 41H221V42H222ZM227 41H228V40H227ZM263 41H264V40H263ZM1 42H2V41H1ZM12 42H15V41L12 40ZM56 42H55V43H56ZM58 42L60 43V40H59ZM73 42H74V41H73ZM73 42H72V43H73ZM81 42H82V41H81ZM91 42H94V40L91 41ZM97 42H96V43H97ZM129 42H130V41H129ZM157 42H158V43H161L162 41H161V42L156 41V42H154V43H152V44H155V43H157ZM186 42H187V39H186ZM201 42L203 43V40H202ZM232 42H233V40H232ZM234 42H235V41H234ZM7 43H8V42H7ZM37 43H38V41H37ZM37 43H35V47H36L37 45H39V44H37ZM48 43H49V42H48ZM66 43H68V41H66ZM66 43H65V44H66ZM83 43H84V42H82L81 44H83ZM94 43H95V42H94ZM102 43H103V42H102ZM102 43L100 44V45H101L100 47H102ZM105 43H103V44H105ZM127 43H128V42H127ZM135 43H136V42H135ZM135 43L133 42V44H135ZM140 43H141V42H140ZM207 43H208V42H207ZM215 43H216V42H214V44H215ZM226 43H228V46L231 45V44H229V42H226ZM226 43L224 44V42H223L224 45H226ZM8 44H9V43H8ZM73 44H74V43H73ZM75 44H76V43H75ZM79 44H80V43H78V45H79ZM81 44H80V45H81ZM84 44H85V43H84ZM84 44H83V46H85ZM87 44H88V43H87ZM87 44H86V46L88 47L89 44H88V45H87ZM133 44H132V42H131L130 45H133ZM182 44L180 45V44L178 43L177 46L180 45V46L182 47ZM194 44H195V43H194ZM194 44H193V45H194ZM204 44H205V43H203L202 45H204ZM208 44H209V43H208ZM210 44H211V43H210ZM210 44H209V45H210ZM214 44H213V45H214ZM234 44L236 45V43H234ZM14 45H15V43H14ZM20 45H22V44H20ZM49 45H50V44H49ZM71 45H72V44H71ZM90 45L92 46L91 43H90ZM94 45H95V44H94ZM94 45H93L92 48H94ZM122 45H123V44H121V46H122ZM126 45H127V44H126ZM128 45H129V44H128ZM155 45H157V44H155ZM174 45H175V44H174ZM184 45H183V47H184ZM187 45H188V44H187ZM196 45H197V44H196ZM196 45H195V46H196ZM216 45H217V43H216ZM220 45H221V44H220ZM235 45H234V46H235ZM52 46H53V45H52ZM68 46H69V44H67L66 50H67V49L69 50ZM86 46H85V47H86ZM91 46H89V47H91ZM96 46H98V48H100L99 45H96ZM157 46H158V45H157ZM157 46H156V47H157ZM188 46H189V45H188ZM197 46H198V45H197ZM204 46H205V45H204ZM204 46H202V47H204ZM231 46H232V45H231ZM38 47H39V46H38ZM77 47H78V46H77ZM77 47H76V48H77ZM81 47H82V46H81ZM87 47L84 48V49H87ZM119 47H120V45H119ZM122 47L124 48V45H123ZM126 47H127V46H126ZM130 47H131V46H130ZM133 47H135V48L132 49V50H134V51H135L136 48H138L137 45H135V46L133 45ZM153 47H154V46H153ZM178 47H179V46H178ZM202 47H201V49H204V48H205V47H204V48H202ZM217 47H218V45H217ZM223 47H224V46H223ZM225 47H226V46H225ZM4 48H5V47H4ZM36 48H37V47H36ZM36 48L34 49V52L32 53L33 55H35L34 53H37V52H35V50H38V49H36ZM48 48H49V47H48ZM53 48H54V47H52V49H53ZM70 48H71V46H70ZM92 48H91V49L89 48V49L92 50ZM131 48H132V47H131ZM140 48H141V47H140ZM154 48H155V47H154ZM159 48H160V46H159ZM173 48H174V47H173ZM184 48H185V47H184ZM193 48H194V46H193ZM206 48H207V47H206ZM206 48H205V49H206ZM212 48H213V47H212ZM218 48H221V47H218ZM233 48H234V47H233ZM235 48H237V47H235ZM54 49H55V48H54ZM77 49H78V48H77ZM82 49H83V48H82ZM84 49H83V50H84ZM103 49H104V48H103ZM117 49H119V48H117ZM121 49H122V48H121ZM128 49H129V47H128ZM128 49H126V51H127ZM168 49H169V47H168ZM170 49H171V51H172V48H170ZM180 49H181V48H180ZM188 49H189V48H188ZM198 49H199V48H198ZM205 49H204V51H205ZM207 49H208V48H207ZM215 49H216V48H215ZM221 49H222V48H221ZM221 49H220V50H221ZM226 49H227V48H226ZM31 50H32V49H31ZM31 50H28V49H27V51H31ZM64 50H65V49H64ZM66 50H65V51H66ZM78 50H80V49H78ZM83 50H80V51L82 52ZM94 50H96V49L94 48L92 51H94ZM105 50H106V49H105ZM122 50H123V49H122ZM129 50H130V49H129ZM132 50H130V51H132ZM156 50H157V49H156ZM160 50H161V49H160ZM175 50H179V49L177 48V49H175ZM181 50H182V49H181ZM185 50H187V49L185 48ZM194 50H195V49H194ZM208 50H210V49H208ZM231 50H232V51H235V50H233V49H230V50L227 49V51H230V53H231ZM60 51H61V50H60ZM60 51H59V52H60ZM75 51H77V50H75ZM88 51H89V50H88ZM98 51H99V50H98ZM101 51H102V50H101ZM101 51H100V52H101ZM119 51H121V50H119ZM126 51H125V52H126ZM169 51H170V50H169ZM189 51H190V50H189ZM198 51H199V50H198ZM206 51H207V50H206ZM221 51H222V50H221ZM223 51H224V50H223ZM237 51H238V50H237ZM8 52H9V51H8ZM31 52H32V51H31ZM31 52H30L29 54H31ZM40 52H41V51L39 50V53H40ZM44 52H47V50L44 51ZM106 52H107V51H106ZM123 52H124V50H123ZM152 52H153V51H152ZM154 52H155V51H154ZM158 52H159V51H158ZM158 52H156V53H158ZM174 52H175V51H174ZM176 52H177V51H176ZM183 52H184V51H183ZM191 52H192V51H191ZM191 52H189V53H191ZM202 52H203V51H202ZM209 52H210V51H209ZM209 52H206V53H209ZM225 52H226V50H225ZM240 52H241V50H240ZM49 53H50V52H49ZM49 53H48V54H49ZM61 53H62V51H61ZM76 53H77V52H76ZM76 53H75V55H76ZM84 53H85V55H86V53H88V55H86V56H88L87 58H89V52H87V50H86V52H84ZM90 53H91V52H90ZM94 53H96V52H94ZM103 53H104V51H103ZM133 53H134V52H133ZM142 53H143V52H142ZM185 53L188 54V52H186V51H185ZM193 53H194V52H193ZM211 53H212V52H211ZM213 53H214V51H213ZM213 53H212V55H213ZM218 53H219V52H218ZM218 53H216V54H218ZM221 53H224V52H221ZM230 53H229V54H230ZM232 53H233V52H232ZM232 53H231V54H232ZM236 53H238V52H236ZM8 54H9V53H8ZM27 54H28V53H27ZM32 54H31V57H33ZM40 54H41V53H40ZM48 54H46V56H47ZM77 54H78V53H77ZM91 54H92V53H91ZM91 54H90V55H91ZM101 54H102V53H101ZM101 54H100V55H101ZM116 54H117V52H116ZM119 54H120V53H119ZM119 54H118V55H119ZM122 54H123V53H122ZM129 54H130V52H129ZM129 54H128V56L132 55V54H130V55H129ZM135 54H137V53H135ZM154 54H155V53H154ZM154 54H153V55H154ZM173 54H174V53H173ZM180 54H181V52H180ZM227 54H228V53H227ZM12 55H13V54H12ZM37 55H38V53H37ZM41 55H42V54H41ZM80 55H81V54H79V58H80ZM82 55H83V54H82ZM82 55H81V56H82ZM92 55H93V54H92ZM92 55L90 56L91 58L93 57ZM94 55H95V54H94ZM100 55L97 56V57H100ZM120 55H121V54H120ZM176 55H177V54H176ZM176 55H175V56H176ZM181 55H182V54H181ZM189 55H191V54H188V56H189ZM212 55H210V56L212 57ZM214 55H215V54H214ZM225 55H226V54H225ZM252 55H253V54H252ZM24 56H25V55H24ZM61 56H62V55H61ZM61 56H60V57H61ZM65 56H66V55H65ZM86 56H85V57H86ZM125 56H127V55H125ZM128 56H127V58H130V57H128ZM133 56H135V55H133ZM137 56H138V55H137ZM159 56H160V54H159ZM178 56H179V55H178ZM193 56H195V53L193 54ZM193 56H192V57H193ZM196 56H197V55H196ZM220 56H221V55H220ZM223 56H224V55H223ZM228 56H229V55H227V57H228ZM231 56H233V55H231ZM235 56H236V55L234 54V57H235ZM254 56H255V53H254ZM28 57L31 58L30 56H28ZM28 57H27V58H28ZM83 57H84V56H83ZM85 57H84V58H85ZM118 57H119V56H118ZM121 57H122V56H120L119 58H121ZM131 57H132V56H131ZM153 57H154V59H155V56H153ZM170 57H171V56H170ZM173 57H174V56H173ZM184 57H185V55H184ZM184 57H183V58H184ZM189 57H190V56H189ZM208 57H209V56H208V54H207V59H208ZM211 57H210V58H211ZM216 57L219 58V56H216ZM221 57H222V56H221ZM229 57H230V56H229ZM229 57H228V58H229ZM22 58H25V57L22 56ZM22 58L20 59L21 61H23ZM29 58H28V59H29ZM33 58H34V57H33ZM35 58H36V57H35ZM58 58H59V56H58ZM63 58H64V57H63ZM75 58L77 59V57H75ZM81 58H82V57H81ZM119 58H117L118 60L116 59V61H119ZM127 58L125 57V59H127ZM132 58H133V57H132ZM159 58H160V57H159ZM171 58H172V57H171ZM186 58H187V57H186ZM202 58H203V57H201V59H202ZM210 58H209V59H210ZM217 58H216V59H217ZM223 58H224V57H223ZM223 58H222V60H224ZM252 58H254V57H252ZM256 58H257V60H258V57H257V56H256ZM1 59H3V57H2V58L0 57V60H1ZM25 59H26V58H25ZM25 59H24V60H25ZM37 59H38V58H37ZM39 59H41V58H39ZM67 59H68V57H67ZM69 59H71V58L69 57ZM72 59H73V58H72ZM125 59H124V60H125ZM134 59H135V58H134ZM136 59H137V58H136ZM140 59L142 60V58H140ZM162 59H163V57H162ZM180 59H181V58H180ZM192 59H195V58H192ZM197 59H198V58H197ZM213 59H214V57H213ZM216 59H215V61H216ZM13 60H15V58H14ZM18 60H19V59H18ZM18 60H17V61H18ZM20 60H19V61H20ZM30 60H31V59H30ZM43 60H44V59H43ZM47 60H48V59H47ZM50 60H51V58L49 59V61H50ZM91 60H93V58H92V59H89V61H91ZM98 60H100V59H98ZM102 60H103V57H102ZM109 60H110V58H109ZM128 60H129V59H128ZM138 60H139V59H138ZM159 60H160V59H159ZM175 60H176V59H175ZM178 60H179V59H178ZM178 60H177V62H178ZM182 60H183L184 62H186V61H185L186 59H185V60L182 59ZM187 60H188V58H187ZM189 60H191V59H189ZM189 60H188V61H189ZM220 60H221V59H220ZM225 60H226V59H225ZM225 60H224V62L226 63ZM251 60H252V59H251ZM6 61H7V60H6ZM9 61H10V59H9ZM9 61H8V62H9ZM11 61H12V60H11ZM11 61H10V62H11ZM44 61H45V60H44ZM49 61H47V62H49ZM56 61H59V60H56ZM56 61H54V62H56ZM63 61H64V59H63ZM63 61H60L61 63H60V62H59V63L62 64ZM65 61L68 62V60H66V59H65ZM76 61H77V60H76ZM82 61L84 62V60H82ZM82 61H79V62H82ZM126 61H127V60L123 61V63L125 62L124 65L127 64ZM143 61H144V60H143ZM143 61H142V62L139 61V62H140V63H143ZM154 61H155V60H154ZM188 61H187V62H188ZM192 61H193V60H192ZM205 61H206V59H205ZM227 61H228V60H227ZM252 61H253V60H252ZM254 61H255V60H254ZM2 62H3V63H2ZM4 62H5V60H4V61H1V63H2V68H3V66H4ZM30 62H31V61H30ZM36 62H39V61L36 60ZM66 62H65V63H66ZM74 62H75V61H74ZM91 62H92V65H93V61H91ZM107 62H108V60H107ZM109 62H110V61H109ZM109 62H108V65H110ZM120 62H121V61H120ZM127 62L130 63L129 61H127ZM133 62H136V61H133ZM156 62H157V61H156ZM161 62H163V61H161ZM177 62H176V63H177ZM189 62H190V61H189ZM195 62H196V60H195ZM195 62H193V63H195ZM198 62H199V61H198ZM201 62H202V61H201ZM201 62H200V63H201ZM209 62H210V61L208 60L207 63L210 64ZM230 62H231V61H230ZM1 63H0V64H1ZM12 63H13V62H12ZM24 63H26V62H24ZM28 63H29V61H28ZM28 63H27V64H28ZM59 63L57 62V64H59ZM75 63H78V62H75ZM95 63H96V60H95ZM97 63H99V62H97ZM118 63H119V62H118ZM123 63H122V64H123ZM131 63H132V62H131ZM131 63H130V64H131ZM157 63H158V67H159V66L162 67L163 63H165V67H162V69H163V68H166V65L168 64L167 62H165V60H164V62H163L162 64L159 63V61H158ZM166 63H167V64H166ZM180 63H182V62H180ZM193 63H191V64H193ZM5 64H6V62H5ZM15 64H16V63H15ZM15 64H14V65H15ZM34 64H35V62H34ZM49 64H50V63H49ZM60 64H59V65H60ZM70 64H71V63H70ZM80 64H81V63H80ZM85 64H86V62H85ZM88 64H90V62H88ZM88 64H86L85 67H86ZM122 64H119V65H121V67H122ZM132 64H133V63H132ZM137 64H138V62H137ZM137 64H136V68H137L138 66L140 67V64H138V66H137ZM153 64H154V63H153ZM160 64H161V65H160ZM178 64H179V63H178ZM188 64H189V63H188ZM220 64H221V63H220ZM222 64H224V63H222ZM233 64H230V65H233ZM19 65H20V64H19ZM54 65H55V64H54ZM65 65H66V64H65ZM67 65H68V64H67ZM77 65H78V64H77ZM96 65H97V64H96ZM99 65H100L99 67H101V65H102V61H101V63H100ZM119 65H118V68H117V69H119V68L122 69L121 67H119ZM155 65H157V64H155ZM184 65H186V64H183V66H184ZM195 65H196V64H195ZM197 65H198V64H197ZM200 65H201V64H200ZM204 65H206V63H205ZM211 65H212V63H211ZM215 65H217L216 62H215V64H214V66H215ZM218 65H219V64H218ZM5 66H7V64H6ZM26 66H27V65H26ZM74 66H76V65L74 64ZM94 66H95V65H94ZM94 66H89V67L92 68V67H94ZM116 66H117V65H116ZM127 66H128V64H127ZM141 66H142V65H141ZM143 66H144V65H143ZM173 66H174V65H173ZM175 66H176V65H175ZM179 66H182V65H179ZM189 66H190V65H189ZM209 66H210V65H209ZM221 66H222V65H221ZM10 67H11V66H10ZM13 67H14V66L12 65L11 68H13ZM31 67H32V66H31ZM81 67H82V69H83L84 66L81 64ZM97 67H98V65H97ZM99 67H98V68H99ZM131 67H133V65H132ZM131 67L128 66V67H126V69L128 68V70H129V68H131ZM145 67H146V65H145ZM155 67H156V66H155ZM169 67H170V64H169ZM186 67H187V66H186ZM191 67H192V66H191ZM207 67H208V65H207ZM218 67H219V66H218ZM256 67H257V66H256ZM0 68H1V67H0ZM5 68H6V67H5ZM23 68H24V66H23ZM48 68H50V67H48ZM123 68H124V70H126L124 66H123ZM174 68H175V67H174ZM200 68L205 70V68H202V67L199 66V70H200ZM221 68H222V67H221ZM225 68H226V64H225ZM246 68H247V67H246ZM249 68H251V67H249ZM6 69H7V68H6ZM9 69H10V68H9ZM20 69H21V68H20ZM34 69H35V68H34ZM36 69L38 70V68H36ZM85 69H86V68H84V70H85ZM89 69H90V68H89ZM99 69H100V70H99ZM99 69H98V70H99V73H101V72H102V71H101L102 69H101V68H99ZM120 69H119V70H120ZM134 69H135V68H134ZM137 69H138V71H139V73H140V72H141V67H140V69H139V68H137ZM170 69H171V68H170ZM180 69H181V68H180ZM182 69H183V67H182ZM195 69H196V68H195ZM209 69H210V68H209ZM211 69H213V68H211ZM15 70H16V69H15ZM23 70H24V69H23ZM95 70H96V69H95ZM122 70H123V69H122ZM130 70H132V68H131ZM156 70H157V68H156ZM163 70H164V69H163ZM167 70H169V68H168ZM178 70H179V68H178ZM188 70H190V68H189ZM193 70H194V69H193ZM218 70H220V69L218 68ZM223 70H224V69H223ZM226 70H227V68H226ZM226 70H225V71H226ZM231 70H232V67H231ZM252 70L255 71V68L253 69V67H252ZM18 71H19V70H18ZM20 71H21V70H20ZM50 71H51V68H50ZM67 71H68V70H67ZM89 71H90V70H89ZM120 71H121V70H120ZM120 71H118V72H120ZM136 71H137V70H136ZM142 71H143V68H142ZM159 71H160V76H161V72H162V71H161V70H159ZM165 71H166V69H165ZM169 71H170V70H169ZM175 71H176V70H175ZM201 71H203V70H201ZM208 71H209V70H208ZM214 71H215V70H214ZM225 71H224V72H225ZM229 71H230V70H229ZM248 71H249V69H248ZM7 72H9V71L7 70ZM23 72H24V71H23ZM29 72H30V70H29ZM86 72H87V71H86ZM90 72H93V73H94V69H93V71H90ZM121 72H122V71H121ZM130 72H131V71H130ZM143 72H144V71H143ZM171 72H172V70H171ZM184 72H186V71H184ZM189 72H190V74H192L191 71H189ZM192 72H194V71H192ZM197 72H198V71H197ZM210 72H211V71H209V73H210ZM212 72H213V71H212ZM0 73H1V72H0ZM5 73H6V70H5ZM9 73H10V72H9ZM18 73H19V72H18ZM21 73H22V72H21ZM21 73H20V75H21ZM47 73H48V71H47ZM55 73H56V72H55ZM80 73H82V72L80 71L79 74H80ZM83 73H84V71H83ZM97 73H98V72H97ZM122 73H124V71H123ZM122 73H120V74L122 75ZM136 73L138 74V72H136ZM141 73H142V72H141ZM145 73H146V68H145ZM156 73H158V70L156 71ZM168 73H169V72H168ZM168 73H166V74L163 73V74H164V75H168ZM205 73H206V72L204 71V74H205ZM209 73H208V74H209ZM213 73H214V72H213ZM231 73L234 74L233 71H232ZM244 73H245V72H244ZM256 73H257V71H256ZM3 74H4V73H3ZM85 74H86V73H85ZM115 74L117 75L118 73H115ZM115 74H114V75H115ZM127 74H128V73H127ZM133 74H134V70H133ZM142 74H143V73H142ZM152 74H153V73H152ZM171 74H172V73H171ZM171 74H170V75H171ZM177 74H180V73L177 72ZM177 74H176V75H177ZM199 74H200V73H199ZM216 74H217V73H215V76L217 77V75H219L220 73L217 74V75H216ZM227 74H229V72H228ZM1 75H2V74H1ZM18 75H19V74H18ZM23 75H24V74H23ZM94 75H95V73H94ZM121 75H120V78H121ZM123 75H126V74H123ZM123 75H122V76H123ZM130 75H131V74H130ZM134 75H135V74H134ZM180 75H182V74H180ZM185 75L187 76V75H189V74H185ZM185 75H184V76H185ZM193 75H195L194 77H196L198 74H193ZM201 75H202V74L198 75V77L201 76ZM210 75H211V73L209 74L208 78L210 77ZM220 75H221V74H220ZM222 75H224V74H222ZM49 76H50V75H49ZM78 76H79V75H78ZM87 76H88V75H87ZM136 76H137V75H136ZM138 76H139V75H138ZM143 76L146 77V74H144ZM154 76H155V75H154ZM157 76H159V75H157ZM160 76H159V77H160ZM168 76H169V75H168ZM184 76H183V77H184ZM206 76H207V75H206ZM211 76H212V75H211ZM253 76H254V75H253ZM0 77H1V76H0ZM8 77H9V75H8ZM8 77H6L5 74H4V76L2 75V78H3V79L0 78V79L2 80L1 83H3V81L6 82V83L9 82L10 78H8ZM15 77H16V76H15ZM17 77H18V76H17ZM21 77H22V76H21ZM52 77H53V76H52ZM75 77H76V75L74 76V78H75ZM97 77H100V76H97ZM118 77H119V76H118ZM141 77H142V76H141ZM155 77H156V76H155ZM204 77H205V76H204ZM255 77L257 78V76H255ZM258 77H259V76H258ZM34 78H35V76H34ZM43 78H44V77H43ZM66 78H67V77H66ZM81 78H83V77H81ZM81 78H80V79H81ZM85 78H86V75H85ZM113 78L115 79V76H114ZM126 78H128V77H126ZM171 78H174V77H170V79H171ZM176 78H177V77H176ZM180 78L183 80L182 77H180ZM180 78H179L178 80H180ZM188 78H189V77H188ZM201 78H202V76L200 77V80H201ZM217 78H218V77H217ZM217 78H216V79H217ZM225 78H226V77H225ZM243 78H244V77H243ZM248 78H249V77H248ZM248 78H247V79H248ZM19 79H20V77H19ZM62 79H63V78H62ZM62 79L59 78V79H57V80H62ZM76 79H78V78H75V81H76ZM114 79H112V80L115 81ZM117 79H118V78H116V80H117ZM130 79H131V78H130ZM132 79H134V77H133ZM137 79H139V78L137 77ZM158 79H159V78L156 77V80H158ZM167 79H169V78L167 77ZM170 79H169V80H170ZM186 79H187V77H186ZM198 79H199V78H198ZM203 79H204V78H203ZM203 79H202V81H203ZM206 79H207V78H206ZM206 79H205V80H206ZM209 79H212V84H213V78L211 77V78H209ZM219 79L221 80V79H223V77L220 78V76H219ZM226 79H227V78H226ZM228 79H230L229 76H228ZM231 79H232V77H231ZM253 79H254V78H253ZM253 79H252V81H253ZM1 80H0V81H1ZM53 80H54V79L52 78V79H50V81H49V82H51L50 84L53 83L52 86H51V88H50V90H49V92H51V91L53 92V91H54V87L57 86V85H55L57 82H55V81L53 82ZM64 80H67V81H68V79H65V78H64ZM78 80H79V79H78ZM78 80H77V81H78ZM120 80H121V79H120ZM154 80H155V78H154ZM159 80L162 81L161 79H159ZM159 80H158V81H159ZM182 80H181V81H182ZM191 80H192V76H191ZM195 80H196V79H195ZM217 80H218V79H217ZM220 80H218V81H220ZM239 80H241V79H239ZM249 80H250V79H249ZM19 81H20V80H19ZM67 81L64 82V83L67 84ZM72 81H73V79H72ZM83 81H86V80H83V79H82L81 82H83ZM93 81H95V80L93 79ZM122 81H124V80L122 79L121 82H122ZM128 81H129V80H128ZM134 81H135V79H134ZM139 81H140V80H139ZM143 81H144V80H143ZM158 81H157V82H158ZM160 81L158 82L159 84L156 83V84H158L159 86H160ZM163 81H164V80H163ZM172 81H173V79H172ZM175 81H176V79H175ZM186 81H187V80H186ZM202 81H201V82H202ZM210 81H211V80H210ZM16 82H17V81H16ZM35 82H36V81H35ZM116 82H117V81H116ZM136 82H137V81H136ZM144 82H145V81H144ZM166 82H167V81H166ZM189 82H190V81H189ZM191 82H192V81H191ZM197 82H198V81H197ZM197 82H195V83H197ZM199 82H200V81H199ZM214 82H215V80H214ZM246 82H248V81H246ZM17 83H18V82H17ZM92 83H94V82H92ZM104 83H105V82H104ZM122 83H123V82H122ZM125 83H126V81H125ZM125 83H124V84H125ZM162 83H163V82H161V84H162ZM169 83L171 84V82H169ZM187 83H188V82H187ZM192 83H193V82H192ZM192 83H190V85H189L190 88L193 87V85H195V84H193V85L191 86ZM202 83H203V82H202ZM208 83H209V82H208ZM208 83H207V84H208ZM215 83H217V82H215ZM219 83H220V82H219ZM228 83H229V82H228ZM230 83H231V82H230ZM10 84H11V83H10ZM13 84H14V82H13ZM78 84H79V83H78ZM80 84L82 85L83 83H80ZM85 84H86V83H85ZM95 84H96V83H95ZM113 84H115V83H113ZM127 84H128V83H126V85H127ZM129 84H130V83H129ZM133 84H134V83H133ZM137 84H138V82H137ZM139 84H140V83H139ZM139 84H138V85H139ZM141 84H142V81H141ZM144 84H145V83H144ZM154 84H155V83H154ZM164 84H165V83H164ZM166 84H167V83H166ZM166 84H165V85H166ZM173 84H174V83H173ZM183 84H184V83H183ZM188 84H189V83H188ZM224 84H225V83H224ZM231 84H232V83H231ZM231 84H230V85L225 84V86L228 85V86L231 87V86L233 85V84H232V85H231ZM246 84H247V83H246ZM2 85H3V84H2ZM54 85H55V86H54ZM83 85H84V84H83ZM91 85H92V84H91ZM134 85L136 86V84H134ZM134 85L131 86V88H133ZM145 85H146V84H145ZM158 85H157V86H158ZM180 85H182V84L179 83V87H180ZM185 85H186V83H185ZM185 85H184V86H185ZM199 85H202V84L199 83ZM199 85H198V86H199ZM209 85H210V84H209ZM213 85H214V84H213ZM213 85H212V86H213ZM219 85L221 86V84H219ZM5 86H6V85H5ZM23 86H24V85H23ZM63 86H64V85L62 84V88H63ZM79 86H80V85H79ZM111 86H112V83H111ZM129 86H130V85H129ZM149 86H151V83L149 84ZM149 86L147 87V85H146V87H147L146 90L148 89V92H149ZM161 86H164V85H161ZM174 86H175V84H174ZM184 86H183V87H184ZM186 86H187V85H186ZM203 86H205V85H203ZM210 86H211V85H210ZM216 86H217V85H216ZM244 86H245V84H244ZM15 87H16V86H15ZM19 87H20V85H19ZM35 87H36V85H35ZM65 87H66V86H65ZM98 87H101V85L99 84ZM112 87H114V86H112ZM124 87H125V85H124ZM136 87H138V86H136ZM136 87H135V88H136ZM164 87H165V86H164ZM170 87H171V86H170ZM175 87H176V86H175ZM179 87L176 88V89H173V90H178ZM201 87H202V86H201ZM207 87H208V85H207ZM214 87H215V86H214ZM226 87H227V86H226ZM23 88H24V87H23ZM32 88H33V87H32ZM37 88L39 89V86H38V85H37ZM58 88H59V87H58ZM89 88H90V90L92 89L90 86H89ZM154 88H155V87H154ZM160 88L162 89V92H163V91H164V90H163L164 88H163V87H160ZM168 88H169V87H168ZM186 88H187V87H186ZM186 88L184 87V89H183V88H180V89L187 90ZM188 88H189V87H188ZM211 88H212V87H210V89H211ZM245 88L247 89V86H246ZM24 89H25V88H24ZM63 89H64V88H63ZM109 89H110V88H109ZM114 89H115V87H114ZM116 89H117V88H116ZM121 89H122V91L124 90L123 87H122ZM127 89H128V86H127ZM133 89H134V88H133ZM136 89H137V88H136ZM141 89H142V88H141ZM157 89H159V88H156L155 90H157ZM194 89H196V88H194ZM203 89H204V88H202V91H203ZM208 89H209V87H208ZM230 89H232V87H231ZM242 89H243V88H242ZM242 89H241V91H243ZM248 89H249V88H248ZM248 89H247V90H248ZM21 90H22V88H21ZM21 90H20V93L22 92ZM34 90H35V89H34ZM64 90H65V89H64ZM64 90H62V91H64ZM106 90H107V87H106ZM117 90H120V89H117ZM142 90H143V89H142ZM146 90H145V91H146ZM165 90H166V89H165ZM183 90H182V91H183ZM205 90H206V89H205ZM212 90H213V92H214V89H212ZM212 90H211V91H212ZM219 90H220V88L218 89V91H219ZM4 91H5V88H3V86H0V102H2V103H3V101H2L1 99H2V95L4 94V93H3ZM42 91H43V90H42ZM80 91H81V90H79V92H80ZM110 91H111V89L109 90V92H110ZM120 91H121V90H120ZM120 91H119V92H120ZM122 91H121V92H122ZM125 91H126V87H125ZM139 91H140V89H139ZM145 91H144V93H145ZM158 91L161 92V90H158ZM158 91H157V92H158ZM178 91H180V90H178ZM11 92H12V91H10V94H11ZM14 92H15V91H14ZM71 92L73 93V90H71ZM71 92H69V94H70ZM88 92H89V91H88ZM91 92H92V91H91ZM101 92H102V90H101ZM127 92H128V94H129V90H127ZM134 92L137 93L138 91H135V89H134ZM140 92H142V91H140ZM167 92H169V91H167ZM171 92H172V91H171ZM190 92H191V91H190ZM193 92H194V91H193ZM193 92H192V94H193ZM204 92H205V91H204ZM216 92H217V90H216ZM228 92H229V90H228ZM246 92H249V91H246ZM22 93H23V92H22ZM22 93H21V94H22ZM44 93H45V91H44ZM85 93H86V92H85ZM85 93H84V94H85ZM89 93H90V92H89ZM89 93H88V94H89ZM96 93L100 94L99 92H96ZM103 93H104V92H103ZM105 93H106V92H105ZM111 93H112V91H111L109 94H111ZM125 93H126V92H125ZM138 93H139V92H138ZM138 93H137V94H138ZM144 93H143V94H144ZM177 93H178V92H177ZM179 93H181V91H180ZM179 93H178V96H179ZM185 93H187V92H185ZM185 93H184V94H185ZM188 93H189V92H188ZM207 93H208V91H207ZM207 93H205V96H206ZM209 93H211V92H209ZM217 93H218V92H217ZM226 93H227V92H226ZM243 93H245V92H243ZM250 93H251V95H252V92H250ZM15 94H16V92H15ZM35 94H36V93H35ZM58 94H59V92H58ZM84 94H81V95H84ZM86 94H87V93H86ZM86 94H85V95H86ZM98 94H97V95H98ZM114 94H115V92H114ZM114 94H111V95H114ZM123 94H124V91H123L122 95H123ZM131 94H132V93H131V91H130V95H131ZM137 94H136V96L140 97V95H139V94L137 95ZM159 94H160V93H159ZM162 94H166V92L164 91V93H162ZM173 94H174V93H173ZM181 94H182V93H181ZM184 94H183V96H185ZM201 94H202V93H201ZM213 94H214V93H212V95H213ZM229 94H230V92H229ZM240 94H241V92H240ZM17 95H18V94H16V96H17ZM32 95L35 97L34 94H32ZM65 95H67V94H65ZM78 95H79V94H78ZM81 95H80V97H81ZM100 95H102V93H101ZM130 95H129V96H130ZM141 95H142V93H141ZM147 95H149V93H148ZM157 95H158V94H157ZM174 95H175V94H174ZM174 95H173V96H174ZM176 95H177V94H176ZM186 95H187V94H186ZM218 95H219V93H218ZM223 95H224V94H223ZM223 95H222V96H223ZM231 95H232V93H231ZM245 95H247V94H245ZM248 95H249V94H248ZM9 96H10V95H9ZM13 96H14V95H13ZM13 96H12V98H13ZM21 96H22V95H21ZM90 96H91V94H90ZM98 96H99V95H98ZM98 96H97V97H98ZM127 96H128V95H127ZM127 96H126V97H127ZM149 96H150V95H149ZM149 96H148V97H149ZM158 96H159V95H158ZM158 96H156V98H157ZM168 96H171V98L173 99V96L170 94V92H169V95H168ZM168 96H167V94H166V97H168ZM198 96H199V94H197V97H198ZM207 96H208V98H210L209 95H207ZM210 96H211V95H210ZM213 96L215 97V94H214ZM216 96H217V94H216ZM222 96H221V97H222ZM254 96H255V95H254ZM257 96H258V95H257ZM3 97H4V96H3ZM14 97H15V96H14ZM42 97H44V96H42ZM78 97H79V96H78ZM80 97H79V98H80ZM84 97H85V96H84ZM84 97H83V98H84ZM94 97H96V96H94ZM94 97H93V99H94V100H97V99H96L97 97H96V98H94ZM102 97H103V96H102ZM110 97H111V96H110ZM110 97H109V98H110ZM112 97H113V96H112ZM117 97H118V95L116 96V98H117ZM123 97H125V94H124ZM138 97H136V99H138ZM194 97H195V95H194ZM224 97H226V94L224 95ZM238 97H239V96H238ZM241 97H242V96H241ZM247 97H248V96H247ZM259 97H260V95H259ZM18 98H19V97H18ZM20 98H22V97H20ZM32 98H33V97H32ZM44 98H46V97H44ZM51 98H52V97H51ZM57 98H59V97H57ZM81 98H82V97H81ZM81 98H80V100H81ZM86 98H87V96H86ZM127 98H128V97H127ZM130 98H131V99H130ZM130 98H128V102H130L129 99L132 100L133 98H135V96H134L133 98L130 96ZM160 98H161V97H160ZM169 98H170V97H169ZM180 98H183V97L180 96ZM187 98H188V97H187ZM187 98H186V99H187ZM190 98H191V96H190ZM205 98H206V97H205ZM208 98H207V99H208ZM216 98H217V97H216ZM218 98H219V97H218ZM231 98H232V97H231ZM6 99H7V97H6ZM10 99H11V98H10ZM33 99H34V98H33ZM72 99H73V98H72ZM84 99H85V98H84ZM88 99H89V96H88ZM101 99H102V98L99 97L98 100H101ZM105 99H106V97H105ZM107 99H108V98H107ZM107 99H106V100H107ZM161 99H162V98H161ZM172 99H171V100H172ZM174 99H175V98H174ZM176 99H177V98H176ZM188 99H189V98H188ZM202 99H203V98H202ZM210 99H212V98H210ZM232 99H233V98H232ZM244 99H245V98H244ZM11 100H12V99H11ZM15 100L17 101L16 103H18V102L20 101V100L18 101L17 99H15ZM15 100L13 101V103L15 102ZM42 100H43V98H42ZM45 100H46V99H45ZM51 100H52V99H51ZM75 100H76V98H75ZM89 100H90V99H89ZM89 100H87V101H85V102H86V103H87V102H90V104H91V101H89ZM119 100H120V99H119ZM122 100H124V99H122ZM122 100H121V102H122ZM126 100H127V99H126ZM133 100H134V99H133ZM140 100H141V99H140ZM144 100H145V96H144ZM157 100H158V99H157ZM163 100H164V99H162L161 102H164ZM167 100H168V99H167ZM167 100H165V101H166V104H167V102H168ZM171 100H170V101H171ZM181 100H182V99H181ZM193 100H195V99H193ZM196 100H197V99H196ZM226 100H228V98H227ZM239 100H240V99H239ZM245 100H246V99H245ZM250 100H251V98H250ZM24 101H25V100H24ZM70 101L72 102V100H70ZM102 101H103V100H102ZM108 101H109V100H108ZM124 101H125V100H124ZM137 101H138V100H137ZM137 101H135V103H136ZM170 101H169V103L171 104ZM176 101H177V100H176ZM176 101H175V102H176ZM183 101H185V100H183ZM187 101H189V100H187ZM211 101H212V100H211ZM246 101H248V100H246ZM246 101H245V102H246ZM251 101H252V100H251ZM22 102H23V98H22V101L18 103V105H17V104H13V105H15V107H18V108H19V106H20L19 104H21ZM43 102H44V101H43ZM47 102H48V100H47ZM68 102H69V101H68ZM80 102H83V101H80ZM97 102H99V101H97ZM105 102H106V101H105ZM117 102H118V101H117ZM117 102H116V104H117ZM119 102H120V101H119ZM157 102H160V101L158 100ZM172 102H173V100H172ZM190 102H191V101H190ZM190 102H189V103H190ZM192 102H193V101H192ZM194 102H195V101H194ZM204 102H205V101H204ZM209 102H210V101H209ZM209 102H207L208 105H209ZM218 102H220V101L218 100ZM218 102H216V103H218ZM228 102H229V101H228ZM228 102H226V103L228 104ZM230 102H231V101H230ZM242 102H243V100H242ZM254 102H255V101H254ZM9 103H11V101H10ZM23 103H24V102H23ZM23 103H22L21 105H23ZM25 103H28V102H25ZM50 103H51V102H50ZM69 103H70V102H69ZM77 103H78V102H77ZM100 103H101V101H100ZM122 103H123V102H122ZM125 103H126V101H125ZM131 103H132V102H131ZM133 103H134V101H133ZM135 103H134V104H135ZM142 103H143V102H140V104H136V106H137V105H141ZM145 103H146V104H145ZM145 103H143L144 106H148L149 103L147 104V97H146V102H145ZM169 103H168V104H169ZM177 103H179V100L177 101ZM177 103H175V104H177ZM186 103H187V102H186ZM210 103H212V102H210ZM257 103H258V102H257ZM58 104H59V103H58ZM72 104H73V103H72ZM87 104H88V103H87ZM93 104H94V103H93ZM95 104H96V103H95ZM95 104H94V105H95ZM101 104H103V102H102ZM160 104H161V103H160ZM162 104H165V103H162ZM179 104H180V103H179ZM181 104H183V102H182ZM195 104H196V103H195ZM198 104H200V103H198ZM201 104H202V103H201ZM201 104H200V105H201ZM221 104H222V101H221ZM258 104H259V103H258ZM263 104H264V103H263ZM13 105H12V103H11L10 109H11V108H14ZM16 105H17V106H16ZM28 105H29V103H28ZM31 105H34V104L32 103ZM46 105L48 106V104H46ZM85 105H86V104H85ZM88 105H89V104H88ZM94 105H93V106L90 105V106H88V107H89V108H91V107H93V108L96 107V108H97V105H96V106H94ZM108 105H109V106H108ZM114 105H115V104H114ZM128 105H129V104L127 103V104H126L127 109L129 108ZM130 105H132V104H130ZM173 105H174V104H173ZM185 105L188 106V104H185ZM224 105H226V104H224ZM231 105H232V104H231ZM239 105H240V104H239ZM239 105H238V106H239ZM244 105H245V104H244ZM244 105L241 104V106H244ZM261 105H262V104H261ZM23 106H24V105H23ZM51 106H52V105H51ZM82 106H83V104H82ZM107 106L110 107V104H107L106 107H107ZM121 106H122V105H121ZM133 106H134V105H133ZM136 106H134V110L136 109ZM141 106H143V105H141ZM141 106H138V108H139V107L142 108ZM144 106H143V107H144ZM161 106H162V105H161ZM163 106H164V105H163ZM166 106H169V107H170V105H166ZM166 106H165V107H166ZM174 106H176V105H174ZM180 106H182V105H180ZM193 106H194V104H193ZM201 106H202V105H201ZM203 106H204V105H203ZM215 106H216V105H215ZM257 106H258V105H257ZM24 107L26 108V106H24ZM79 107H81V106H79ZM83 107H85V106H83ZM83 107H82L81 109H83ZM86 107H87V106H86ZM122 107H124V106H122ZM150 107H151V105H150ZM158 107H159V106H158ZM177 107H178V105H177ZM188 107H189V106H188ZM244 107H245V106H244ZM246 107H247V105H246ZM251 107H252V106H251ZM260 107H261V106H260ZM22 108H23V107H22ZM25 108H24V109H25ZM43 108H44V107H43ZM71 108H73V106H72ZM130 108H131V107H130ZM132 108H133V107H132ZM132 108H131V109H132ZM140 108H139V110H140ZM144 108H145V107H144ZM148 108H149V106H148ZM148 108L146 107V110H148ZM209 108H211V107H209ZM224 108H226V107H224ZM240 108H241V107H240ZM240 108H239V109H240ZM262 108H263V107H262ZM16 109H17V108H16ZM20 109H21V108H20ZM20 109H19V110H20ZM41 109H42V108H41ZM53 109H54V108H53ZM59 109H60V107H59ZM81 109H80V110H81ZM86 109H87V108H86ZM100 109H101V108H100ZM123 109H124V108H123ZM151 109L153 110V108H151ZM155 109H156V108H155ZM160 109H161V108H160ZM176 109H178V108H176ZM176 109H175V107H174L173 112H176ZM179 109H180V107H179ZM179 109H178V110H179ZM191 109H192V108H190L189 110H191ZM211 109H212V111H213V108H211ZM214 109H215V107H214ZM218 109H219V108H218ZM221 109H222V108H221ZM239 109H237V110H239ZM241 109H242V108H241ZM19 110H18V114H19L20 117H22V116L20 115L21 112H19ZM70 110H72V109H70ZM70 110L68 109V114H70V112H69ZM89 110H90V109H89ZM119 110H120V109H119ZM119 110H118V111H119ZM134 110H133V112H134ZM146 110L144 109L143 112L146 111ZM166 110H167V108H166ZM169 110H170V109H168V112H169ZM174 110H175V111H174ZM178 110H177V111H178ZM193 110H194V108H193ZM22 111H24V110H22ZM60 111H62V110H60ZM66 111H67V110H66ZM73 111H74V110H73ZM83 111H84V110H83ZM83 111H82V112H83ZM86 111H88V110H86ZM97 111L100 112L101 117H102V118L100 119V121L97 122V123H100V124H101L100 127H99V128H101L102 125H103L105 122L107 123L106 120H107L108 118L106 117V113H103V112H101V111H99V110H97ZM97 111H96V112H97ZM103 111H104V110H103ZM113 111H115V110H113ZM118 111H117V112H118ZM121 111H122V110H121ZM121 111H120V112H121ZM123 111H124V110H123ZM126 111H127V110H126ZM141 111H142V110H141ZM141 111H139V112H140V114H139V112L135 110V114H136V115H137V114L141 115ZM179 111H181V110H179ZM186 111H187V109H186ZM197 111H198V110H197ZM208 111H211V110H208ZM215 111H216V110H215ZM222 111H223V110H222ZM243 111H244V109H243ZM245 111H246V110H245ZM263 111H264V110H263ZM13 112H14V109H13ZM15 112H16V110H15ZM58 112H59V111H58ZM64 112H65V111H64ZM88 112H89V111H88ZM91 112H92V114H94L93 111H90V114H91ZM96 112H95V114H96ZM124 112H125V111H124ZM124 112H123V117H124ZM131 112H132V110H129V112H127V114H131ZM146 112H150V114H151V111H150V110H149V111H146ZM153 112H154V111H153ZM163 112H164V111H162L161 114H163ZM166 112H167V111H166ZM170 112H171V110H170ZM170 112H169V114H170ZM183 112H184V111H183ZM191 112H192V111H191ZM198 112H199V111H198ZM204 112H205V111H204ZM213 112H214V111H213ZM237 112H238V111H237ZM241 112H242V111H241ZM256 112H257V110H256ZM24 114H25V117L28 115V112H26V109H25ZM72 114H73V112H72ZM72 114H71V115H72ZM79 114H80V112H79ZM86 114H87V112H86ZM92 114H91V116H95V114H94V115H92ZM100 114H99V116H100ZM114 114H115V112H114ZM127 114H126V116H128ZM150 114H149V116H150ZM169 114H168V115H169ZM176 114H177V112H176ZM181 114H182V111L180 112V115H181ZM188 114H189V112H188ZM188 114H186V112H185V115H188ZM193 114H194V112H193ZM205 114H207V112H205ZM210 114H211V112H210ZM219 114H220V112H219ZM219 114H218V115H219ZM238 114H239V112H238ZM7 115H8V114H7ZM10 115H11V112H10ZM13 115H14V114H13ZM15 115H16V114H15ZM15 115H14V116H15ZM22 115H23V114H22ZM65 115H66V112H65ZM73 115H74V114H73ZM163 115H164V114H163ZM172 115H173V114H172ZM177 115H178V114H177ZM185 115H184V116H185ZM195 115H196V114H195ZM197 115H198V114H197ZM199 115H200V114H199ZM207 115H209V112H208ZM218 115H216V116H218ZM221 115H223V112H222ZM232 115H233V114H231V117H232ZM247 115H248V117H249V114H247ZM251 115H252V111H251ZM8 116H9V115H8ZM16 116H18V115H16ZM28 116H29V115H28ZM46 116H47V115H46ZM46 116H45V117H46ZM79 116H81V115H79ZM99 116H98V117L95 116L94 119L96 120V118H99ZM114 116H115V115H114ZM119 116L121 117V115H119ZM132 116H134V115H132ZM137 116H138V115H137ZM137 116H136V117H137ZM141 116H142V115H141ZM143 116H145V115H143ZM166 116H167V114H166ZM169 116H170V115H169ZM178 116H179V115H178ZM181 116H182V115H181ZM181 116H180V118H181ZM188 116L190 117V115H188ZM213 116H214V115H213ZM224 116H225V115H224ZM241 116H243V115H241ZM254 116H255V115L253 114V117H254ZM23 117H24V115H23ZM68 117H69V116H68ZM81 117H82V116H81ZM86 117H88V119H91L92 121H94L92 117L89 118L90 115H89V116H86ZM151 117H152V119L154 120V116L152 115ZM151 117H148V118L150 119ZM161 117H162V116H161ZM163 117H164V116H163ZM171 117H172V116H171ZM192 117H193V115H192ZM209 117H210V116H209ZM209 117H208V118H209ZM214 117H215V116H214ZM221 117H222V116H220V118H221ZM245 117H246V116H245ZM263 117H264V116H263ZM9 118H10V117H9ZM16 118H17V117H16ZM16 118H15V119H16ZM125 118H126V117H125ZM127 118H129V117H127ZM130 118H131V116H130ZM134 118H135V117H134ZM138 118H139V116H138ZM177 118H178V117H177ZM185 118H186V117H185ZM200 118H201V115H200ZM215 118H216V117H215ZM217 118H219V117H217ZM223 118H224V117H223ZM243 118H244V117H243ZM254 118H255V117H254ZM260 118H261V117H260ZM12 119H13V120H12ZM15 119L12 118V116H11V118H10L11 122H12V121L15 122V121H16ZM28 119H29V117L27 118V120H28ZM51 119H52V118H51ZM56 119H57V118H56ZM72 119H73V118H71V121H73V123H74V122L76 123L75 119H73V120H72ZM88 119H86V120H88ZM111 119H112V118H111ZM116 119H117V118H116ZM136 119H137V118H136ZM136 119H135V120H136ZM142 119L145 120V119H146V116L143 117ZM152 119H150V120H152ZM166 119H167V118H165L164 121H167V122L170 121L169 118H168L169 121L166 120ZM171 119H172V118H171ZM175 119H176V118L174 117L173 120H175ZM178 119H179V118H178ZM181 119H182V118H181ZM186 119H187V118H186ZM195 119H196V117H195ZM211 119H212V118H211ZM231 119H232V118H231ZM235 119H236V118H235ZM240 119H241V117H240ZM244 119H245V118H244ZM244 119H243V120H244ZM5 120L8 121L9 119H6V116H5ZM24 120H25V119H24ZM52 120H53V119H52ZM52 120H51V121H52ZM119 120H120V119H119ZM124 120H125V119H124ZM140 120H141V117H140ZM144 120H142V121H144ZM176 120H177V119H176ZM187 120H189V119H187ZM193 120H194V118H193ZM201 120H203V119H201ZM209 120H210V118H209ZM225 120H226V119H225ZM232 120H233V119H232ZM237 120H238V119H237ZM53 121H55V120H53ZM82 121H83V117H82ZM88 121H89V120H88ZM92 121H90V122H92ZM96 121H97V120H96ZM96 121H95L94 124H97ZM125 121H126V120H125ZM158 121H160V120H158ZM161 121H162V119H161ZM179 121H180V120H178V122H179ZM189 121H190V120H189ZM198 121H199V120H198ZM211 121H212V120H211ZM213 121H214V120H213ZM251 121H252V119H251ZM16 122H17V121H16ZM20 122H22V121L20 120ZM66 122H67V121H66ZM120 122H122V124H123V119H122V121H120ZM127 122H128V121H127ZM127 122H125V123H127ZM130 122H131V120H130ZM134 122H136V121H134ZM137 122H138V120H137ZM139 122H141V121H139ZM145 122H147V121L145 120ZM162 122H163V121H162ZM162 122H161V123H162ZM178 122L176 121L175 123H178ZM182 122H183V119H182ZM201 122H202V121H201ZM201 122L199 121V123H201ZM204 122H205V121H204ZM209 122H210V121H209ZM232 122H233V121H232ZM238 122H239V121H238ZM240 122H241V121H240ZM248 122H249V120H248ZM254 122H255V121H254ZM256 122H257V121H256ZM3 123H5V122H2V124H3ZM18 123H19V121L17 122V124H18ZM32 123H33V122H32V120H31L30 124H32ZM51 123H54V124H53L54 126H52V128H53V127H57V126H55V122H51ZM128 123H129V122H128ZM132 123H133V122H132ZM148 123H149V121H148ZM148 123H147V124H148ZM155 123H156V121H155ZM171 123H172V122H171ZM171 123H170L169 126H171ZM194 123H196V122H194ZM202 123H203V122H202ZM206 123L208 124V122H206ZM214 123H216V122H214ZM246 123H247V122H246ZM6 124H7V123H6ZM9 124H10V123H9ZM15 124H16V123H15ZM21 124H22V123H21ZM24 124L26 125V122H25V121H24V123H23V127L20 125V126H18V128H19V127H20V129H21V128H24ZM66 124H68V122H67ZM69 124H70V122H69ZM80 124H82V123H80ZM117 124H118V122H117ZM141 124H142V123H140L139 125H141ZM147 124H146V125H147ZM156 124L158 125V122H157ZM162 124H163V123H162ZM172 124H173V123H172ZM179 124H181V122H179L178 125H179ZM186 124H187V123H186ZM192 124H193V123H192ZM203 124H204V123H203ZM210 124H211V123H210ZM212 124H213V123H212ZM223 124H224V122H223ZM235 124H236V122H235ZM235 124H234V125H235ZM247 124H248V123H247ZM249 124H250V122H249ZM249 124H248V125H249ZM262 124L264 125V123H262ZM32 125H33V124H32ZM34 125H35V124H34ZM50 125H51V124H50ZM70 125H71V124H70ZM91 125H92V123L90 124V127H95V125H93V126H91ZM112 125H113V124H112ZM125 125H127L128 127L130 126V125H128V124H125ZM136 125H137V124H136ZM142 125H144V124H142ZM148 125H149V124H148ZM157 125H156V126H157ZM159 125H160V123H159ZM163 125H164V129H165V124H163ZM181 125L183 126V124H181ZM187 125H188V124H187ZM187 125H186V126H187ZM190 125H191V123H190ZM195 125H196V124H195ZM197 125H198V122H197ZM197 125H196V126H197ZM208 125H209V124H208ZM216 125H217V124H216ZM219 125H220V124H219ZM229 125H230V124H229ZM238 125L240 126V123H238ZM4 126H5V125H3V127H4ZM12 126H13V124L11 125V127H12ZM29 126H30V128H31V125H28V127H29ZM42 126H43V125H42ZM73 126H75V125H72L71 127H73ZM76 126H77V125H76ZM76 126H75V127H76ZM87 126H89V124H87ZM87 126L84 125V128H83L82 130L86 129L85 127H87ZM106 126H107V125H106ZM133 126H134V125H133ZM133 126H132L131 128H134ZM150 126H151L153 129H154V126H152V123H151V125L148 126L149 128H147V129H150V132H151L152 129L150 128ZM161 126H162V125H161ZM167 126H168V125H167ZM167 126H166V127H167ZM169 126H168V127H169ZM172 126H173V125H172ZM182 126H181V127H182ZM186 126H184V128H186ZM188 126H189V125H188ZM200 126H201V124H200ZM205 126H207V125H205ZM1 127H2V126H1ZM1 127H0V128H1ZM25 127L28 128L27 125H26ZM47 127H48V126H47ZM63 127H64V126H63ZM63 127H62V128H63ZM66 127H68V126H66ZM66 127L63 128V129H67ZM103 127H104V126H103ZM125 127H126V126H125ZM135 127H137V126H135ZM144 127H145V126H144ZM158 127H160V126H158ZM158 127H157V128H158ZM168 127H167V128H168ZM173 127H174V126H173ZM173 127L171 128L172 131L174 130ZM181 127H179V128H181ZM197 127H198V126H197ZM197 127H196V129H197ZM210 127H211V126H210ZM212 127H213V126H212ZM236 127H237V126H236ZM26 128H25L24 130H26ZM32 128H33V127H32ZM50 128H51V127H49L48 129H50ZM69 128H70V127H69ZM73 128H74V127H73ZM73 128L71 129L72 132L74 131ZM76 128H77V127H76ZM88 128H89V127H88ZM96 128H97V125H96ZM117 128H118V127H117ZM117 128H116V129H117ZM123 128H124V126H123ZM138 128H139V127H138ZM145 128H146V127H145ZM155 128H156V127H155ZM157 128H156V129H157ZM162 128H163V127H162ZM169 128H170V127H169ZM184 128H183V129H184ZM190 128H191V127H190ZM249 128H250V127H248V129H249ZM252 128H253V126H252ZM257 128H258V126H257ZM8 129H9V127H8ZM14 129H15V128H14ZM14 129H13V130H14ZM20 129H19V130H20ZM54 129H55V128H53L52 132L57 131L59 128H57V130H54ZM93 129H94V128H93ZM106 129H107V128H106ZM111 129L113 130L114 128H111ZM119 129H120V128H118L117 130H119ZM129 129H130V128H128V130H129ZM141 129H142V128H141ZM143 129H144V128H143ZM156 129H155V132H156ZM186 129H187V128H186ZM192 129H193V128H192ZM209 129H211V128H209ZM222 129H223V131H224V130L227 131L226 128H225V129L223 128V126H222ZM230 129H231V128H230ZM10 130H12V129H10ZM13 130H12V132H14ZM28 130H29V129H28ZM68 130H70V129H68ZM68 130H67V133H70L71 130H70V132H68ZM82 130H81V131H82ZM88 130H89V129H88ZM95 130H97V129H95ZM107 130H108V129H107ZM128 130L125 129V131H126L125 133H126V134H127V131H128ZM139 130H140V129H139ZM175 130H176V128H175ZM175 130H174V131H175ZM212 130H213V129H212ZM233 130L235 131L234 128H233ZM17 131H18V130H17V126H16V130H15V132H17ZM22 131H23V130H22ZM26 131H27V130H26ZM26 131H25V132L23 131V132H24V136H25V133H28V131H27V132H26ZM44 131H45V129H44ZM47 131H48V130H47ZM50 131H51V130H50ZM50 131H49V132H50ZM75 131H77V130H75ZM93 131H94V130H93ZM123 131H124V130H123ZM131 131H132V130H131ZM136 131H137V130H136ZM143 131H145V130H143ZM147 131H148V130H147ZM153 131H154V130H153ZM158 131H160V129H158ZM158 131H157V132H158ZM177 131H178V130H177ZM179 131H180V130H179ZM188 131H189V130H188ZM208 131H209V130H208ZM216 131H217V130H216ZM231 131H232V130H231ZM3 132H4V131H3ZM12 132H11V133H12ZM15 132H14V133H15ZM18 132H19V131H18ZM29 132H30V130H29ZM72 132H71V133H72ZM89 132H90V130H89ZM89 132H88L87 135L90 134ZM98 132H100V131L97 130V133H98ZM115 132L117 133V131H115ZM157 132H156V133H157ZM160 132H161V131H160ZM183 132H186V131H183ZM209 132H210V131H209ZM220 132H221V131H220ZM256 132H257V131H256ZM54 133H55V132H54ZM71 133H70V136H71ZM76 133H78V131H77ZM82 133H83V132H82ZM100 133H101V132H100ZM116 133H114V135H116ZM119 133H120V132H119ZM121 133H123V132H121ZM129 133H130V131H129ZM141 133H142V132H141ZM141 133H140V134H141ZM145 133H148V132H145ZM158 133H159V132H158ZM166 133H167V131H166ZM169 133H170V131H169ZM171 133H172V132H171ZM171 133H170V134H171ZM193 133H194V130H193ZM217 133H219V132L217 131ZM0 134H1V133H0ZM4 134H5V132H4ZM4 134L2 135L3 137H5ZM9 134H10V133H9ZM17 134H18V133H17ZM19 134H20V132H19ZM21 134H22V133H21ZM37 134H38V132L35 133V135H37ZM56 134H57V132H56ZM56 134H55V135L53 134V135H54V136H57ZM58 134H60L59 131H58ZM72 134H73V133H72ZM92 134H93V133H92ZM92 134H91V135H92ZM95 134H96V133H95ZM95 134H94V137H95ZM106 134H109V133H106ZM126 134L123 133V137L127 138ZM130 134H131V133H130ZM136 134H137V133H136ZM148 134H149V133H148ZM152 134H153V132H152ZM154 134H155V133H154ZM159 134H161V133H159ZM170 134H169V135H170ZM173 134L178 135L176 132H174ZM179 134H180V133H179ZM185 134H186V133H185ZM219 134H220V133H219ZM248 134H249V133H248ZM256 134H257V133H256ZM262 134H263V133H262ZM12 135H14V134H12ZM12 135L10 134V136H12ZM28 135H29V133H28ZM46 135H47V134H46ZM48 135H49V134H48ZM51 135H52V134H51ZM87 135H85V136H87ZM109 135H111V134H109ZM124 135H125V136H124ZM137 135H139V134H137ZM137 135H136V137H137ZM141 135H142V134H141ZM195 135H196V134H195ZM208 135L210 136V133H209ZM230 135H231V134H230ZM230 135H229L228 137H230ZM244 135H247V134H244ZM6 136H7V134H6ZM14 136H15V139L18 138L16 135H14ZM19 136H21V135H19ZM24 136H22V138H23V139L25 138V139L28 140V138H27L28 136H27V135H26V137H24ZM66 136H67V135H66ZM89 136H90V135H89ZM105 136H106V135H105ZM111 136H112V135H111ZM116 136H118V135H116ZM119 136H120V135H119ZM131 136H132V134H131ZM134 136H135V134H134ZM143 136H144V133H143ZM147 136H148V135H146V138H150V137H147ZM155 136H157V134H156ZM159 136H161V135H159ZM159 136H157L158 139H160ZM174 136H175V135H174ZM184 136H185V135H184ZM184 136H183V139H182V140H184ZM192 136H193V135H192ZM192 136H191V137H192ZM197 136H200V135L197 134ZM213 136H214V135H213ZM213 136H212V137H213ZM224 136H225V135H224ZM234 136H235V135H234ZM249 136H250V135H249ZM12 137H13V136H12ZM12 137H10V138H12ZM68 137H69V135H68ZM71 137H72V136H71ZM73 137H74V136H73ZM81 137H82V136H81ZM106 137H109V136H106ZM112 137H113V136H112ZM112 137H111V138H112ZM132 137H133V136H132ZM139 137H140V135H139ZM144 137H145V136H144ZM153 137H154V135H153ZM161 137H162V136H161ZM164 137H165V136H164ZM170 137H172V136L170 135ZM176 137H177V136H176ZM179 137H181V136L179 135ZM193 137H194V136H193ZM210 137H211V136H210ZM216 137H217V135L215 136V138H216ZM238 137H239V135H238ZM257 137H258V135H257ZM10 138H9V139H10ZM20 138H21V137H20ZM74 138L76 139V137H74ZM104 138H105V137L102 136V139H104ZM109 138H110V137H109ZM111 138H110V140H111ZM114 138H115V136H114ZM120 138L123 139V138H122V135H121ZM129 138H130V137H128L127 139H129ZM140 138H141V137H140ZM165 138H166V137H165ZM167 138H169L168 135H167ZM177 138H178V137H177ZM188 138H189V137L187 136V139H188ZM195 138H196V137H195ZM205 138H206V137H205ZM217 138H218V137H217ZM219 138H220V136H219ZM225 138H226V140H227V137H225ZM4 139H5V138H4ZM15 139H14V140H15ZM70 139H71V138H70ZM79 139H80V138H79ZM90 139H91V138H90ZM96 139H97V138H96ZM116 139H118V137H117ZM121 139H120V140H121ZM141 139H142V138H141ZM150 139H151V138H150ZM158 139H155V141H156V140L159 141ZM173 139H174V138H172V140H173ZM179 139H181V138H179ZM187 139H186V137H185V140H187ZM191 139H192V138H191ZM193 139H194V138H193ZM198 139H199V138H198ZM198 139H197V140H198ZM201 139H202V136H201ZM210 139H211V138H210ZM213 139H214V137H213ZM220 139H221V138H220ZM256 139H257V138H256ZM0 140H2V141H0V142H3V139H1V137H0ZM19 140L21 141V139H19ZM47 140H48V138H46V141H47ZM51 140L53 141V138H51ZM66 140H67V139H66ZM68 140H69V139H68ZM77 140H78V137H77ZM77 140H76V141H77ZM85 140H86V139H85ZM85 140H84V142H85ZM87 140H88V139H87ZM92 140L94 141V139H92ZM106 140H107V139H106ZM145 140H146V139H145ZM185 140H184V141H185ZM197 140H195V141H197ZM199 140H200V139H199ZM202 140H203V139H202ZM215 140H216V139H215ZM223 140H224V138H223ZM262 140H263V139H262ZM5 141H6V143L8 142L7 140H5ZM11 141H12V140H11ZM16 141H17V139H16ZM23 141H24V140H23ZM23 141H22V143H23ZM46 141H45V143H46ZM73 141H74V140H73ZM73 141H72V143H73ZM88 141H89V140H88ZM90 141H91V140H90ZM90 141H89V142H90ZM93 141H92V142H93ZM117 141H118V140H117ZM134 141H136V140H134ZM138 141H140V140H138ZM141 141H142V140H141ZM147 141H149V140H147ZM152 141H154V140H151L150 142L152 143ZM157 141H156V142H157ZM162 141H163V140H162ZM162 141H161V143H163ZM174 141H178V140H173L172 142H174ZM187 141H189V140H187ZM187 141H186V142H187ZM195 141H194L193 143H195ZM204 141H205V140H204ZM218 141H219V140H218ZM228 141H229V140H228ZM237 141H238V140H237ZM248 141H249V140H248ZM248 141H247V143H248ZM263 141H264V140H263ZM17 142H19V141H17ZM49 142L51 143V141H49ZM92 142H91V143H92ZM108 142H109V141H108ZM115 142H116V141H115ZM131 142H132V141H131ZM164 142H165V140H164ZM170 142H171V141H170ZM189 142H190V141H189ZM197 142H198V141H197ZM197 142H196V143H197ZM207 142H208V141H207ZM214 142H215V141H214ZM238 142H239V141H238ZM242 142H243V140H242ZM242 142L240 143L241 145H242ZM245 142H246V141H245ZM14 143H15V142H14ZM24 143L26 144L25 141H24ZM24 143H23V144H24ZM28 143H29V142H28ZM56 143H57V141H56ZM60 143H61V142H60ZM68 143H69V141H68ZM68 143H67V141H66V144H67V145H68ZM72 143H70L69 145H71ZM75 143H76V142H75ZM75 143H74V144H75ZM77 143H78V141H77ZM82 143H83V141H82ZM91 143H90V146H88V145H87V146H88V147H92V146H91ZM121 143H123V142H121ZM124 143H125V142H124ZM127 143H128V142H127ZM133 143H135V142H133ZM147 143H148V142H147ZM178 143H179V142H178ZM178 143H176V144H178ZM201 143H202V142H201ZM205 143H206V142H205ZM210 143H212V142H210ZM215 143H216V142H215ZM229 143H230V141H229ZM243 143H244V142H243ZM4 144H5V143H4ZM20 144H21V143H20ZM61 144H62V143H61ZM85 144H86V143H85ZM85 144H84V145H85ZM87 144H89V143H87ZM93 144H94V143H93ZM93 144H92V145H93ZM102 144H103V143H102ZM113 144H114V142H113ZM117 144H118V143H117ZM117 144H116V146H117ZM131 144H132V143H131ZM167 144H169V143H167ZM173 144H175V142H174ZM183 144H184V143H183ZM183 144H182V145H183ZM186 144H187V143H186ZM186 144H185V146H186ZM190 144H191V142H190ZM190 144H189V147H190ZM207 144H208V143H207ZM212 144H213V143H212ZM212 144H210V145H212ZM254 144H256V143H254ZM0 145H1V143H0ZM8 145H9V144H8ZM26 145H27L28 147L30 146V145H28V144H26ZM47 145H49L48 142H47ZM47 145H46V146H47ZM72 145H73V144H72ZM75 145H76V144H75ZM82 145H83V144H82ZM118 145H119V144H118ZM125 145H127V144H125ZM132 145H133V144H132ZM139 145H141V144L139 143ZM145 145H146V144H145ZM152 145H153V143H152ZM155 145H156V143H155ZM160 145H161V146H164L163 144H160ZM179 145H181V144H179ZM179 145H178V146H179ZM182 145H181V146H182ZM194 145H195V144H194ZM194 145H193V147H194ZM200 145H201V144H200ZM202 145H203V144H202ZM222 145H223V148H224V144H223V143H222ZM248 145H249V144H248ZM263 145H264V144H263ZM10 146H11V145H10ZM10 146H9V147H10ZM12 146H13V145H12ZM17 146H18V144H17ZM17 146H16V147H17ZM23 146H24V145H23ZM43 146H44V145H43ZM57 146H58V145H55L56 148H57ZM59 146H60V145H59ZM63 146L66 147V145H64V144H63ZM104 146H105V145H104ZM106 146L109 147V148L107 147V152L110 151V150L113 151L114 146H111L110 144L107 145V141H106ZM106 146H105V149H106ZM110 146H111V147H110ZM122 146H123V145H122ZM127 146H129V145H127ZM135 146H136V143H135ZM135 146H134V149L137 148V146H136V147H135ZM150 146H151V145H150ZM150 146L147 145L148 148H149ZM153 146H154V145H153ZM169 146H170V144H169ZM171 146H173V145H171ZM174 146H175V145H174ZM174 146H173V147H170V149L174 148ZM178 146H176V147H178ZM185 146L183 145V147H185ZM204 146H205V145H204ZM212 146H213V145H212ZM237 146H238V145H237ZM239 146H240V145H239ZM239 146H238V147H239ZM243 146L245 147V144H244ZM243 146H242V147H243ZM249 146H250V145H249ZM260 146H261V145H260ZM6 147H7V146H6ZM19 147H21V145H20ZM24 147L26 148V146H24ZM32 147H35V146L32 144ZM32 147H30V148H32ZM48 147H49V146H48ZM61 147H62V146H61ZM71 147H72V146H71ZM73 147H74V146H73ZM73 147H72V148H73ZM78 147H79V145H78ZM88 147H87V148H88ZM131 147H132V146H131ZM142 147H143V146H142ZM142 147H141V149H142ZM144 147H145V146H144ZM147 147H145V148H147ZM158 147H159V145H158ZM166 147L169 148L168 146H166ZM196 147H197V146H196ZM207 147H208V146H207ZM244 147H243V148H244ZM43 148H44V147H43ZM56 148H55V149H56ZM68 148H69V150H71V149H70V146H67V149H68ZM74 148H76V147H74ZM119 148H120V146H119ZM121 148H122V147H121ZM125 148H127V147H124L123 150H124ZM129 148H130V147H129ZM150 148H151V147H150ZM154 148L157 149L156 146H155ZM154 148H151V150L154 149ZM179 148H180V147H179ZM208 148H209V147H208ZM248 148H249V147H248ZM250 148L253 149L252 146H251ZM35 149H36V148H35ZM45 149H46V148H45ZM62 149H64V147H63ZM76 149H77V148H76ZM76 149H74V150L72 149V151H75V152H76ZM90 149H91V148H90ZM96 149H97V150L99 149V146H98V145H97ZM103 149H104V148H103ZM108 149H110V150H108ZM117 149H118V148H117ZM130 149H131V148H130ZM139 149H140V148H139ZM187 149H188V147H187ZM190 149H191V148H190ZM190 149H189V151L192 153V151H191ZM203 149H204V148H203ZM209 149H210V148H209ZM211 149H212V148H211ZM211 149H210V150H211ZM229 149H230V148H229ZM259 149H260V147H259ZM11 150H12V149H11ZM21 150H22V149H20V151H21ZM29 150H30V149H29ZM50 150H51V149H50ZM59 150H60V149H59ZM59 150H58V151H59ZM88 150H89V149H88ZM91 150H94V152H96L95 149H93V148H92ZM91 150H90V152H91ZM126 150H128V149H126ZM143 150H144V149H143ZM145 150H146V149H145ZM145 150H144V151H145ZM149 150H150V149H149ZM149 150H148L147 153H149ZM172 150H173V149H172ZM180 150H182V149H180ZM183 150L185 151V153H184V152H183V153H184V154H187V153H186L187 150H185V148H183ZM198 150H200V148H199ZM205 150H206V149H205ZM216 150H219V148H218V149H215L214 151H216ZM221 150H222V148L219 150V151H220V154H221ZM225 150H226V149H225ZM254 150H255V148H254ZM254 150H253V151H254ZM256 150H257V149H256ZM6 151H7V150H6ZM13 151H16V150L14 149ZM22 151H23V150H22ZM42 151H44V149H43ZM72 151H71V152H72ZM80 151H81V150H80ZM118 151H119V150H118ZM135 151H136V149H135ZM152 151H153V150H152ZM152 151H151V152H152ZM158 151H159V149H158ZM158 151H156V152H158ZM160 151L162 152L163 150H160ZM194 151H196V150H194ZM212 151H213V150H212ZM222 151H223V150H222ZM246 151H247V150H246ZM11 152H12V151H11ZM26 152H27V151L25 150V153H26ZM29 152H30L31 154L33 153V152H31V151H29ZM29 152H28V153H29ZM35 152H36V151H35ZM60 152H62V151L60 150ZM60 152H59V153H60ZM66 152L69 153L67 150H66ZM66 152H65V153H66ZM94 152H93V154L95 155ZM114 152H115V151H114ZM120 152L122 153V149H120ZM127 152H128V151H127ZM131 152H132V151H131ZM153 152H154V151H153ZM167 152H168V149H167ZM167 152H166V153H167ZM176 152H177V151H176ZM196 152H197V151H196ZM201 152H203V151L200 150V153L197 152V155H198V153L201 155ZM229 152H230V151H229ZM238 152H241V150H239ZM249 152H250V151H249ZM12 153H13V152H12ZM14 153H15V152H14ZM14 153H13V154H14ZM28 153H26V154L29 155ZM54 153H55V152H54ZM57 153H58V152H57ZM59 153H58V154H59ZM72 153H73V152H72ZM86 153H87V152H86ZM91 153H92V152H91ZM96 153H97V152H96ZM115 153H116V152H115ZM118 153H119V152H118ZM134 153H135V152H133L132 154H134ZM137 153H138V155H139V152H137ZM140 153H141V151H140ZM163 153H164V152H163ZM166 153H165V155H166ZM169 153H170V152H169ZM178 153H179V152H178ZM180 153H181V151H180ZM180 153H179V154H180ZM193 153H195V152H193ZM203 153H204V152H203ZM205 153L207 154L208 152H205ZM205 153H204V157H205ZM209 153H210V152H209ZM211 153H212V152H211ZM9 154L11 155V153H9ZM15 154H16V153H15ZM31 154L29 155L30 157H31ZM42 154H43V152H42ZM58 154H57V155H58ZM61 154H62L63 156H66L65 154H63V152H62ZM70 154H71V153H70ZM73 154H75V153H73ZM87 154H89V153H87ZM93 154H92V157H94V160L91 159V162H94V164H93V165H94V171H96V174H97V175L101 176V172H100V162H99L98 156L95 157ZM102 154H103V152L101 153V155H102ZM104 154H105V153H104ZM108 154H109V155L111 154V156H114V155H112L111 151H110ZM125 154H127V153H125ZM125 154L123 153V155H125ZM128 154H130V153L128 152ZM143 154H144V153H143ZM143 154H142V155H143ZM159 154H161V153H159ZM171 154H172V151H171ZM171 154H170V155H171ZM173 154H176V153H173ZM189 154H190V153H189ZM215 154H216V153H215ZM229 154H230V153H229ZM243 154H244V151H243ZM243 154H242V155H243ZM251 154H252V153H251ZM259 154H260V152H259ZM6 155H7V154H6ZM27 155H26V156H27ZM77 155H78V154H77ZM105 155H106V154H105ZM116 155H117V154H116ZM121 155H122V154H121ZM130 155H131V154H130ZM134 155H135V154H134ZM134 155L132 156V158L134 157ZM145 155H146V154H145ZM155 155H157V154H155ZM161 155H162V154H161ZM168 155H169V154H168ZM170 155L168 156L169 159L171 158ZM176 155H177V154H176ZM187 155H188V154H187ZM192 155H193V154H192ZM208 155H209V154H208ZM225 155H227V154L225 153ZM236 155H237V154H236ZM246 155H247V154H246ZM16 156H17V155H16ZM19 156H20V155H19ZM33 156H35V155H33ZM33 156L31 157V162H32L33 159H34ZM39 156H41V155H39ZM59 156H60V155H59ZM78 156H79V155H78ZM111 156H108V155H107V157H105V158H108V157L110 158ZM126 156H128V155H126ZM143 156H144V155H143ZM163 156H164V155H163ZM173 156H174V155H173ZM193 156H196V155L194 154ZM198 156H199V155H198ZM202 156H203V155H202ZM211 156H212V155H211ZM12 157H13V156H12ZM36 157H37V154H36ZM53 157H55L54 154H53ZM53 157H52V158H53ZM60 157H61V156H60ZM90 157H91V156H90ZM90 157H88V159H89ZM117 157H118V156H117ZM138 157H141V156H138ZM145 157H146V156H145ZM153 157H154V156H153ZM159 157H160V155H159ZM176 157H179V156H176ZM188 157H189V156H188ZM213 157H214V156H213ZM215 157H216V155H215ZM217 157H218V156H217ZM250 157H251V155H250ZM253 157H254V156H253ZM256 157H257V156H256ZM25 158H26V157H24V159H25ZM28 158H29V157H27V160H28ZM32 158H33V159H32ZM50 158H51V157H50ZM52 158H51V159H52ZM55 158H56V157H55ZM64 158H65V157H64ZM72 158H73V157H72ZM72 158H70V159H72ZM101 158L105 159L104 157H101ZM111 158H112V160H113V157H111ZM114 158H115V157H114ZM119 158L121 159V157H119ZM122 158H123V157H122ZM129 158H130V156H129ZM142 158H143V159H142ZM149 158H150V157H149ZM155 158H157V156H156ZM162 158H163V157H161V159H162ZM180 158H181V159H182V158L184 159L183 156L180 157ZM202 158H203V157H202ZM205 158H206V157H205ZM220 158H223V156H222V157L220 156ZM224 158H225V157H224ZM224 158H223V161H224L225 159H227V158H225V159H224ZM237 158H238V157H237ZM244 158H246V156H245ZM2 159H4V158H2ZM7 159H9V157H8ZM40 159H41V157H40L39 159H37V162H40ZM60 159H62V161H63V158H59V159H58L59 162H61ZM66 159H68V158H66ZM77 159H78V157H77ZM139 159H140V158H139ZM147 159H148V158H146V160H147ZM158 159H159V158H158ZM171 159H173V158H171ZM171 159H170V160H171ZM185 159H186V158H185ZM213 159H215V158H213ZM230 159H231V158H230ZM233 159H235V158H233ZM239 159H240V158H239ZM242 159H243V158H242ZM242 159H240V160H242ZM257 159H258V157H257ZM263 159H264V158H263ZM0 160H1V159H0ZM27 160H26V161H27ZM34 160H35V159H34ZM38 160H39V161H38ZM56 160H57V159H56ZM64 160H65V159H64ZM105 160H106V159H105ZM105 160H102V159H101L102 162L105 161ZM109 160H110V159H109ZM114 160H115V159H114ZM125 160H126V159L124 158L123 161L125 162ZM133 160H134V159H133ZM141 160H143L142 162H144V160H145L144 157H141ZM148 160H150V159H148ZM153 160H155V159H153ZM164 160H165V159H164ZM174 160H175V159H174ZM174 160H172V161H174ZM177 160H178V162H179V159H177ZM186 160H187V159H186ZM190 160H191V162H192V159H190ZM193 160H194V159H193ZM209 160H210V159H209ZM216 160H217V159H216ZM237 160H238V159H237ZM237 160H235V161L238 162ZM247 160H248V159H246V161H247ZM253 160H254V158H252L250 161L252 162ZM7 161H9V160H7ZM28 161H29V160H28ZM115 161H117V160H115ZM126 161H127V160H126ZM128 161H129V160H128ZM165 161H166V160H165ZM172 161H171V162H172ZM200 161H201V158H200V160H199V163H200ZM202 161H203V160H202ZM204 161H205V159H204ZM206 161H207V158H206ZM231 161H232V160H231ZM233 161H234V160H233ZM233 161H232V163H233ZM257 161H258V160H257ZM24 162H25V161H24ZM31 162H30V163L28 162V163H29L28 167L31 166L32 164L36 163V161H35L34 163H32V164H31ZM45 162H46V161H45ZM56 162H57V161H56ZM64 162H65V161H64ZM66 162H67V161H66ZM76 162H77V161H76ZM111 162H112V161H110V163L107 162V164L109 163V164L111 165ZM117 162H119V161H117ZM124 162H123V163H124ZM142 162L140 161V163H142ZM150 162H151V161H150ZM150 162H148L149 165L151 164ZM160 162L162 163V161H160ZM160 162H159V163H160ZM186 162H187V161H186ZM186 162H184V163H186ZM188 162H190V161H188ZM193 162H195V161H193ZM193 162H192V164H193ZM213 162H214V161H213ZM224 162H226V161H224ZM253 162H254V161H253ZM40 163H41V162H40ZM43 163H44V161H43L42 164H40V165H43ZM86 163H88V161H87ZM103 163L105 164V162H103ZM113 163H114V162H113ZM129 163H130V162H129ZM138 163H139V162H137V165H139ZM145 163H146V162H144V164H145ZM164 163H165V162H164ZM173 163H175V162H173ZM180 163H181V162H179V165H180ZM201 163H202V166H203V162H201ZM207 163H208V162H207ZM215 163H216V162H215ZM217 163H218V161H217ZM217 163H216V164H217ZM220 163H221V161L219 162V164H220ZM240 163H241V162H240ZM240 163H239V164H240ZM242 163H245V162L243 161ZM248 163H249V160H248ZM257 163L260 164L259 162H257ZM12 164H13V162H12ZM14 164H15V161H14ZM38 164H39V163H38ZM44 164H45V163H44ZM50 164H51V163H50ZM67 164H68V163H67ZM67 164H66V165H67ZM90 164L92 165V163H90ZM107 164H106V165H107ZM114 164H115V163H114ZM119 164H120V163H119ZM121 164H122V163H121ZM125 164H127V163L125 162ZM146 164H147V163H146ZM162 164H163V163H162ZM167 164H168V163H167ZM170 164H171V163H169V165H170ZM187 164L190 165V163H187ZM196 164H197V163H196ZM211 164H212V159H211ZM216 164H215V165H216ZM225 164H226V163H225ZM1 165H2V164H1ZM24 165H25V164H24ZM36 165H37V164H36ZM40 165H39V167H38L39 169L44 168L43 166L40 168ZM54 165H55V161H54L53 166H54ZM58 165H59V164H58ZM63 165H64V163H63V164H60L59 168H61V166H63ZM68 165H69V164H68ZM106 165H104V166H106ZM116 165H117V164H116ZM130 165H133V164L130 163ZM135 165H136V164H135ZM151 165H152V164H151ZM151 165H150V166H151ZM153 165H155V164L153 163ZM156 165H157V164H156ZM204 165H205V164H204ZM237 165H238V164H237ZM242 165H244V164H242ZM248 165H250V167H251V163L248 164ZM260 165H261V164H260ZM51 166H52V165H51ZM53 166H52V169H53ZM56 166H57V164H56ZM87 166H89V165H87ZM104 166H103V167H104ZM139 166H140V165H139ZM143 166H144V165H143ZM160 166H161V165H160ZM176 166H178V164H177ZM181 166H182V165H181ZM192 166H193V165H192ZM197 166H198V165H197ZM205 166H206V165H205ZM205 166H203V168H205ZM207 166L209 167V164H208ZM232 166H233V165H232ZM232 166H231V165L229 166L230 169H231ZM244 166H245V165H244ZM246 166H247V165H246ZM255 166H256V164H255V165L253 164V167H255ZM261 166H262V165H261ZM14 167H17V168H18V166H14ZM31 167H32V166H31ZM31 167H30V168H31ZM34 167H35V166H34ZM69 167H71V166H69ZM69 167H68V168H69ZM92 167H93V166H92ZM110 167H113V164H112ZM110 167H109V168H110ZM116 167H117V166H116ZM120 167H123V166H120ZM144 167H145V166H144ZM148 167H149V166H147V168H148ZM151 167H152V166H151ZM151 167H149V169H150ZM166 167H167V166H166ZM173 167H175L174 164H173ZM182 167H183V166H182ZM182 167H181V169H182ZM210 167L212 168V166H210ZM215 167H216V166H215ZM218 167H219V166H218ZM221 167H222V165H221ZM223 167H224V166H223ZM238 167H240V166H238ZM9 168H10V166H9ZM64 168L66 169V167H64ZM71 168H72V167H71ZM85 168H86V167H85ZM85 168H84V169H85ZM90 168H91V167H90ZM109 168H108V169H109ZM135 168H136V167H135ZM138 168H140V167H138ZM153 168H155V167H153ZM153 168H152V170H153ZM161 168H164V167H161ZM176 168H177V167H176ZM193 168H195V166H194ZM199 168L201 169L200 166H199ZM224 168H225V167H224ZM224 168H223V169H224ZM257 168H258V166H257ZM21 169H22V168H21ZM61 169H63V168H61ZM69 169H70V168H69ZM72 169H73V168H72ZM87 169H89V167H88ZM108 169H107V170H108ZM127 169H128V168H127ZM129 169H130V171H131V168H129ZM129 169H128V172H130ZM167 169L170 170L169 167H168ZM177 169H178V168H177ZM177 169H176V170H177ZM187 169H188V167H187ZM197 169H198V167H197ZM197 169H196V170H197ZM206 169H207V168H206ZM206 169H205V170H206ZM209 169H210V168H209ZM213 169H214V168H213ZM213 169H212L211 172H213ZM226 169H228V168H226ZM232 169H234V168H232ZM239 169H240V168H239ZM242 169H243V168H242ZM247 169H248V168H247ZM258 169H260V168H258ZM0 170H1V169H0ZM5 170H7V169H4V172H5ZM12 170H14V169H12ZM32 170H33V168H32ZM32 170H31V171H32ZM36 170H38V169H36ZM36 170H34V171H36ZM55 170H56V169H55ZM57 170H59V169H57ZM90 170H91V169H90ZM117 170H118V169H116V172H117ZM164 170H166V168H165ZM164 170H163V171H164ZM171 170H173V168H172ZM183 170H184V168H183ZM196 170H195V171H196ZM205 170H204V171H205ZM207 170H208V169H207ZM210 170H211V169H210ZM210 170H209V172H210ZM221 170H222V169H221ZM235 170H236V167H235ZM243 170H245V169H243ZM243 170H242V171H243ZM22 171H23V169H22ZM42 171H43V170H42ZM84 171H85V170H84ZM84 171H83V172H84ZM91 171H92V170H91ZM118 171H119V170H118ZM160 171H161V170H160ZM160 171H158V173H156V174H154V175H157V174L160 175V174H159ZM173 171H174V170H173ZM185 171H186V168H185ZM185 171H184V172H185ZM190 171H191V173L193 172V170H191V169H190ZM201 171H202L203 174H204L203 169H202ZM218 171H219V170H218ZM225 171L228 172V170H225ZM239 171H240V170H239ZM247 171H249V169H248ZM8 172H11V171H8ZM26 172H30V171H29V170H26ZM32 172H33V171H32ZM40 172H41V171H40ZM49 172H50V171H49ZM52 172H53V170H52ZM55 172H56V171H54V173H55ZM60 172H61V171H60ZM83 172H82V173H83ZM124 172H127V171H124ZM166 172H167V171L162 172V173H163V176L165 175L164 173H166ZM170 172H171V171H170ZM170 172H169V173H170ZM177 172H179V171L177 170ZM177 172H176V173L174 172V173L177 174ZM198 172H200V171L198 170ZM202 172H200V174H201ZM206 172H207V171H206ZM209 172H208L207 174L205 173V175H208ZM229 172H232V171L229 170ZM12 173H14V172H12ZM37 173H39V172H37ZM43 173H44V172H43ZM61 173H62V172H61ZM74 173H75V172H74ZM86 173H87V171H86ZM86 173H85V174H86ZM91 173H93V172H91ZM131 173H132V171H131ZM133 173H134V172H133ZM139 173H141V172L139 171ZM150 173H151V172H150ZM162 173H161V174H162ZM171 173H172V172H171ZM174 173H173V175L175 176ZM213 173H214V172H213ZM219 173H220V172H219ZM221 173H222V171H221ZM221 173H220V174H221ZM232 173H234V172H232ZM245 173H246V172H245ZM257 173H259V171H258ZM7 174L10 176L9 173H7ZM15 174L18 175L19 173L17 172V173H15ZM20 174H21V173H20ZM20 174H19V176H20ZM22 174L25 175L24 173H22ZM30 174H31V172H30ZM33 174H34V173H32L31 178L34 176ZM35 174H36V173H35ZM52 174H53V173H52ZM55 174H57V173H55ZM58 174H59V175H58L59 177H60V176L64 177L62 174L60 175L59 172H58ZM64 174H65V173H64ZM66 174H68V173H66ZM66 174H65V176H66ZM70 174H71V173H70ZM87 174H89V172H88ZM93 174H94V173H93ZM96 174H95V176H96ZM107 174L109 175V174H111V173L107 172ZM114 174H116L115 171H114ZM148 174H149V173H148ZM180 174H181V170H180ZM186 174H187V171H186ZM195 174H196V173H195ZM215 174H216V172H215ZM224 174H225V172H224ZM236 174H237V172H236ZM239 174L241 175V172H240ZM239 174H238V175H239ZM251 174H252V173H251ZM262 174H263V173H262ZM3 175H4V174H3ZM23 175H22V176H23ZM36 175H37V174H36ZM38 175H40V174H38ZM104 175H105V174H104ZM111 175H112V174H111ZM111 175H109V176H111ZM125 175H127V174H125ZM138 175H139V174H138ZM168 175H169V174H168ZM178 175H179V173H178ZM196 175H198L197 177H199V174H196ZM211 175H212V174H211ZM217 175H218V173H217ZM226 175H228V174H225V176H226ZM231 175L233 176V174H231ZM234 175H235V173H234ZM243 175H244V174H242V176H243ZM247 175H249V172L246 174V177H247ZM254 175H255V174H253V176H254ZM257 175H258V174H257ZM40 176H42V172H41V175H40ZM40 176H39V177H40ZM53 176H54V175H53ZM67 176H68V175H67ZM72 176H74V175L72 174V175L69 176V177H72ZM85 176H86V175H85ZM102 176H103V175H102ZM144 176H145V174H144ZM144 176H143V178H144ZM148 176H149V175H148ZM184 176H185V175H184ZM188 176H190V173L188 174ZM188 176H186V177H188ZM213 176H214V174L212 175V177H213ZM218 176H219V175H218ZM221 176H222V175H221ZM235 176L238 177V178H240V176H237V175H235ZM0 177H1V176H0ZM6 177H8V176H6ZM13 177H16V176L14 175ZM23 177H24V176H23ZM59 177H58V178H59ZM62 177H60V179H61ZM69 177H68V178H69ZM86 177H87V176H86ZM86 177H85V178H86ZM90 177H91V174H90ZM90 177H89V179H90ZM92 177H94V176H92ZM105 177L108 178L107 175H105ZM121 177H122V176H121ZM127 177H129V176H127ZM127 177H126V180H125L126 182H127ZM135 177H137V176H135ZM140 177H141V176H140ZM154 177H155V176H154ZM158 177H159V176H158ZM160 177H162V176L160 175ZM164 177H165V176H164ZM176 177H177V176H176ZM194 177H196V176H194ZM197 177H196V178H197ZM203 177H205V176L203 175ZM203 177H202V176L200 177V178H201V181H202V178H203ZM212 177H211V178H212ZM215 177H217V176H215ZM219 177H220V176H219ZM246 177H245V178H246ZM249 177H250V175H249ZM257 177H258V176H257ZM11 178H12V177H11ZM28 178H30L29 175H28ZM28 178H27V179H28ZM55 178H56V177H55ZM73 178H74V177H73ZM77 178H78V177H77ZM79 178H80V177H79ZM83 178H84V177H83ZM83 178H82V180H83ZM124 178H125V177H124ZM131 178H132V179H131ZM131 178H130V179H131V181H132V180H133V177H131ZM146 178H148V177H146ZM155 178H156V177H155ZM179 178H180V177H179ZM184 178H185V177H184ZM188 178H189V177H188ZM200 178H198V180H199ZM205 178H206V177H205ZM205 178H204V179H205ZM208 178H210V177H207V179H208ZM220 178H222V177H220ZM223 178H224V177H223ZM225 178H226V177H225ZM229 178H230V176H229ZM229 178H227V179H229ZM238 178H237V180H238ZM260 178H261V177H260ZM260 178H259V180H260V183H261V181H263L264 179H263V178L260 179ZM9 179H10V178H9ZM27 179H26V176H25V180H27ZM37 179H39V178L37 177ZM49 179H50V178H49ZM62 179H63V178H62ZM62 179H61V180H62ZM64 179H65V178H64ZM109 179H114V180L116 181L115 177L113 178V176H112V177H109ZM109 179H107V181H108ZM134 179H135V178H134ZM137 179H138V178H137ZM137 179H136V180H137ZM141 179H142V178H141ZM141 179H140V180H141ZM150 179H151V176H150ZM150 179H149V180H150ZM160 179H161V178H160ZM164 179H165V178H164ZM189 179H190V178H189ZM192 179H193V177H192ZM192 179H190V180H192ZM204 179H203V180H204ZM214 179H215V178H214ZM216 179H217V178H216ZM216 179H215V180H216ZM227 179L225 180L226 182H227V181L232 182V183H227V184H229V187H230V184L233 185L234 177H233V181H232V178H231V180H227ZM247 179L249 180V178H247ZM257 179H258V178H257ZM7 180H8V179H7ZM12 180L15 182L14 178H12ZM12 180H11V181H12ZM21 180H22V178H21ZM23 180H24V178H23ZM25 180H24V181H25ZM40 180H41V179H40ZM51 180L53 181V177H52ZM66 180H67V179H66ZM70 180H72V179H70ZM87 180H88V179H87ZM105 180H106V179H105ZM121 180H122V179H121ZM128 180H129V179H128ZM152 180H153V177H152ZM161 180H162V179H161ZM165 180H166V179H165ZM168 180H169V179L167 178V181H168ZM181 180H182L181 178H180V180H178V178H177V182L180 183V184L182 185V183L180 182ZM196 180H197V179H196ZM196 180H195V181H196ZM217 180H218V179H217ZM235 180H236V179H235ZM252 180H253V179H252ZM8 181H10V180H8ZM11 181H10V182H11ZM13 181H12V183H13ZM17 181H18V179L16 180V182H17ZM30 181H33V180L31 179ZM34 181H36V179H35ZM38 181H39V180H38ZM47 181H49V180H47ZM47 181H46V182H47ZM54 181H55V180H54ZM58 181H59V180H58ZM63 181H64V180H63ZM63 181H61V184H62ZM83 181L85 182V180H83ZM88 181H89V180H88ZM88 181H87V182H88ZM98 181H99V180H98ZM118 181H120V180H118ZM129 181H130V180H129ZM131 181H130V182H131ZM138 181H139V180H138ZM145 181H146V180H145ZM162 181L164 182V180H162ZM170 181H171V180H170ZM188 181H189V180H188ZM188 181L185 180V182H187V184H188ZM193 181H194V180H193ZM193 181H192V182H193ZM220 181H221V180L219 179V183H220ZM225 181L223 180V181H221V182H225ZM241 181H242V179H241ZM241 181H240V182H241ZM243 181H245V179H243ZM3 182H4V181H3ZM10 182H8V183H10ZM18 182H19V181H18ZM22 182H23V181H22ZM36 182H37V181H36ZM56 182H57V181H56ZM68 182H69V181H68ZM70 182H71V181H70ZM72 182H73V181H72ZM78 182H79V181H78ZM87 182H86V183H87ZM109 182H110V181H109ZM126 182H124V185H125ZM142 182H143V181H142ZM142 182H141V184H142ZM152 182H153V181H152ZM157 182H158V181H157V179H156V183H157ZM182 182H183V180H182ZM202 182H203V181H202ZM208 182H209V181H208ZM226 182H225V184H226ZM235 182H236V181H235ZM235 182H234V184H236ZM31 183H32V182H31ZM31 183L28 182L29 185H30ZM37 183L40 184L41 182H40V183L37 182ZM37 183H36V184H37ZM50 183H51V182H50ZM64 183H65V182H64ZM80 183H81V182H80ZM82 183H83V182H82ZM82 183H81V184H82ZM104 183H105L104 190L106 191V190H108V185H107V182H104ZM111 183H112V182H111ZM114 183H115V182H114ZM117 183L119 184V187H120V183H119V182H117ZM117 183H116V185H117ZM133 183H134V182H133ZM137 183H139V182H137ZM154 183H155V182H154ZM154 183H153V185H154ZM161 183H162V182H161ZM164 183H165V182H164ZM166 183H167V182H166ZM166 183H165V184H166ZM194 183H195V182H194ZM196 183H197V182H196ZM203 183H204V182H203ZM206 183H207V182H206ZM211 183H212V180H211L210 184L208 183V186H210ZM241 183H242V182H241ZM257 183H259V182L257 181ZM2 184H3V183H2ZM2 184H0V185H2ZM15 184H16V183H15ZM18 184H19V183H17V185H18ZM20 184H21V183H20ZM20 184H19V185H20ZM23 184H24V183H23ZM26 184H27V183H26ZM26 184H24L23 186L25 187ZM32 184H33V183H32ZM58 184H59V183H58ZM71 184H72V183H71ZM75 184H76V181L74 180V184H72V185H75ZM102 184H103V181H102ZM102 184H101V185H102ZM108 184H110V183H108ZM122 184H123V183H121V186H122ZM126 184H127V183H126ZM128 184H130V183L128 182ZM170 184H171V183H170ZM174 184L176 185V182H175ZM214 184H216V183L214 182ZM217 184H218V183H217ZM246 184H247V182H246ZM252 184H253V183H252ZM11 185H12V184H11ZM40 185H41V184H40ZM69 185H70V184H69ZM72 185H71V186H72ZM77 185H78V186H81V185H79V184H77ZM77 185H75V186L77 187ZM87 185H88V184H87ZM112 185H113V187L116 188L115 184H112ZM146 185H147V184H146ZM181 185L178 186L179 189L182 188V187L180 188ZM189 185H191L190 182H189ZM200 185L202 186L201 183H200ZM237 185H238V184H236L235 186H237ZM239 185H240V184H239ZM241 185H242V184H241ZM241 185H240V187H241ZM243 185H244V184H243ZM249 185H250V184H249ZM20 186L22 187V185H20ZM30 186H31V185H30ZM38 186H39V185H38ZM42 186H43V185H42ZM44 186H45V185H44ZM57 186H59V185H57ZM62 186H63V185H62ZM62 186H60V187H62ZM67 186H68V185H67ZM125 186H126V185H125ZM161 186H165V185H161ZM170 186H171V185H170ZM172 186H173V184H172ZM184 186H185V184H184ZM192 186H194V184H193ZM197 186H198V185H197ZM212 186H213V184H212ZM224 186H228V185H224ZM233 186H234V185H233ZM235 186H234V187H235ZM257 186H258V185H257ZM257 186H256V187H257ZM18 187H19V186H18ZM31 187H33V186H31ZM35 187H36V186H35ZM35 187H34V188H35ZM40 187H41V186H40ZM52 187H53V186H52ZM81 187H83V185H82ZM81 187H80V188H81ZM110 187H111V185H110ZM113 187H111V189H112ZM119 187L117 186L118 189H119ZM174 187H175V186H173V188H174ZM199 187H200V186H199ZM204 187H205L204 190L207 189L205 185H204ZM213 187H214V186H213ZM229 187H228V188H229ZM246 187H247V185H246ZM248 187H249V186H248ZM252 187H254V184L252 185ZM256 187H255V188H256ZM263 187H264V186H263ZM6 188H7V187H6ZM12 188H13V187H12ZM25 188H26V187H25ZM34 188H32L33 191H34ZM56 188H57V187H56ZM133 188H134V187H133ZM143 188H144V186H143ZM154 188H155V185H154ZM158 188H159V187H158ZM170 188H171V187H170ZM175 188H177V186H176ZM191 188H192V187H189L190 190H191ZM197 188H198V187H197ZM197 188H195V189H197ZM200 188H203V187H200ZM216 188H217V186H216ZM218 188H219V186H218ZM222 188H223V187H222ZM235 188H236V187H235ZM243 188H244V186H243ZM243 188H241V189L243 190ZM250 188H251V187H250ZM259 188H260V187H259ZM4 189H5V188H4ZM4 189H3V191H4ZM15 189H16V187H15ZM18 189H19V188H17V190H18ZM21 189H22V188H20L19 190H21ZM37 189H38V188H37ZM40 189H43V188L41 187ZM40 189H38V190H40ZM52 189H53V188H52ZM58 189L60 190L59 187H58ZM64 189H65V188H64ZM69 189H70V187H69ZM69 189H67V190H69ZM81 189H82V188H81ZM90 189H91V190L94 189V186H92V188H90ZM141 189H142V188H141ZM141 189L139 188V190H141ZM149 189H150V188H149ZM149 189H148V191H149ZM168 189H169V187H168ZM192 189H193V188H192ZM195 189H194V190H195ZM211 189H212V188H211ZM213 189H214V188H213ZM213 189H212V190H213ZM229 189H230V188H229ZM233 189H234V188H233ZM237 189H238V188H237ZM261 189L263 190L264 188L261 187ZM7 190H8V189H7ZM24 190H25V189H23L22 191H24ZM27 190H28V189H27ZM44 190H45V189H44ZM53 190H54V189H53ZM55 190H56V189H55ZM59 190H58V191H59ZM62 190H63V189H62ZM73 190H74V189H73ZM113 190H114V189H112V191H111L112 193H113ZM122 190H123V187H122ZM129 190H131V189H129ZM133 190H134V189H133ZM137 190H138V188H137ZM145 190H146V189H145ZM145 190H143V191H145ZM153 190H154V189H153ZM166 190H167V189H166ZM169 190H170V189H169ZM183 190H185V187H184ZM187 190H188V187H187ZM190 190H189V191H190ZM201 190H202L201 192H204L203 189H201ZM217 190H218V189H217ZM225 190H226V189H225ZM251 190H252V188H251ZM256 190H257V189H256ZM3 191L1 190V194H2V193L5 194V192H3ZM22 191H21V194H23ZM25 191H26V190H25ZM29 191H30L29 193L31 194V191H32V190H29ZM49 191H50V188H49ZM49 191H48V194H49ZM58 191H57V192H58ZM71 191H72V190H71ZM71 191H70V192H71ZM75 191H76V190H75ZM78 191H79V190H78ZM93 191H94V190H93ZM95 191H96V188H95ZM115 191H116V190H114V192H115ZM117 191H118V190H117ZM143 191H142V192H143ZM150 191H151V190H150ZM161 191H163V190H160L159 192H161ZM174 191H175V190H174ZM191 191H192V190H191ZM199 191H200V190H199ZM208 191H209V190H208ZM213 191H214V190H213ZM220 191H221V190H220ZM228 191H229V190H228ZM231 191H232V190H231ZM258 191H260V190L258 189ZM35 192H36V191H35ZM45 192H47V191H45ZM52 192H54V191H52ZM55 192H56V191H55ZM63 192H64V191H63ZM63 192H61V194H62ZM103 192H104V191H103ZM122 192H123V191H122ZM129 192H130V191H128V193H129ZM164 192H165V191H164ZM176 192H177V191H176ZM178 192H179V191H178ZM178 192H177V194H179L181 191H180L179 193H178ZM184 192H185V191H184ZM195 192H197V191H195ZM195 192H194V194H196ZM205 192H206V191H205ZM215 192H217V191H215ZM218 192H219V191H218ZM240 192H241V191H240ZM246 192H247V190H246ZM254 192H255V191H254ZM263 192H264V191H263ZM11 193H12V192H11ZM14 193H15V192H14ZM14 193H12V195H9V197H10V196L13 197V194H14ZM24 193H25V192H24ZM32 193L34 194V192H32ZM42 193H43V191H42ZM58 193L60 194V192H58ZM64 193H65V192H64ZM67 193H68V192H67ZM71 193H72V192H71ZM104 193H105V192H104ZM117 193H118V192H117ZM124 193H125V192H124ZM156 193H157V192H156ZM170 193H171V192H170ZM185 193H186V192H185ZM187 193H188V192H187ZM189 193H190V192H189ZM191 193H192V192H191ZM198 193H200V192H198ZM207 193H208V192H207ZM223 193H224V192H223ZM228 193H229V195H230L231 192H228ZM233 193H234V192H233ZM260 193H261V191H260ZM1 194H0V196H1ZM8 194H9V193H8ZM38 194H39V192H38ZM61 194H60V196H61ZM115 194H116V192H115ZM115 194H114V195H115ZM133 194H134V193H133ZM159 194H160V193H159ZM161 194H163V193H161ZM165 194H167V193H165ZM171 194H172V193H171ZM181 194L183 195V192H181ZM220 194H221V193H220ZM226 194H227V193H226ZM234 194H235V193H234ZM248 194L250 195L249 191L247 192V195H248ZM19 195H20V192H19ZM26 195H27V194H26ZM26 195H24V196H26ZM62 195H63V194H62ZM66 195H68V194H66ZM95 195H96V194H94V196H95ZM103 195H104V194H103ZM109 195L111 196L112 194L109 193ZM109 195H108V196H109ZM123 195H124V194H123ZM156 195L158 196V193H157ZM173 195H176L175 192L173 193ZM184 195H185V194H184ZM184 195H183V196H184ZM187 195H189V194H187ZM191 195H192V194H191ZM198 195H199V194H198ZM202 195H203V193H202ZM205 195H206V194H204V196H205ZM207 195H208V194H207ZM209 195H210V194H209ZM214 195H215V193H214ZM214 195H213V196H214ZM218 195H219V194H218ZM235 195H236V194H235ZM239 195H240V194H239ZM239 195H238V197H237V195H236V198H238V199L240 200V198L242 199V196L239 197ZM244 195H245V193H244ZM262 195H263V193H262ZM14 196H15V194H14ZM21 196H22V195H20V198L23 197V196H22V197H21ZM27 196H28V195H27ZM30 196H31V195H30ZM34 196H35V195H34ZM40 196H41V198H42V195H40ZM43 196L47 197L46 195H43ZM51 196H53V194H51ZM63 196H64V195H63ZM79 196H80V195H78V197H79ZM84 196H85V195H84ZM89 196H90V195H89ZM120 196H122V195L120 194ZM124 196H125V195H124ZM124 196H122V197H124ZM129 196H130V194H129ZM129 196H126V197L129 198ZM131 196H132V194H131ZM131 196H130V197H131ZM144 196H145V193H144ZM152 196H155V195H152ZM167 196H168V194H167ZM169 196H170V195H169ZM178 196H180V195H178ZM183 196H182V197H183ZM193 196H194V195H193ZM230 196H231V195H230ZM61 197H62V196H61ZM69 197H70V196H69ZM98 197H99V196H98ZM104 197H105V196H103V198H104ZM112 197L114 198V196H111V198H112ZM126 197H124L123 199H126ZM133 197H134V195H133ZM133 197H132L131 199H133ZM141 197H143V194H142ZM161 197H163V196H161ZM174 197H175V196H174ZM180 197H181V196H180ZM188 197H191V196H188ZM199 197H200V196H199ZM206 197H207V196H206ZM211 197H212V196H211ZM215 197H218V196H214V197L211 198L210 200H212V199L215 200V199H214ZM243 197H245V196H243ZM262 197L264 198V196H262ZM1 198H2V196H1ZM23 198H24V197H23ZM30 198L32 199V196H31ZM35 198H36V197H35ZM48 198H50V194H49V197H48ZM48 198H46V199H48ZM53 198H54V197H53ZM59 198H60V197H59ZM71 198H72V197H71ZM87 198H88V197H87ZM100 198H102L101 195H100ZM100 198H99V201H100ZM113 198H112V199H113ZM116 198H117V196H116ZM138 198H139V197H138ZM148 198H150V197H148ZM154 198H156V197H154ZM154 198H153V200H154ZM159 198H160V197H159ZM166 198H167V197H166ZM193 198H195V197H192V198H190V199H193ZM196 198H198V196H197ZM202 198H203V197H202ZM219 198H221V197H219ZM222 198H224V197L222 196ZM236 198H235V200H236ZM2 199L4 200V198H2ZM10 199H11V198H10ZM13 199H15V198H13ZM24 199H25V198H24ZM31 199H30V200H31ZM44 199H45V198H44ZM51 199H52V198H51ZM54 199H55V198H54ZM105 199H107V196L105 197ZM140 199H141V198H140ZM140 199H139V200H140ZM151 199H152V197H151ZM151 199H149V200H151ZM164 199H165V198H164ZM168 199H169V197H168ZM170 199H171V197H170ZM172 199H173V198H172ZM182 199H184V197H183ZM198 199H199V198H198ZM200 199H201V197H200ZM208 199H209V198H208ZM254 199H255V197H254ZM0 200H1V199H0ZM6 200H8V198H7ZM15 200H16V199H15ZM34 200H36V199H34ZM40 200H41V199H40ZM42 200H43V198H42ZM58 200H59V199H58ZM63 200H66V201L68 200V202H69V199H66V198L64 199V198H63ZM72 200H73V199H72ZM74 200H75V199H74ZM74 200H73V201H74ZM92 200H93V199H92ZM108 200H109V199H108ZM114 200H115V199H114ZM116 200H118V198H117ZM147 200H148V199H147ZM149 200H148V201H149ZM156 200H157V198H156ZM175 200H176V199H174V205H175V203H177ZM179 200H180V199H179ZM193 200H195V199H193ZM206 200H207V198H206ZM206 200H205V202H204L203 200H201V201H203V203L205 204V203H207ZM210 200H209V202H208L209 205H210ZM213 200H212L211 202H213ZM216 200H217V198H216ZM225 200H226V197H225ZM225 200H224V201H225ZM245 200H249V199H245ZM252 200H253V199H252ZM1 201H2V200H1ZM17 201H18V200H17ZM25 201H27V200H25ZM45 201H46V200H45ZM47 201H49V200H47ZM47 201H46V202H47ZM60 201H61V199H60ZM76 201H77V200H76ZM76 201H75V202H76ZM88 201H89V200H88ZM94 201H95V200H94ZM104 201H105V200H104ZM121 201H124V202L126 203L125 200H121ZM142 201H143V200H141V202H142ZM163 201H164V200H163ZM163 201H162V202H163ZM169 201H170V200H169ZM172 201H173V200H172ZM172 201H170V202H172ZM181 201H182V200H181ZM186 201H187V200H186ZM188 201H190V200H188ZM196 201H199V200H196ZM229 201H230V200H229ZM229 201H227V202L229 203ZM231 201H232V202H231ZM231 201H230V203H231V207H232V204L234 203V205H235V202H237V201H235V202H233V200H231ZM241 201H242V200H241ZM19 202H20V201H19ZM28 202H29V201H28ZM31 202H32V201H31ZM31 202H29V203H31ZM33 202H34V201H33ZM42 202L45 203L44 201H42ZM53 202H54V201H53ZM71 202H72V201H71ZM75 202H73L72 204L74 205ZM79 202H80V201H79ZM89 202H90V201H89ZM96 202H98V199H97ZM102 202H103V200H102ZM107 202H108V201H107ZM107 202L104 203V206H106V208H107L108 205H109V204L106 205ZM124 202H123V203H124ZM130 202H131V201H130ZM138 202H139V201H138ZM138 202H137V203H138ZM158 202H159V201H158ZM164 202H165V201H164ZM193 202H194V201H193ZM218 202H219V201H218ZM222 202H223V201H222ZM222 202H221V203H222ZM251 202H252V201H251ZM253 202H254V201H253ZM257 202H258V201H257ZM262 202H263V201H262ZM262 202H261V203H262ZM9 203H10V202H8V204H9ZM13 203H14V201H13ZM13 203H10V204L12 205ZM17 203H18V202H17ZM21 203H22V202H21ZM25 203L28 204L27 202H25ZM38 203H39V202H38V200H37V203H36L37 206H39ZM49 203H52V202L50 201ZM56 203H57V201H56ZM76 203H77V202H76ZM80 203H81V202H80ZM83 203H84L83 207H85V202H83ZM99 203H100V205H102L101 202H99ZM99 203H98V205H99ZM113 203H114V202H112V204H113ZM133 203H134V202H133ZM198 203H199V202H198ZM215 203L217 204V201H216ZM223 203H224L225 206H227V205L225 204L226 202H223ZM230 203H229V205H230ZM239 203H240V202H239ZM243 203H244V202H243ZM246 203H247V202H245V205H246ZM263 203H264V202H263ZM263 203H262V204H263ZM0 204H2V203H0ZM23 204H24V203H23ZM39 204H40V203H39ZM68 204L70 205V203H68ZM115 204H116V203H115ZM135 204H136V203H135ZM138 204H140V203H138ZM160 204H161V203H159V205H160ZM180 204H181V203H180ZM182 204H183V202H182ZM182 204H181V205H182ZM184 204H185V203H184ZM187 204L190 205L189 203H187ZM195 204H196V202L194 203V206H195ZM201 204H202V203H201ZM204 204H203V205H204ZM250 204H251V203H250ZM250 204L248 203V205H250ZM5 205H7V204L5 203ZM14 205H15V204H14ZM14 205L12 206V208H14ZM32 205H34V207H35V203H34V204L32 203ZM32 205H31V206H32ZM40 205H41V204H40ZM46 205H47V204H46ZM73 205H71L72 208H70V209H73ZM76 205H78V204H76ZM98 205H97L96 207H100V206H98ZM110 205H111V204H110ZM113 205H114V204H113ZM118 205H119V204H117V206H118ZM136 205H137V204H136ZM147 205H148V203H147ZM147 205H146V208L149 207V206H147ZM150 205H151V203H150ZM155 205H156V203H155ZM155 205H154V206H155ZM157 205H158V204H157ZM157 205H156V206H157ZM162 205H163V204H162ZM166 205H167V204H166ZM166 205L163 206V208L166 207ZM168 205L170 206V204H168ZM174 205L171 204V206H174ZM177 205H179V203H178ZM181 205H180V206H181ZM207 205H208V204H207ZM211 205H213L214 209L218 210V209H217V208H218L217 205H216L217 208L214 206V204H211ZM218 205H219V204H218ZM220 205H221V204H220ZM224 205L222 204L223 207H224ZM252 205L254 206V205H255V202H254V204H252ZM256 205H257V204H256ZM24 206H25V205H24ZM26 206H27V205H26ZM28 206H29V205H28ZM41 206H43V205H41ZM50 206H51V205H50ZM54 206H55V205H54ZM60 206L63 207L62 204H61ZM71 206H68V205L66 204L65 207H71ZM92 206H93V205H92ZM102 206H103V205H102ZM104 206H103V207H104ZM115 206H116V205H115ZM117 206H116V207H117ZM123 206H124V205H123ZM126 206H127V204H126ZM126 206H124V208H125ZM134 206H135V205H134ZM137 206L139 207L140 205H137ZM143 206H145V205L142 204V207H143ZM152 206H153V204H152ZM190 206H191V205H190ZM192 206H193V205H192ZM198 206H201V205H198ZM205 206H206V204H205ZM222 206H221V207H222ZM236 206H237V205H236ZM257 206H258V205H257ZM261 206H262V207H261V209H262L264 206H263V205H261ZM0 207H1V206H0ZM2 207H3V206H2ZM32 207H33V206H32ZM43 207H44V206H43ZM43 207H41V208H43ZM48 207H49V206H48ZM58 207H59V206H58ZM78 207H79V206H78ZM83 207H82V210H83ZM118 207H119V206H118ZM118 207H117V211H118ZM121 207H122V205H121ZM131 207H133V206L131 205ZM175 207H176V205H175ZM177 207H178V206H177ZM221 207H220L221 210L219 209L220 211H218V213H219V212L222 213V208H223V207H222V208H221ZM234 207H235V206H234ZM246 207H248V206H246ZM3 208H4V207H3ZM25 208H27V207H25ZM25 208H24V209H25ZM35 208H36V207H35ZM45 208H47V207H45ZM45 208H44V209H45ZM63 208H64V207H63ZM86 208H87V206L85 207V209H86ZM114 208H115V207H114ZM136 208H137V207H136ZM136 208H135V211H136ZM149 208H151V207H149ZM160 208H161V209H160L159 211H161V215H162V213H163V211H162V206H161ZM169 208H170V207H169ZM171 208L174 209V207H171ZM194 208H195V207H194ZM202 208H203V207H202ZM228 208H229V207H228ZM238 208L240 209V204H239V207H238ZM250 208H251V207H250ZM19 209H20V208H19ZM24 209H23V210H24ZM28 209H30V208H28ZM31 209H32V208H31ZM33 209H34V208H33ZM44 209H43V210H44ZM50 209H51V208H50ZM50 209L48 210V208H47V211H50ZM59 209L61 210V208H59ZM68 209H69V208H67V212H68ZM70 209H69V210H70ZM74 209H75V208H74ZM79 209H80V208H79ZM79 209H78V210H79ZM87 209H88V208H87ZM91 209H92V208H91ZM91 209H90V210H91ZM127 209H128V207H127ZM155 209H157V207H155ZM178 209H179V207H178ZM178 209H177V211H178ZM181 209H182V208H181ZM186 209H187V208H186ZM189 209H190V208H189ZM192 209H193V208H192ZM192 209H191V211H190V210H188V211H189V212H192ZM204 209H206V208L204 207ZM208 209L211 210L209 206H208ZM242 209L244 210V207H243ZM252 209H253V208H252ZM252 209H251L250 211H252ZM3 210H4V209H3ZM5 210H6V209H5ZM5 210H4V211H5ZM13 210H15V209H13ZM39 210H40V208H39ZM43 210H42V211H43ZM62 210H63V209H62ZM75 210H77V209H75ZM80 210H81V209H80ZM106 210H110V207H109L108 209H106ZM106 210H104V211H105L104 213H106ZM129 210H131V209L129 208L128 211H129ZM147 210L149 211V209H146L145 212H146ZM165 210L168 211L169 209H166V208H165ZM199 210H200V209H199ZM223 210H225V208H224ZM247 210L249 211V209H247ZM263 210H264V209H263ZM7 211H8V208H7ZM9 211H10V210H9ZM11 211H12V209H11ZM18 211H19V210H18ZM24 211H25V210H24ZM29 211H31V210H29ZM42 211H40V213H43ZM51 211H52V210H51ZM63 211H64V210H63ZM84 211H85V210H84ZM95 211H96V210H95ZM97 211H98V210H97ZM112 211H113V209H111L110 212H112ZM121 211H122V210H121ZM123 211H124V210H123ZM139 211H140V210H139ZM141 211H142V210H141ZM143 211H144V210H143ZM150 211H151V210H150ZM152 211H154V210H152ZM156 211L158 212V209H157ZM167 211H166V212H167ZM169 211H170V210H169ZM169 211H168V213H169ZM171 211H172V210H171ZM175 211H176V209H175ZM175 211H172V212H175ZM181 211H182V214L185 215L184 212H185L186 210H185L184 212H183V210H180V212H181ZM193 211H194V210H193ZM211 211H215V210H211ZM227 211H228V213H229L230 208H229V210H225L226 213H227ZM240 211H241V210H240ZM255 211H256V210H255ZM2 212H3V211H2ZM16 212H17V211H16ZM26 212L28 213L27 209H26ZM26 212H25V213H26ZM32 212H33V211H32ZM35 212H37V210H36ZM44 212H45V211H44ZM61 212H62V211H61ZM70 212L73 213L74 211L71 210ZM99 212H101V211L99 210ZM99 212H96V214H98ZM108 212H109V211H108ZM119 212H120V209H119ZM125 212H126V209H125ZM130 212H131V211H130ZM133 212H134V211H133ZM136 212H137V211H136ZM178 212H179V211H178ZM189 212H188V213H189ZM209 212H210V211H209ZM215 212H216V211H215ZM231 212H233L231 215H233L234 212H235V213L238 212V214H240L239 211H238L237 209H235V208H234V211L232 210ZM258 212H260V211H257V213H258ZM263 212H264V211H263ZM25 213H24V214H25ZM33 213H34V212H33ZM33 213H32V214H33ZM37 213H38V212H37ZM37 213H36V216L39 215V214H37ZM45 213H46V214L48 213V215H47L48 217H47L46 219H48V218L50 219L49 216H52V217H53V215H51L50 212H45ZM54 213H57V212H55V210H54ZM62 213H63V212H62ZM62 213H61V214H62ZM74 213L76 214V212H74ZM77 213H80V212H77ZM115 213H116V212H115ZM120 213H122V212H120ZM137 213H138V212H137ZM149 213H150V212H149ZM154 213H155V212H154ZM154 213L152 212V214H154ZM159 213H160V212H159ZM159 213H157V214H159ZM170 213H171V212H170ZM207 213H208V212H207ZM207 213H205V214H207ZM211 213H214V212H211ZM216 213H217V212H216ZM216 213H214V214H216ZM221 213H220V214H221ZM226 213H223V214L226 215ZM247 213H248V212H247ZM247 213H246V211H245L244 214L247 215ZM260 213H261V212H260ZM260 213H258V214H259L260 217H261L262 215H261ZM10 214L13 215L12 213H10ZM14 214H15V213H14ZM24 214H23V215H24ZM29 214H30V213H29ZM52 214H53V213H52ZM63 214H64V213H63ZM68 214H69V213H68ZM75 214H74V215H75ZM112 214H113V212H112ZM117 214H118V213H116V215H117ZM128 214H129V213H128ZM130 214H132V213H130ZM130 214H129V216L132 217V215H130ZM134 214L137 215L136 213H134ZM157 214H156V215H157ZM163 214L165 215V213H163ZM171 214H172V213H171ZM189 214H190V213H189ZM198 214H199V213H198ZM201 214H204V212H202ZM236 214H237V213H236ZM242 214H243V212H242ZM244 214H243V215H244ZM248 214H249V213H248ZM263 214H264V213H263ZM1 215H3V214H1ZM15 215H16V214H15ZM19 215H20V214H19ZM40 215H41V214H40ZM77 215H78V214H77ZM86 215H88V214H86ZM106 215H108V213L105 214V216H106ZM109 215H111V214H109ZM142 215H143V214H142ZM145 215H147V213H146ZM150 215H151V214H150ZM156 215L154 214V215H152V217H153V216H156ZM159 215H160V214H159ZM159 215H157L156 218H157ZM175 215H177V213H176ZM190 215H191V214H190ZM193 215H194V214H193ZM211 215H212V214H211ZM243 215H242V217L244 218L245 216H243ZM251 215H253V214H251ZM5 216H7V215L5 214ZM27 216H28V215H27ZM27 216H25V218H27ZM29 216H31V214H30ZM29 216H28V217H29ZM32 216H34V215H32ZM32 216H31V217H32ZM41 216H43V215H41ZM65 216H66V215H65ZM65 216H63V218H64ZM69 216L71 217V215H69ZM75 216H76V215H75ZM81 216H82V215H81ZM81 216H80V217H81ZM83 216H84V214H83ZM99 216H101V214H100ZM99 216H98V217H99ZM111 216H112V215H111ZM111 216H110V218H111ZM118 216H119V215H118ZM120 216H121V215H120ZM120 216H119V217H120ZM129 216H128V218H129ZM133 216H134V215H133ZM147 216H148V215H147ZM166 216H167V214H166ZM180 216H182V217H181V220L184 219L183 215H180ZM186 216H187V213H186ZM200 216H201V215H200ZM206 216H207V215H206ZM216 216H217V214H216ZM218 216H219V214H218ZM221 216H222V215H221ZM227 216H229V214H228ZM227 216H226V217H227ZM239 216H240V215H239ZM239 216H238V217H239ZM1 217H2V216H1ZM3 217H4V215H3ZM38 217H39V216H38ZM45 217H46V216H45ZM72 217H74V216H72ZM72 217H71V219H72ZM85 217H86V216H85ZM103 217H104V216H103ZM107 217H108V216H107ZM113 217H114V216H113ZM122 217H123V219H124V216H122ZM138 217H139L138 220L141 221V218H140L139 215H138ZM144 217H145V216H143V218H144ZM161 217H162V218H165L163 215H162ZM161 217L159 216V221H160V218H161ZM167 217H168V216H167ZM177 217H178V216H177ZM177 217H176V218H177ZM193 217H194V216H193ZM208 217H210V218L212 219V217L214 218L215 215L212 216V217H211V216H208ZM222 217H223V216H222ZM222 217H221V218H222ZM235 217H236V216H235ZM240 217H241V216H240ZM240 217H239V218H240ZM247 217H248V215H247ZM249 217H250V216H249ZM254 217H255V214H254ZM257 217H258V216H257ZM263 217H264V216H263ZM33 218H34V217H32L31 219H33ZM35 218H36V217H35ZM35 218H34V219H35ZM78 218H79V217H77V219H78ZM115 218H117V216H115ZM120 218H121V217H120ZM128 218H127L126 220H129V219L132 220V218H129V219H128ZM145 218H146V217H145ZM145 218H144V220H145ZM171 218H172V217H171ZM187 218H188V217H187ZM210 218H209V219H210ZM215 218H216V217H215ZM221 218H220V220H221ZM223 218H224V217H223ZM227 218H228V217H227ZM229 218H230V217H229ZM232 218H233V216H232ZM31 219H30V220H31ZM34 219H33L32 221H34ZM40 219H42V218L40 217ZM40 219H39V220H40ZM46 219L44 218V220H45L46 222H48L49 219H48V220H46ZM51 219H52V218H51ZM53 219H54V218H53ZM66 219H67V218H66ZM107 219H108V218H107ZM111 219H113V218H111ZM147 219L149 220L150 217H148ZM147 219H146L145 221H144V220H143V221L146 222V221H148ZM168 219H169V218H168ZM188 219H189V218H188ZM190 219H191V218H190ZM198 219H200V218H198ZM198 219L196 218L195 221L198 220ZM202 219H205V217H203ZM211 219H210V220H211ZM216 219H218V218H216ZM224 219H226V218H224ZM230 219H231V218H230ZM230 219H229V220H230ZM234 219H235V218H234ZM246 219H247V218L245 217V220H246ZM249 219H250V218H249ZM249 219H248L249 222L247 221L248 223L251 222ZM25 220H26V219H25ZM25 220H24V221H25ZM54 220H55V219H54ZM58 220H59V218H58ZM78 220H79V219H78ZM78 220H75V221H78ZM80 220H83V219H80ZM153 220H154V219H153ZM155 220H156V219H155ZM155 220H154L153 223H155V224L158 223L157 221L155 222ZM162 220H165V219H162ZM169 220H170V219H169ZM169 220H168V221H169ZM172 220H173V219H172ZM175 220H176V219H175ZM175 220H173V221H175ZM185 220H186V219H185ZM192 220H193V219H192ZM236 220H237V218H236ZM238 220H240V219H238ZM251 220H254L255 222H253V224H254V223L256 224L257 221H256L254 218H253V219L251 218ZM258 220H259V218H258ZM260 220H261V219H260ZM260 220H259V221H260ZM45 221H42V222H45ZM55 221H56V220H55ZM61 221H62V223H63L64 220H60V222H61ZM66 221H68V220H66ZM72 221H73V219H72ZM101 221L103 222V219H102ZM108 221H109V220H108ZM123 221H124V220H122V218H121V224H123ZM129 221H130V220H129ZM150 221H151V220H150ZM173 221H172V222H173ZM198 221H199V220H198ZM214 221H215V220H214ZM225 221H226V220H225ZM227 221H228V220H227ZM241 221H243V219H242ZM40 222H41V220H40ZM42 222H41V223H42ZM49 222L51 223V220H50ZM58 222H59V221H58ZM109 222H111V221H109ZM117 222H118V220H117ZM117 222H116V224H119V223H117ZM119 222H120V220H119ZM124 222H125V221H124ZM132 222H133V221H132ZM132 222H131V223H132ZM136 222H137V220H136ZM144 222H143V223H144ZM165 222H166V221H165ZM178 222H180V220H179ZM182 222H183V221H182ZM186 222H187V220H186ZM202 222H203V220H202ZM204 222H207V221H204ZM215 222H216V221H215ZM217 222H218V220H217ZM223 222H224V221H223ZM233 222H234V220H233ZM18 223L20 224V220H18ZM18 223H17V224H18ZM50 223H49V224H50ZM65 223H66V222H65ZM68 223L71 225L72 222H68ZM80 223H81V222H80ZM82 223H83V221H82ZM106 223H108V222H106ZM127 223L129 224V222H127ZM131 223H130V224H131ZM139 223H141V222H139ZM139 223H136V224H139ZM149 223H150V227H151V223H152V222H149ZM149 223L145 224V225L147 226V228H148V224H149ZM159 223H160V222H159ZM167 223H169V222H167ZM167 223H166V224H167ZM170 223H171V221H170ZM175 223H176V222H175ZM175 223H173V224H175ZM180 223H181V222H180ZM183 223H184V222H183ZM188 223H190V221H189ZM197 223H201V222L199 221V222H197ZM197 223H194V224L196 225ZM208 223H211V222H208ZM225 223H226V222H225ZM228 223H230V221H228ZM245 223H246V222H244V224H245ZM263 223H264V222H263ZM263 223H262V225H263ZM7 224H8V223H7ZM14 224H15V223H14ZM19 224H18V227L22 225V224H20V225H19ZM43 224H44V223H43ZM66 224H67V223H66ZM72 224H73V223H72ZM75 224H78V223L75 222L74 225H75ZM83 224H84V223H83ZM83 224H82V225H83ZM86 224L88 225L89 223H86ZM113 224H114V223H113ZM128 224H127V225H128ZM132 224H133V223H132ZM163 224H164V223H163ZM163 224H162V225H163ZM191 224H192V223H190L189 226H191ZM194 224H192V225H194ZM202 224H203V223H202ZM204 224H205V223H204ZM232 224H233V223H232ZM240 224H243V223H239V222H238V227H240V226H239ZM244 224H243V226H244ZM253 224H252V226H253ZM260 224H261V223H260ZM38 225H39V224H38ZM50 225L52 226V223H51ZM59 225H60V223H59ZM62 225L64 226V224H62ZM87 225H86V226H87ZM119 225H120V224H119ZM145 225H144V226H145ZM171 225H172V224H171ZM178 225H180V224H178ZM178 225H177V226H178ZM181 225H182V224H181ZM186 225H187V223H186ZM195 225H194V227H193V226H192V227L195 228ZM206 225H208V224L206 223ZM215 225L217 226V223H216ZM220 225H221V224H220ZM222 225H223V224H222ZM225 225H226V224H225ZM230 225H231V224H230ZM245 225H246V224H245ZM262 225H261V226H262ZM4 226H7V225L5 224ZM27 226H28V225H27ZM40 226H41V224H40ZM45 226L47 227L46 223H45ZM63 226H62V227H63ZM72 226H73V225H72ZM86 226H83V227H86ZM92 226H94V225L92 224ZM103 226H104V223H103ZM103 226H101V228H102ZM106 226H108V224H106ZM106 226H105V227H106ZM136 226L139 227L140 225H139V226L136 225ZM152 226H153V225H152ZM155 226H156V225H155ZM157 226H158V225H157ZM163 226H164V225H163ZM169 226H170V224H169ZM169 226H168V227H169ZM183 226H185V225H183ZM187 226H188V225H187ZM199 226H202V225H199ZM208 226H209V225H208ZM213 226H214V225H213ZM228 226H229V225H228ZM235 226H236V223H235ZM258 226H259V225H258ZM261 226H260V227H261ZM12 227L14 228V227H16V225H14V226L12 225V226L10 227V230H11ZM22 227H23V226H22ZM53 227H54V226H53ZM60 227H61V226H60ZM65 227H66V226H65ZM69 227H70V226H69ZM81 227H82V226H81ZM88 227L90 228V224H89ZM95 227H96V226H95ZM108 227H109V226H108ZM112 227H113V226H112ZM119 227H120V229H121L119 234H121V232H126L124 228H123L124 230L122 231V227H121V226H119ZM119 227H118V228H119ZM123 227H124V226H123ZM127 227H129V226H127ZM140 227H141V226H140ZM159 227H160V224H159ZM161 227H162V226H161ZM161 227H160V229H161ZM164 227H165V226H164ZM164 227H163V228H164ZM168 227L166 226L165 229L167 230ZM171 227H172V226H171ZM178 227H179V226H178ZM185 227H186V226H185ZM204 227H205V226H204ZM210 227H211V224H210L209 228H210ZM217 227H218V226H217ZM223 227H224V226H223ZM232 227H234V225H233ZM249 227H250V226H249ZM256 227H257V226H255L254 229H255ZM13 228H12V230H15V228H14V229H13ZM42 228H43V226H42ZM44 228H45V227H44ZM44 228H43V229H44ZM54 228H55V227H54ZM56 228H57V227H56ZM77 228H79V226L76 227V229H77ZM110 228H111V227H110ZM130 228H132V227L130 226ZM141 228H142V227H141ZM144 228H145V227H144ZM147 228H145V230H146ZM152 228H153V227H152ZM154 228H156V227H154ZM188 228H189V227H188ZM197 228H198V226H197ZM200 228H201V227H200ZM202 228H203V227H202ZM202 228H201V229H202ZM206 228H207V227H206ZM220 228H221V227H220ZM220 228H219V229H220ZM257 228L259 229V227H257ZM257 228H256V229H257ZM263 228H264V226H263ZM1 229H2V228H1ZM43 229H42V230H43ZM45 229H46V228H45ZM49 229H50V228H49ZM57 229H59V226H58ZM64 229H66V228H64ZM64 229H63V230H64ZM70 229H71V227H70ZM76 229H75V230H76ZM79 229H80V228H79ZM83 229H84V228H83ZM90 229H92V228H90ZM90 229H89V232L87 231L88 234L90 233ZM95 229H96V228H95ZM97 229H98V228H97ZM103 229H106V228L103 227ZM107 229H108V228H107ZM113 229H115V228H113ZM127 229H128V228H127ZM136 229H137V228H136ZM157 229H159V228L157 227ZM172 229H173V227H172ZM174 229H176V228H174ZM174 229H173V231H174ZM183 229H184V228H183ZM201 229L198 228V230H201ZM210 229H212V228H210ZM215 229H216V228H215ZM234 229H235V228H234ZM244 229H246V227H245ZM247 229H248V228H247ZM249 229H250V228H249ZM249 229H248L246 232H249V231H250ZM261 229H262V228H261ZM261 229H259V231H260ZM6 230H8V229H6ZM18 230H19V228H18ZM20 230L23 231L22 228H20ZM51 230H52V229H51ZM66 230H67V229H66ZM73 230H74V226H73ZM81 230H82V229H81ZM86 230H87V229H86ZM108 230H109V229H108ZM115 230H116V229H115ZM132 230H133V229H132ZM137 230H138V229H137ZM137 230H134V231L136 232ZM151 230H153V229H151ZM151 230H150V232H151ZM162 230H163V229H162ZM166 230H165V231H166ZM170 230H171V228H170ZM177 230H179V229L177 228L176 231H177ZM180 230H181V229H180ZM184 230H185V229H184ZM184 230H183V231H184ZM187 230H188V229H187ZM189 230H190V229H189ZM189 230H188V231H189ZM195 230H196V229H195ZM195 230H194V231H195ZM235 230H237V229H235ZM235 230H234V231H235ZM24 231H25V233L27 232L26 229H25ZM24 231H23V232H24ZM46 231H47V230H46ZM46 231H44V232H46ZM52 231H54V230H52ZM59 231H62V230L60 229ZM82 231H84V230H82ZM93 231H94V230H93ZM101 231L103 232V230H101ZM111 231H112V229H111ZM111 231H110V232H111ZM130 231H131V230H130ZM140 231H141V230H140ZM146 231H148V230H146ZM167 231L169 232V230H167ZM167 231H166V232H167ZM196 231H197V230H196ZM202 231H203V230H202ZM204 231H205V230H204ZM207 231H208V230H207ZM209 231H210V230H209ZM211 231H212V235H213V234H214V233H213V230H211ZM215 231H216V230H214V232H215ZM221 231H222V228H221ZM230 231H231V230H230ZM240 231H242V230H240ZM240 231H238V233H241ZM15 232H16V231H15ZM73 232H74V231H73ZM73 232L70 231V233H73ZM75 232H76V231H75ZM77 232H78L79 234L81 233V232H79V230H78ZM95 232H96V231H95ZM105 232H106V231H104V233H105ZM107 232L109 233V231H107ZM112 232H113V231H112ZM116 232H117V230H116ZM132 232H133V231H132ZM132 232H131V233H132ZM142 232H143V231H142ZM148 232H149V231H148ZM150 232H149V234L153 233V231H152L151 233H150ZM163 232H164V231H163ZM163 232H162V233H163ZM166 232L164 233L165 236L167 235ZM181 232H182V231H181ZM181 232H180V234H181ZM243 232H244V231H243ZM243 232H242V233H243ZM251 232H252L253 234H254L255 232L258 234L257 230H256L255 232H253V229H252ZM261 232H263V230L259 232V235H260ZM12 233H14V232H12ZM17 233H18V232H17ZM19 233H22V232H19ZM47 233H48V232H47ZM51 233H53V232H50V235H51ZM58 233H59V232H58ZM60 233H61V232H60ZM60 233H59V235L62 237V234H60ZM66 233H67V232H66ZM68 233H69V232H68ZM70 233H69V234H70ZM91 233H93V232L91 231ZM126 233H127V232H126ZM156 233H157V232H156ZM182 233H184V232H182ZM195 233H196V232H195ZM202 233H203V232H201V235H203ZM216 233H217V231H216ZM220 233H221V232H220ZM233 233H234V232H233ZM252 233H250V234H252ZM6 234H7V233H6ZM6 234H5V235H6ZM10 234H11V233H10ZM27 234H28V233H26L25 236H27ZM44 234H45V233H43V235H44ZM63 234H64V233H63ZM106 234H107V233H106ZM106 234H104V236H106ZM110 234H111V233H110ZM113 234H114V233H113ZM113 234H111V236H112ZM123 234H124V233H123ZM136 234H138V233H136ZM159 234H160V233H159ZM168 234H169V236H170V233H168ZM185 234L187 235V232H186ZM190 234H191V231H190ZM193 234H194V233H193ZM193 234H191V236H192ZM199 234H200V233H199ZM250 234H249V235H250ZM253 234H252V235H253ZM34 235H35V234H34ZM50 235H49V236H50ZM66 235L68 236V234H66ZM83 235H84V232H83V234H82L81 236H83ZM89 235H90V234H89ZM116 235H118V234H116ZM116 235H115V238H116ZM127 235L129 236V235H131V234L128 233ZM133 235L135 236V234H133ZM138 235H139V234H138ZM143 235H146V232H145V234H143ZM152 235H153V234H152ZM171 235H173V234H171ZM176 235H179V234H176ZM181 235H183V234H181ZM201 235H200V236L198 235L199 238L201 237ZM212 235H211V236H212ZM216 235H217V234H216ZM221 235H222V234H221ZM246 235H247V237H248V233H246L244 236H242L241 241L243 240V237L245 238ZM252 235H250V237H251ZM254 235H255V234H254ZM2 236H3V234H2ZM8 236H9V235H8ZM23 236H24V234H22V237H23ZM25 236H24V237H25ZM39 236H40V235H39ZM41 236H42V235H41ZM52 236H54V235H52ZM60 236H58V238H61ZM78 236H80V235H77V239H80ZM81 236H80V237H81ZM90 236H92V235H90ZM90 236H89V237H90ZM122 236H123V235H122ZM131 236H132V235H131ZM140 236H141V235H140ZM140 236H139V237H140ZM157 236H158V235H157ZM162 236H164V235H162ZM179 236H180V235H179ZM189 236H190V235H189ZM194 236H195V235H194ZM205 236H208V235H205ZM218 236H219V235H218ZM218 236H217V237H218ZM224 236L226 237V238L224 237L225 239H228V238H227L228 234H227V236H226V235H224ZM238 236H239V235H238ZM238 236H237V238H238ZM256 236H257V235H256ZM260 236H262V235H260ZM0 237H1V235H0ZM10 237H11V236H9V238H10ZM18 237H19V236H18ZM22 237H20V239H21ZM24 237H23V238H24ZM28 237H29V235H28ZM35 237H36V236H35ZM46 237H47V235H46ZM64 237H65V235L63 236V239L66 240V238H64ZM69 237H70V236H69ZM69 237H68V238H69ZM73 237H74V235H73ZM89 237L87 238V235H86V239L88 240V244H87V245H89ZM118 237L120 238L121 235L118 236ZM125 237H126V235H125ZM139 237H138V238H139ZM142 237H143L142 239L145 240L144 237H146V236H142ZM148 237H149V236H147L146 239H148ZM153 237H155V236L153 235ZM153 237L151 238L152 240H154ZM159 237H160V236H159ZM177 237H178V236H177ZM185 237H187V236H185ZM185 237H184V238H185ZM209 237H210V236H209ZM217 237L212 236V238H215V240H216V239L218 240ZM220 237H222V236H220ZM233 237H234V236H232V238H233ZM252 237H253V236H252ZM254 237H255V236H254ZM254 237H253V238H254ZM263 237H264V236H263ZM9 238H8V239H9ZM25 238H26V237H25ZM51 238H52V237L50 236L49 239H51ZM68 238H67V240H71V239H68ZM71 238H72V235H71ZM122 238H123V237H122ZM130 238H131V237L128 238V241H125V240H123V239H122V240L125 241V242H127V243H129V241H132V240H129ZM132 238L135 239V238H137V236H135V237L132 236ZM138 238H137V239H138ZM149 238H150V237H149ZM156 238H157V237H156ZM160 238H161V237H160ZM173 238H176V237L173 236ZM173 238H172V239H173ZM181 238H182V237H181ZM188 238H189V237H188ZM188 238L185 240L186 242H187V240H189ZM195 238H196V237H195ZM195 238H193V239H195ZM205 238H206V237H205ZM205 238H204V239H205ZM240 238H241V237H240ZM255 238L257 239V243H260V241L263 239V238H262V239L258 242L259 237H258V238L255 237ZM3 239H4V238H3ZM3 239L0 238L1 241H2ZM15 239H16V236H15ZM34 239H36V238H34ZM43 239H45V236H44V238L41 239V241H42ZM49 239H48V241H49ZM81 239H82V238H81ZM81 239H80V240H81ZM83 239H85V238H83ZM109 239H111V237H110ZM109 239H107V240L110 242ZM117 239H118V238H117ZM134 239H133V240H134ZM137 239H135V240H137ZM162 239H163V238H162ZM164 239H165V238H164ZM167 239H168V238H167ZM182 239H183V238H182ZM197 239H198V238H197ZM220 239H221V238H220ZM230 239H231V236H230ZM235 239H236V237H235ZM247 239L249 240V238H247ZM250 239H251V238H250ZM17 240H18V238H17ZM52 240H53V239H52ZM57 240H58V242L60 241V239H57ZM65 240H62V241H65ZM74 240H75V238L73 239V241H74ZM80 240H79V242H80ZM104 240H105V238H104ZM107 240H106V241H107ZM119 240H120V239H119ZM122 240H121V241H122ZM126 240H127V239H126ZM135 240H134V241H135ZM139 240H140V238H139ZM143 240H142V241H143ZM175 240H176V239H175ZM179 240H180V238H179ZM183 240H184V239H183ZM183 240H182L181 242H179V243L184 244V243H182ZM190 240H191V239H190ZM190 240H189V242H190ZM208 240H209V238H208ZM211 240H212V239H211ZM222 240H223V239H221V242H222ZM233 240H234V238H233ZM233 240H232V241H233ZM252 240H253V242H254V239H252ZM3 241H4V240H3ZM39 241H40V240H39ZM41 241H40V242H41ZM62 241H61V243H62ZM83 241H84V240H83ZM96 241H97V240H96ZM117 241H118V240H117ZM145 241H146V240H145ZM145 241H144V242H145ZM150 241H151V240H150ZM157 241H159V239H158ZM162 241H165V240H162ZM177 241H178V240H177ZM195 241H196V240H195ZM195 241H194V242H195ZM200 241H202V240L200 239ZM212 241H213V240H212ZM224 241H226V240H223V242H224ZM237 241H239V239H238V240H234V242H237ZM245 241L247 242L246 239H245ZM262 241H263V240H262ZM6 242H8V240H7ZM9 242H10V241H9ZM11 242H13V241H11ZM15 242H16V241H15ZM20 242H21V241H20ZM22 242H23V241H22ZM37 242H38V241H37ZM37 242H36V243H37ZM40 242H38L37 244H39ZM50 242H51V241H50ZM66 242H68V241H66ZM66 242H65V243H66ZM69 242H70V241H69ZM79 242H78V243H79ZM91 242H92V241H91ZM111 242H112V241H111ZM115 242H116V241H115ZM119 242H120V241H119ZM119 242H117V244H119ZM125 242H124V243H125ZM136 242H138V241H136ZM136 242H135V243H136ZM144 242H142V243H144ZM160 242H161V241H160ZM165 242L172 243L173 241H172V242L165 241ZM192 242H193V241H192ZM192 242H190V243H192ZM198 242H199V240H198ZM204 242L206 243L207 241L204 240ZM216 242H219V243H220V241H216ZM223 242H222V244H223ZM226 242H227V241H226ZM229 242H230V240H229ZM234 242H233V243H234ZM243 242H244V241H243ZM246 242H245V243H246ZM16 243H18V242H16ZM16 243H15V244H16ZM34 243H35V241H34ZM36 243H35V244H36ZM46 243H47V241H46ZM56 243H57V242H56ZM59 243H60V242H59ZM71 243H72V242H70L69 248H70V246H71ZM86 243H87V241H86ZM107 243H108V242H107ZM121 243H122V242H120V245H119V246H122ZM148 243H149V241H148ZM154 243L157 244L155 241H154ZM154 243H153V244H154ZM176 243H178V242H176ZM176 243H175V244H176ZM196 243H197V241H196ZM233 243L230 244V245L226 244L225 246H227V245L230 246V251H231V249L234 250V247L231 248V245H233ZM249 243H250V242H249ZM251 243H252V241H251ZM255 243H256V242H255ZM255 243H253V244H255ZM0 244H1L0 246H2V243H0ZM21 244H22V243H21ZM31 244H33V242H32ZM57 244H58V243H57ZM67 244H68V243H67ZM73 244H74V243H73ZM82 244H83V242H82ZM82 244H81V245H82ZM91 244H92V243H90V247H91ZM97 244H99L98 241H97ZM105 244H106V243H105ZM105 244H104V245H105ZM140 244H141V243H140ZM145 244H146V242H145ZM153 244H150V243H149V245H153ZM160 244H161V243H160ZM172 244H174V243H172ZM181 244H180V245H181ZM187 244H188V243H187ZM209 244H211V243H209ZM212 244H213V242H212ZM220 244H221V243H220ZM235 244H236V243H235ZM240 244H241V242H240ZM253 244H252V245H253ZM19 245H20V244H19ZM41 245H44V246H45L46 244H42V243H41ZM48 245H49V244H48ZM51 245H52V244H51ZM51 245H50V246H51ZM60 245L62 246V244H60ZM60 245H59L58 247H61ZM77 245H78V244H77ZM77 245L75 244V246H77ZM81 245H80V246H81ZM83 245L86 246L85 244H83ZM109 245H110V244H109ZM125 245H126V244H125ZM138 245H139V243H138ZM138 245H137V246L135 245V246L138 247ZM142 245H143V244H142ZM149 245H148V246H149ZM163 245H164V244H163ZM163 245H161V246H163ZM165 245H166V244H165ZM167 245H168V244H167ZM180 245H178V246L181 247ZM184 245L187 246V247H186V250H187L188 245H186V243H185ZM184 245H182V246H184ZM193 245H194V243H193ZM203 245H204V244H202V246H203ZM206 245H207V243H206L205 246H203L202 248H203V249H206V247H208V246H206ZM237 245H239V244L237 243ZM243 245H244V243H243ZM247 245H248V243L246 244V246H247ZM5 246L7 247V244H6V243H5ZM5 246H4V247H5ZM34 246H35V245H34ZM44 246H43V247H44ZM63 246H64V245H63ZM80 246H79V248H77V249H80ZM113 246L116 247V245H113ZM140 246H141V245H139V247H140ZM146 246H147V245H146ZM148 246H147L146 248H149V247H150V246H149V247H148ZM169 246H170V244H169ZM169 246H168V247H169ZM172 246H173V245H172ZM176 246H177V245H176ZM195 246H196V245H195ZM195 246H194V249L196 250L197 248H196ZM210 246H211V245H210ZM214 246H216V245H214ZM217 246H219L218 243H217ZM220 246H221V245H220ZM225 246H224V249H225ZM239 246H240V245H239ZM241 246H242V245H241ZM246 246H245V247H246ZM260 246L262 247V243H261V245H259L258 247H260ZM12 247H13V246H12ZM16 247L18 248V246H16ZM19 247H20V246H19ZM39 247H40V246H39ZM41 247H42V246H41ZM41 247H40V248H41ZM43 247H42L41 251H39V252H42V250L45 252L44 249H46V248L43 249ZM56 247H57V246H56ZM73 247H74V245H73ZM73 247L71 246V248H73ZM81 247H82V246H81ZM94 247H96V245H95ZM94 247H93V248H94ZM107 247H108V246H107ZM111 247H112V246H111ZM111 247H110V248H111ZM122 247H123V246H122ZM127 247H128V246H127ZM141 247H142V246H141ZM144 247H145V246H144ZM155 247H157V246H155ZM163 247H165V246H163ZM163 247H162V248H163ZM170 247H171V246H170ZM173 247L175 248V245H174ZM173 247H172V250L175 251L176 249L174 250ZM179 247H178V248H179ZM190 247H191V246H190ZM197 247H198V246H197ZM204 247H205V248H204ZM221 247H223V245H222ZM221 247H220V248H221ZM236 247L238 248V246H236ZM236 247H235V248H236ZM245 247H242V249H243V248L245 249ZM247 247H248V246H247ZM247 247H246V248H247ZM249 247H251V246L249 245ZM253 247H256V249H258L257 246H253ZM253 247H251V249H252ZM7 248H8V247H7ZM10 248H11V245H10ZM13 248H14V247H13ZM32 248H34V247L32 246ZM40 248H39V249H40ZM49 248H50V247H49ZM52 248H53V245H52ZM61 248H62V247H61ZM69 248H68L67 250H69ZM74 248H75V247H74ZM97 248H98V245H97ZM103 248L106 249V247H103ZM150 248H152V247H150ZM153 248H154V247H153ZM162 248L160 249V251L162 250ZM176 248H177V247H176ZM200 248H201V247H200ZM220 248H219V249H218V247L216 248V249H218V252H219ZM226 248H227V247H226ZM0 249H2V248H0ZM35 249H37V247L34 248V251H36ZM63 249H65V248L63 247ZM82 249H83V248H82ZM85 249H86V247H85ZM88 249H89V250H90V249L92 250V248H87V250H88ZM117 249H118V248H117ZM127 249H128V248H127ZM143 249H144V248H143ZM165 249H166V248H165ZM170 249H171V248H170ZM183 249H184V248H183ZM183 249H182V250H183ZM191 249H192V248H191ZM191 249H188V250H191ZM209 249H210V248H209ZM239 249H240V247H239ZM256 249H255V250H256ZM3 250H4V249H3ZM8 250H9V248H8ZM8 250H7V251H8ZM12 250H13V249H12ZM29 250H30V248H29ZM37 250H38V249H37ZM48 250L50 251V249H48ZM57 250H58V248H57ZM65 250H66V249H65ZM72 250H74V249H72ZM91 250H90V251H91ZM93 250H94V249H93ZM96 250H98V249H96ZM99 250H100V249H99ZM107 250H108V249H107ZM107 250H106V251H107ZM113 250H114V248H113ZM113 250H112V252H113ZM128 250H130V248H129ZM133 250H136V248L133 249ZM145 250H147V252H148V249H145ZM152 250H153V249H152ZM158 250H159V249H158ZM167 250H169V249L167 248ZM179 250L181 251V249H177L178 252H179ZM198 250H199V249H197V250L195 251V252H197L196 255L198 254ZM201 250H202V249H201ZM201 250H200V251H201ZM213 250H215L214 247H213ZM222 250H223V248L221 249V251H222ZM233 250L231 251V253L233 252ZM248 250H250V249H247V254L249 255L250 252L248 253ZM252 250H253V249H252ZM255 250H254V252H255ZM260 250H264L263 247H262V249H260ZM17 251H18V250H16V252H17ZM24 251H26V250H24ZM31 251L33 252V250H31ZM46 251H47V250H46ZM58 251H59V250H58ZM69 251H71V249H70ZM69 251L66 252V251L62 250V252H66V254H65V255H66V256H65V257H66V260H67V255L70 254ZM74 251H76V250H74ZM82 251H83V250H82ZM110 251H111V249H110ZM131 251H132V249H131ZM131 251H129V252H131ZM164 251H165V250H164ZM191 251H192V250H191ZM202 251H203V250H202ZM202 251H201V252H202ZM206 251H207V250H206ZM227 251H228V248L226 249V253H230V252H227ZM234 251H235V250H234ZM239 251H240V250H239ZM244 251H245V252H243V253H244V255H246V254H245V253H246V250H244ZM0 252H1V251H0ZM3 252H4V251H3ZM26 252H29V251L27 250ZM47 252H48V251H47ZM60 252H61V251H60ZM68 252H69V253H68ZM72 252H73V251H72ZM76 252H77V251H76ZM79 252H80V251H79ZM79 252H77L78 255H79ZM101 252H102V251H101ZM115 252H117V251H115ZM115 252H113V253H115ZM123 252H124V251H123ZM123 252H122V254H124ZM132 252H133V251H132ZM169 252H171V251H169ZM184 252H185V253H183V255L186 254V251H185V250H184ZM188 252H189V251H188ZM192 252H193V251H192ZM203 252H204V251H203ZM207 252L209 253L210 251H207ZM223 252H225V250L222 251V253H223ZM236 252H237V249H236ZM257 252H258V250H257ZM6 253H7V252H6ZM6 253H5V254H6ZM12 253H13V251H12ZM14 253H15V252H14ZM22 253H23V252H22ZM48 253L51 254L50 252H48ZM77 253H76V254H77ZM109 253H110V252H109ZM109 253H108V254H109ZM126 253H128V252H126ZM126 253H125V255H126ZM143 253H144V255L147 254L145 251H144ZM143 253H142V254H143ZM145 253H146V254H145ZM148 253L151 254V252H148ZM163 253H164V252H163ZM165 253H166V252H165ZM172 253H173V252H172ZM175 253L177 254V252H175ZM189 253H190V252H189ZM215 253H216V254H219V253H220L219 255H221V252H219V253L215 252ZM226 253H225V255H227V256L229 255V256H230V254H226ZM263 253H264V251L262 252V255H261V253H260V255L264 257ZM1 254H2V253H1ZM8 254H9V252H8ZM18 254H19V253H18ZM18 254H17V255H18ZM25 254H26V253H25ZM25 254H24V255H25ZM30 254H31V253H30ZM46 254H47V253H46ZM52 254H53V253H52ZM58 254H59V253H58ZM60 254H61V253H60ZM72 254H73V253H72ZM82 254H84V251H83ZM87 254H88V253H87ZM89 254H90V252H89ZM96 254H97V252H96ZM96 254H94V255H96ZM106 254H107V253H106ZM106 254H105V255H106ZM108 254H107V256H109ZM110 254H111V253H110ZM131 254H132V253H131ZM131 254L129 253L130 256H132V255L134 256V252H133L132 255H131ZM137 254H138V253H137ZM139 254H140V255H138V257L141 256V252H140ZM168 254H170V253H168ZM173 254H174V253H173ZM179 254H180V253H179ZM187 254H188V253H187ZM200 254H201V253H199L198 255H200ZM202 254H203V253H202ZM206 254H207V253H206ZM11 255H13V254L10 253V257H11ZM15 255H16V254H15ZM20 255H21V253H20ZM28 255H29V254H28ZM40 255H42V254H40ZM40 255H39V256H40ZM56 255H57V254H56ZM92 255H93V254H91V256H92ZM94 255H93V257H94ZM116 255H117V253H116ZM119 255H121V254L118 253V256H119ZM127 255H128V254H127ZM135 255H136V253H135ZM181 255H182V254H181ZM183 255H182V256H183ZM204 255H205V252H204ZM209 255H210V253H209ZM209 255H208V256H209ZM213 255H214V254H213ZM225 255L223 256L224 259L226 258ZM231 255H232V254H231ZM235 255H237V254H235ZM235 255H234V259H235ZM238 255H239V252H238ZM248 255H247V256H248ZM251 255H252V253H251ZM253 255H254V254H253ZM258 255H259V253H258ZM258 255H257V257H258ZM33 256H34V255H33ZM49 256H51V255H49ZM60 256H61V255H60ZM70 256H72V255H70ZM83 256H84V255H83ZM86 256H87V255H86ZM111 256H113V254H111ZM166 256H169V255L166 254ZM174 256H175V254H174ZM191 256H192V255H191ZM200 256H201V255H200ZM208 256H207V257H208ZM215 256H216V255H214V257H215ZM221 256H222V255H221ZM221 256H220L219 258H221ZM261 256H260V258H261ZM1 257H2V256H1ZM6 257H8V256H6ZM12 257H13V256H12ZM15 257H16V256H15ZM18 257H19V255H18ZM25 257H26V256H25ZM44 257H45V256H44ZM47 257H48V256H47ZM47 257H46V258H47ZM62 257H63V256H62ZM74 257H75V256H74ZM76 257H77V255H76ZM79 257H81V256H79ZM96 257H98V256H96ZM100 257H101V256H100ZM119 257H121V256H119ZM119 257H118V259H119ZM122 257H123V256H122ZM126 257H127V256H126ZM128 257H129V256H128ZM171 257H172V256H171ZM187 257H188V256H187ZM193 257H195V255H194ZM231 257H233V256H231ZM238 257H239V256H238ZM241 257H242V255H241ZM248 257H250V256H248ZM254 257H256V256H254ZM254 257H251V258H254ZM263 257H262V258H263ZM2 258H3V257H2ZM23 258H24V257H23ZM85 258H86V257H85ZM88 258H89V256L87 257V259H88ZM104 258H105V256H104ZM110 258H111V257L109 256V259H110ZM114 258H115V255H114ZM143 258H144V257H143ZM146 258H147V257H146ZM146 258H145V259H146ZM162 258L165 259V257H162ZM173 258H174V257H173ZM173 258H172V260H173ZM199 258H200V257H199ZM199 258L197 257L198 260H199ZM216 258H217V257H215V259H216ZM236 258H237V257H236ZM239 258H240V257H239ZM239 258H238V259H239ZM246 258H247V257H246ZM7 259H8V258H7ZM18 259H19V258H18ZM18 259H17V260H18ZM27 259H29V258H27ZM27 259H26V260H27ZM30 259H31V256H30ZM48 259H50V258H48ZM48 259H47V260H48ZM74 259H76V258H74ZM77 259H78V257H77ZM77 259H76V260H77ZM81 259H82V258H81ZM94 259H95V258H94ZM123 259H125V258H123ZM126 259H127V258H126ZM128 259L131 260L130 258H128ZM140 259H141V258H140ZM140 259H139V260H140ZM152 259H153V258H151V260H152ZM188 259H189V257H188ZM197 259H196V261H197ZM205 259H206V258H205ZM224 259L222 258L221 260L224 261ZM226 259H227L228 261L230 260L229 257L226 258ZM234 259H233V261H234ZM241 259H242V258H241ZM244 259H245V257H244ZM244 259H243L242 262H245ZM247 259H248V258H247ZM255 259H256V258H255ZM0 260H1V259H0ZM31 260H32V259H31ZM36 260H37V259H36ZM38 260L42 261V260H44V258H43V259L41 258V259H38ZM38 260H37V261H38ZM50 260H51V259H50ZM89 260H90V259H89ZM92 260H93V259H92ZM98 260H99V259H98ZM100 260L102 261L103 259H100ZM112 260H113V259H112ZM115 260H116V259H115ZM121 260H122V259H121ZM141 260H143V259H141ZM146 260H148V259H146ZM153 260H154V259H153ZM153 260L151 261L152 263H153ZM155 260H157V259H155ZM155 260H154V262L156 263ZM190 260H192V257H191ZM211 260H212V259H211ZM221 260L218 259V263H219V261H221ZM252 260H253V259H252ZM263 260H264V259H263ZM27 261H30V260H27ZM32 261H33V260H32ZM32 261H31V262H32ZM34 261H35V260H34ZM70 261H71V260H70ZM72 261H74V260H72ZM72 261H71V262H72ZM77 261H78V260H77ZM80 261H81V260H80ZM80 261H79V262H80ZM133 261H135V259H134ZM157 261H158V260H157ZM166 261H167V260H166ZM170 261H171V259H170ZM194 261H195V260H194ZM202 261H203V263L205 262L203 259H202ZM209 261H210V258H209ZM215 261H216V260H215ZM215 261H214V262H215ZM233 261H232V263H233ZM250 261H251V260H250ZM49 262H50V261H49ZM60 262H61V261H59V264H62L63 260H62L61 263H60ZM68 262H69V260H68ZM91 262H92V261H91ZM96 262H97V260H96ZM96 262H95V260H94V263H96ZM111 262H112V261H111ZM113 262H114V261H113ZM119 262H120V259H119ZM119 262H118V264H120ZM135 262L137 263V260H136ZM135 262H134V264H135ZM142 262H143V261H142ZM144 262H145V261H144ZM144 262H143V263H144ZM146 262H148V261H146ZM159 262H160V263H157V264L164 263V260H163V261H160V260H159ZM171 262H172V261H171ZM184 262H187V260H186V261L184 260ZM189 262H190V261H189ZM191 262H192V261H191ZM200 262H201V261H200ZM212 262H213V261H212ZM221 262H222V261H221ZM224 262H227V261H224ZM224 262L221 263V264H224ZM235 262H236V260H235ZM240 262H241V261H240ZM246 262H247V260H246ZM246 262H245V264H246ZM248 262H249V261H248ZM252 262H253V261H252ZM258 262H259V259H258ZM262 262H263V261H262ZM4 263H5V261H4ZM13 263H14V261H13ZM22 263H23V262H22ZM24 263H25V262H24ZM41 263H42V262H41ZM72 263H73V262H72ZM80 263H81V262H80ZM80 263H79V264H80ZM82 263H83V260H82ZM86 263H87V261H86ZM98 263H99V261H98ZM105 263L107 264V262H105ZM109 263H110V262H109ZM127 263H128V261H127ZM139 263L141 264L140 261H139ZM155 263H154V264H155ZM175 263H176V262H175ZM227 263H229V262H227ZM1 264H2V263H1ZM6 264H7V263H6ZM8 264H9V263H8ZM10 264H11V261H10ZM35 264H36V262H35ZM38 264H40V263H38ZM43 264H44V263H43ZM45 264H48V263H46V260H45ZM64 264H65V263H64ZM67 264H68V263H67ZM74 264H75V263H74ZM87 264H88V263H87ZM92 264H93V263H92ZM111 264H112V263H111ZM114 264H115V263H114ZM122 264H125V262H124V263L122 262ZM129 264H130V262H129ZM132 264H133V263H132ZM137 264H138V263H137ZM145 264H148V263H145ZM164 264H165V263H164ZM169 264H171V263H169ZM172 264H173V262H172ZM185 264H186V263H185ZM187 264H189V263H187ZM191 264H192V263H191ZM198 264H199V263H198ZM200 264H201V263H200ZM213 264H215V263H213ZM216 264H217V263H216ZM230 264H231V263H230ZM235 264H236V263H235ZM247 264H248V263H247ZM253 264H254V263H253ZM262 264H263V263H262Z\"/></svg>", "mask_w": 264, "mask_h": 264}]
</instances>
